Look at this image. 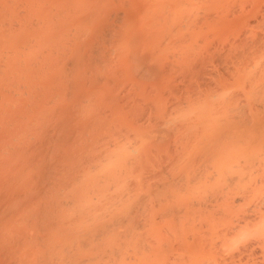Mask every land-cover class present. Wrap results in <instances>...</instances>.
<instances>
[{"label":"rangeland","instance_id":"1","mask_svg":"<svg viewBox=\"0 0 264 264\" xmlns=\"http://www.w3.org/2000/svg\"><path fill=\"white\" fill-rule=\"evenodd\" d=\"M9 1L10 0H8V2H6L5 3V5H2L1 3L3 2L4 3V1H2V2H0V10L2 11V9L3 10H5L6 8H3V7H8V9L6 10V12L5 13H2V15H4L3 17L2 16H0L1 18V21H0V25L2 24V23H4V24H2V25H7V26H3L2 27V29L4 28V27H6L5 28V30H3L4 31V34H9L8 36L7 35H0V48L2 49L3 48V50H1L0 49V59L2 60H0V63L1 62H3V65H9V67H7V65L6 66H4L5 67V69L4 70H6V71H3V72H6L5 74H7V75H5V74H3L1 71V73H0V77H3V78H0V81H2L0 84V90H2L1 88H5V87H8L9 86V89L8 88H6V90L5 89H3L2 91H0L1 93H0V96L1 95H4L3 97H1L0 99V114H3V115H0V119H3V118H5V119H3L2 121H0V129L2 130V131H0V156H2V157H0V161H3V162H0V184H5L6 186H2V185H0L1 187H0V208H3V210L5 209V208H7L6 210L7 211H2L1 209H0V211H2L3 212V214H0V224H2V225H0V234H2V235H0V241H2V242H6V244L5 243H3V245H2V249L0 248V264L1 263H4V264H6V263H8L7 261H11L12 263H14V261H16V260H19V258H20V262L21 263H19V261L17 262L16 261V264H24V261H25V264H35V263H30V262H34V260H32L33 259V257H34V259H38L41 255H40V253H38V251H40V250H42L41 251V253H43L42 254V257L41 258H39V260H41L40 261V263H38V261H35L36 262V264H64L63 262H65V264H68L69 262H67V260L68 261H70V260H72V259H74V260H72L69 264H71V263H74V264H84V262H85V264L86 263H88V264H90V263H92V264H98V262H99V264H105L104 263V259H107L108 257L110 258V257H112V258H108V260H105V262H108V263H106V264H116V263H113V262H117L118 264H128L129 262H130V264L131 263H134V264H175V263H177V262H174L173 263V261L174 260H176V261H178L179 263H177V264H182V262H185V261H187V262H185V263H183V264H238V261H236V260H234L235 258L237 259V258H241V257H243L244 256V254H246V252L248 253V256L246 257V256H244V259H239V262H242L243 260L245 261L246 260V262L247 263H249V264H261V262H259V260L257 261H254V258L255 259H257L258 257L257 256H260L259 258L261 259V258H263V259H261V260H264V252H263V250H260V249H262L263 247H264V243L261 245L260 243L261 242H263V241H260L259 240V238H255V237H257V235L259 234V237L264 233V231L260 234V233H258V234H255L256 236H253V234H250V235H248V237H247V240L246 241H248V242H246L245 240H241L242 242H238V244H237V241H240V239L241 238H238V239H236L237 241H235V242H232L231 243V241L230 240H232V239H230V238H233V236H234V234H235V232L237 231L236 229H237V219H239V216L238 215H240V217L242 218L241 220H239V221H243L244 219L243 218H245V216L244 215H246V214H248V213H250V211L251 210H256L257 208L256 207H259L258 208V210L260 211V210H264V208L262 207V209H261V204H262V202L259 200V199H261V198H263V201H264V181H263V177L264 176H262L263 175V173H264V170L263 171H259L258 169L259 168H261V167H263L264 168V157H262V155L264 154V151H263V154H260V153H262L261 151L262 150H258V149H262L261 147V144L256 148V149H252V151H250V152H247V153H245V154H243V151H241V150H239L238 148H239V145H243V143L245 144V142L244 141H247V140H244V137H247V138H249L250 136H251V134H249V136H248V134H246V127L248 126L247 124H245L247 121H249V120H247L245 123H242V125L243 126H238L237 128H236V130H235V133H232V134H236L237 136H235V138H234V136L232 137V139H229L228 140V143L224 146L225 148H222L224 151L222 152V151H220V153H219V151H218V153H214V154H218V156H215V155H211L210 154V156H208V161H211L210 163L207 161V160H204V159H202V160H200V161H206V162H200V161H198L199 159H195V158H197V157H195L196 156V153L198 154L199 152H201V151H197V150H202V146H205L204 144H206L204 141V143L202 142H200V143H195V145H194V149H195V151H196V153H194V154H186L187 155V158H186V160H185V157L184 158H182L181 159V161H180V163L179 162H176L177 164H179L181 167H177V169H178V172H176V173H174L173 171H177V169H173V171H172V166H174V165H172V163H174V161L175 160H173V159H175L176 157H173V159H171L170 157H172L171 155H173V156H176L177 155V153H175V151L176 152H178V151H180L179 153L180 154H183L184 152H183V150L181 149V148H183V147H180V143L184 146V142H187V140L186 139H190V142H189V144L191 143V142H194V141H202L203 140V138H201L204 134H202V136H199V138H197V140H193V139H196V138H193V135H195L194 133H193V135H189V137L187 138L186 137V139H185V137H183V138H181L180 137V133H182V134H184L183 132H181V131H183V130H181V129H178V127H176V126H179V128H183L184 130H185V126L183 125V123H184V121L182 120L183 118H180L181 120L180 121H182V123L181 124H178V123H176L177 121L176 120H174L173 119V117H174V115H175V119H178L179 117H177V113H179L178 111L177 112H175V111H173V113L175 112V114H172V113H169V114H171V115H169L167 112H165V111H168V109H170V108H173L174 106H175V102H173V101H176V102H179V100H180V98H178V96L180 97V93L181 92H178L177 94H174L175 92H172V91H165L164 92V94H163V92H161V90L163 91V90H173V89H171L170 87H169V85H172V83L170 82V84L168 85V83L169 82H167V81H170V79H172L173 78V76H168V77H166V78H164V74H168V75H170V73L173 71V70H170V69H172L173 68V64L174 63H176L177 61H175L176 59L178 60L179 59V57L178 58H174L175 56H172V58H171V55H173V53H174V55H177V52L179 51L178 50V48H182V47H184L183 45H185V46H187V47H185L184 49H188V48H190V47H192L193 49L195 48V46H197V44H193V45H195L194 47L192 46V44L191 43H194V42H196V43H198V44H200V45H203V47H206V46H213L214 44L213 43H217V42H219L220 43V41H219V37L215 34V33H213V31H208V32H206L205 31V34H204V32L202 31V30H199V28H200V25H201V19L203 18L202 16H204L203 15V13H202V10L204 9L202 6H204V4H205V2L206 1H208V0H173V1H170V0H140V1H142V3H139L137 0H130V1H128V0H126V1H128V2H126L125 0H51V2L50 1H48V0H43V2L40 0V1H38V0H34V2L33 3H31V1L32 0H29V1H26V0H19V2H17V0H13V1H10V4L11 3H13L11 6H14L13 7V11L12 10H10L12 7L11 6H8L7 4H9ZM22 1V2H21ZM25 1V2H24ZM49 2V3H47V2ZM59 1V2H58ZM61 1H63V2H61ZM65 1V2H64ZM67 1H69V2H72L73 1V4H70L69 2H67ZM113 1V2H112ZM118 1V2H117ZM120 1H121V3H120ZM133 1V2H132ZM170 1V2H169ZM184 1V2H183ZM189 1V2H188ZM197 1V2H196ZM199 1V2H198ZM14 2H17V3H23V4H27V2L28 3H30V5H32L31 7H29L30 5H26V6H28V9H27V7L26 6H24L23 7V4H21L22 5V7L20 6V4H17V3H14ZM124 2H126V3H124ZM132 2V3H131ZM177 2H181V3H185V2H187L186 4H180V3H178V6L177 5H175V4H177ZM36 3H41V4H38V5H36ZM42 3H43V5H42ZM51 3V4H50ZM62 3V4H61ZM76 3H78L77 4V6L75 7V5H76ZM90 3H92V4H90ZM118 3V4H117ZM124 3V4H123ZM127 3H128V5L130 6V8H133L131 11H130V15H128L126 12H125V10H122V8L123 9H126V10H130V8H129V6H127ZM198 3H200L201 5H199ZM9 4V5H10ZM15 4L16 5H18L19 7H18V9H16L17 8V6H15ZM44 4L46 5V7H44ZM54 4H58V5H54ZM64 4H66V5H64ZM68 4H70V6L68 5ZM84 4V5H83ZM154 4V5H153ZM163 4V5H162ZM167 4V5H166ZM188 4H192V6H188V7H185V6H187ZM47 5H49V6H47ZM53 5H54V7H53ZM68 5V6H67ZM90 7H89V6ZM126 5V6H125ZM142 5V6H141ZM145 6V8H144V6ZM160 5V6H159ZM181 6V8H180V6ZM36 7V8H33V7ZM41 6H43V8L44 9H41ZM58 6V7H57ZM86 7L87 9H88V7L89 8H91L92 9V7H93V9L91 10V9H89V10H91V11H89V10H87V9H84L83 11L82 10H80L81 11V13L79 12V9H77L78 7H80V8H82L83 9V7ZM104 6V7H103ZM111 6V7H110ZM116 6V7H115ZM133 6H135V7H133ZM140 6H141V8H140ZM163 6H166V7H163ZM22 8V10L25 8V12H23L22 14H20V12L18 13V11L19 10H21V8ZM38 7V8H37ZM48 7H50L49 9H47ZM55 7H57L58 9L59 8H61V9H57V8H55ZM66 8V9H63V8ZM70 7V8H69ZM115 7V8H114ZM126 7H128V8H126ZM137 7H139V10H138V8ZM10 8V9H9ZM20 8V9H19ZM34 9V12L33 11H31V12H29L31 9ZM51 8L52 9H54V10H52L51 11ZM67 8H69V10L67 9ZM74 8V9H73ZM147 8V9H146ZM148 8H151V10H149ZM153 8V9H152ZM172 8V9H171ZM187 8V9H186ZM198 8V9H197ZM203 8V9H202ZM37 9H40V11L39 10H37ZM56 9V10H55ZM63 9V10H62ZM76 10V12L74 11V15H76V14H78V12H79V14L80 15H78V16H75V17H73V15H71L72 13H69V11L70 10ZM119 9V10H118ZM137 9V10H136ZM155 9V10H154ZM157 9H159V10H157ZM192 9V10H191ZM201 9V10H200ZM9 10V12L7 13V11ZM15 10H17V11H15ZM21 10V11H22ZM27 10V11H26ZM29 10V11H28ZM49 10V11H48ZM66 10V15H68V14H70L69 16H72V18H74L73 20H71V21H73V22H71V21H69V19H72L71 17H69V16H67V20L65 19V18H60V17H64V14L62 15V16H57V15H54V16H56L55 18L56 19H58V21L57 20H55V21H49V20H51V19H54V17H53V15H51V13L50 12H53V11H55V12H61V11H63V12H61V13H64V11ZM86 10V11H85ZM94 10V11H93ZM113 10V11H112ZM128 10V11H129ZM140 10H143V11H140ZM167 10V11H166ZM189 10V12H187ZM197 10H200L199 12L197 11ZM1 11H0V13H1ZM35 11H37V12H35ZM43 11H45V12H47V13H45L44 14V12ZM103 11V12H102ZM115 11H116V13H115ZM147 11V12H146ZM173 11V12H172ZM190 11H194V13L195 12H198V13H196L194 16H193V12H190ZM4 12V11H3ZM10 12H14L16 15H17V19L16 18H14L16 15H14L13 13H11V14H9ZM48 12H49V14H48ZM70 12H72V11H70ZM95 12H97L95 15H94V13ZM118 12H119V14H122V15H118ZM140 12H142V14L140 13ZM204 12V11H203ZM27 13V14H26ZM33 13V14H32ZM37 13L39 14V15H37ZM40 13H42V14H40ZM102 13V14H101ZM110 14V16L109 15H105V14ZM129 13V12H128ZM131 13H132V15L134 16V17H136V16H138V17H136V18H134L132 15H131ZM133 13H136V15L135 14H133ZM140 13V14H139ZM148 13H149V15H148ZM158 13V14H157ZM7 14V15H6ZM36 14V15H35ZM53 14H57V13H53ZM90 14V15H89ZM100 14V15H99ZM173 14V15H172ZM184 15V16H182V15ZM187 14H189V15H187ZM198 14H200V15H198ZM1 15V14H0ZM10 15H11V17H12V15H14L12 18H10ZM18 15H20V17L18 16ZM23 15V16H22ZM43 15V16H42ZM44 15H45V17H44ZM58 15H60V14H58ZM83 15V16H82ZM100 16V17H102V18H100V17H96V16ZM102 15V16H101ZM117 16L116 18H114V17H111V16ZM6 16V18H4ZM38 17V19H36V20H38V22H39V24H42V23H46V25H45V27H42V26H44V24H42V26L40 27V28H38L39 26H38V24H37V26H36V23H38V22H36L35 23V27H33V28H35L34 30H33V28H32V26L31 25H34L33 23H31L30 24V22H28V20L30 21H32V22H34V21H36L35 20V18H37ZM42 16V18H44V19H42V20H44V22H40V17ZM85 16V17H84ZM109 16V17H108ZM120 16H123L122 18L120 17ZM131 17V18H128V17ZM146 16V17H145ZM157 16V17H156ZM193 16V17H192ZM7 17H9L8 19H9V21H10V19H12V21H14V22H12V25L10 24L11 23V21L9 22L8 20H5V19H7ZM49 17H51L50 19H49ZM66 17V16H65ZM87 17H89L88 19H87ZM91 17H93V18H95L94 20L91 18ZM105 17V18H104ZM119 17V18H118ZM163 17H165V18H163ZM173 17V18H172ZM177 17V18H176ZM181 17H183V18H181ZM190 18V19H192V18H195V19H192V20H190V19H188V18ZM198 17H200V18H198ZM202 17V18H201ZM25 18V19H24ZM48 18V19H47ZM83 18V19H82ZM97 18V19H96ZM112 18V19H111ZM124 18H128V19H124ZM156 18V19H155ZM186 18V20H184ZM21 24L22 22H25V23H23L24 25H20L16 20ZM18 19H20V20H18ZM22 19L23 20H25V21H22ZM64 19V20H63ZM77 19V20H76ZM99 19H101V20H99ZM104 19V20H103ZM108 19V20H107ZM122 19V23L119 21V20H121ZM132 19H135V20H137V19H139V20H137L138 21V23L135 21V20H133V22L132 23H130L131 22V20ZM141 19V20H140ZM154 19V20H153ZM163 19V20H162ZM175 19V20H174ZM182 19V20H181ZM196 19H198L199 21L197 22V20ZM46 20H48V21H46ZM69 21L70 22V24L69 23H67V22H63V23H67L66 24V26L65 27H62V25H65V24H63V23H61V21ZM79 20H83V21H79ZM91 21L92 20V22L90 23L89 21ZM116 20V21H115ZM158 20H160V21H158ZM5 21V22H4ZM8 21V22H7ZM22 21V22H21ZM76 21H79V22H76ZM86 21V22H85ZM102 21H104V22H102ZM114 22L115 24H113V23H110V22ZM123 21H125V22H123ZM126 21H128V22H126ZM142 21V22H141ZM153 21V22H152ZM190 21H192L193 22V24L190 22ZM17 24H16V23ZM26 22H27V24H26ZM48 22H50V23H48ZM80 22H82V25H81V23ZM88 22V25H84V24H86ZM105 22H107V23H105ZM109 22V23H108ZM149 22V23H148ZM163 22H165V23H163ZM185 22H187L186 24H184ZM7 23V24H6ZM55 24V25H53V26H51L50 24ZM77 23V24H76ZM103 23L105 24L104 26H102L103 25ZM158 23V24H157ZM190 23V24H189ZM15 25V30H16V28H17V30H19L17 33L15 32V31H13V28H12V26H14ZM20 25V28H18V27H16L17 25ZM29 24V26H26V25H28ZM60 24V25H59ZM74 24H75V26H74ZM89 24H91V25H89ZM130 24V25H129ZM143 24V25H142ZM144 24H146V25H144ZM154 24H155V26H154ZM159 24H161V25H159ZM164 24V25H163ZM166 24V25H165ZM196 24V25H195ZM200 24V25H199ZM47 25H49L51 28H53L54 27V29H50V28H48L49 26H47ZM97 25L99 26V27H97ZM149 25V27L150 26H154V27H147ZM163 25V26H162ZM170 25H172V26H170ZM47 26V27H46ZM56 26V27H55ZM58 26L60 27L58 30H56L55 28H58ZM71 26V28H73V30L72 29H69V27ZM94 26V27H93ZM127 28H126V27ZM158 26L160 27V28H158ZM165 26V27H164ZM188 26V27H187ZM194 26V27H193ZM195 26H197V27H199V28H195ZM30 27H31V30H29L30 29ZM107 27V29H105ZM115 27V28H114ZM129 27H131V28H129ZM142 27V28H141ZM145 27V28H144ZM177 27V28H176ZM0 28H1V26H0ZM9 28V30H6V29H8ZM10 28H12V30L10 29ZM24 28H27L28 29V31H31V34L30 33H25L24 31H26V32H28L26 29H24ZM37 28V29H36ZM42 28H48V29H50V31H46L47 29H42ZM86 28V29H85ZM98 29V30H96V29ZM99 28H101V29H99ZM123 30H121V29ZM147 28V29H146ZM152 28V29H151ZM155 28V30H153ZM158 28V29H157ZM174 28H176V29H174ZM194 28V29H193ZM120 29V30H119ZM137 29V30H136ZM160 29V30H159ZM162 29V30H161ZM180 29V30H179ZM186 30V31H184V30ZM188 29V30H187ZM195 29H197V30H195ZM205 29V28H204ZM16 30V31H17ZM24 30V31H23ZM75 30V31H74ZM80 30H82V31H80ZM116 30H119V32L121 33V34H118L119 32H117ZM134 30V31H133ZM150 30V31H149ZM153 30V31H152ZM157 30L159 31V32H157ZM166 30H168V33H172V34H175V35H172V34H168V33H166ZM175 30V31H174ZM181 30H183L184 32H181ZM206 30V29H205ZM0 31H1V29H0ZM2 31V32H3ZM22 32L21 34L19 33V32ZM33 31H36V32H33ZM39 31H43V33L41 34ZM52 31H54V32H56V33H54V32H52ZM79 31V32H78ZM84 31H88L89 33H87V32H85V34H84ZM107 31V32H106ZM129 31V32H128ZM141 31V32H140ZM143 31V32H142ZM170 31V32H169ZM193 31V32H192ZM2 32H0V34H2ZM10 32H12V33H10ZM48 32V33H47ZM76 32V33H75ZM81 32H83V33H81ZM96 32H97V35H96ZM116 32V33H115ZM123 32H125V34H122ZM127 32V33H126ZM145 32V33H144ZM151 32V33H150ZM159 33V34H161V35H156V33ZM188 32H190L189 34L191 35V36H189L188 37V35L186 34V33H188ZM198 32V33H197ZM200 32H202L200 35H198ZM210 32H212V35H209V34H211ZM14 33H16V34H19V36H18V38H21V36H23L22 38H23V40L21 41V39L19 40V42L20 43H18V42H16V41H18V39L16 38V37H14V35L16 36V34H14ZM61 33V34H60ZM65 33V34H64ZM74 34V35H71V34ZM78 33V34H77ZM79 33H81V34H79ZM91 33H92V35L94 34L95 36H92L91 35ZM132 33H133V36H131L132 35ZM147 33V34H146ZM184 33V34H183ZM36 35V34H39V35H42V36H44V37H42V38H40V40H38L39 42H41V40L42 41H44L43 43H39V42H37L38 43V45L39 46H37V45H33L34 46V48L33 49H35L36 48V50L37 51H33L32 49H30V48H32V46L30 47V45H29V43H31V42H33V41H31V40H34V41H36L35 39H33V38H30L29 36H31V37H37V36H33V35ZM57 34V35H56ZM60 34V35H59ZM77 34V35H76ZM116 34H118V35H116ZM127 34V35H126ZM180 34H183L184 36H182V35H180ZM194 34V35H193ZM204 34V35H203ZM27 35H29V36H27ZM70 35V36H69ZM77 37H76V36ZM78 35H80V37H78ZM85 35V37H86V39H85V37L84 38H82V36H84ZM107 35H109V36H107ZM115 35L117 36V37H115ZM120 35V36H119ZM130 35V37H124V36H129ZM137 35V36H136ZM198 35V36H197ZM206 35H209L208 37L206 36ZM24 36H26V37H28V38H26V37H24ZM50 36V37H49ZM52 36H54V37H52ZM59 37V38H56V37ZM68 39V42L70 43V40H72L71 38H74L75 37V39H77V38H80V39H77V40H75V39H73V41H74V43L76 42L77 44H74V43H67L66 42V40L64 41V39L63 38H65V37ZM73 36V37H72ZM89 36H91V38L89 37ZM102 36V37H101ZM112 36H114V37H112ZM121 36H123V37H121ZM150 36H152V37H150ZM179 37L180 39H182V37H184L185 39H183V40H180V39H178L177 37ZM181 36V37H180ZM185 36H187V37H185ZM212 36V37H211ZM215 36H217V42H216V37ZM5 37H7V38H5ZM8 37H12V38H8ZM38 37H40V36H38ZM93 37H96V38H94L95 40H94V42H93ZM98 37V38H97ZM122 39H121V38ZM149 37V38H148ZM169 37V38H168ZM197 37V38H196ZM202 37V38H201ZM211 37V38H210ZM214 37V38H213ZM6 39L7 41H5L4 39ZM13 38H15V40H13ZM45 38H47V39H45ZM53 38H56V39H54V41H56L57 39H60L63 43H66L65 45H63L62 44V42H60L59 40H57V42L59 43H57V42H54L53 41ZM65 38V39H66ZM87 38H89V40L87 39ZM100 38V39H99ZM105 38V39H104ZM117 38H120V39H117ZM134 38V39H133ZM151 38V39H150ZM161 38V39H160ZM176 38V39H175ZM190 38H191V40H190ZM196 38V39H195ZM209 38V39H208ZM27 39H30L29 41H31V42H26V40ZM44 39V40H43ZM104 39V40H103ZM111 39V40H110ZM117 39V40H116ZM136 39V40H135ZM144 39H148V40H144ZM167 39V40H166ZM212 39V40H211ZM3 40V42H4V44L5 45H3L2 43H1V41ZM50 40H52V41H50ZM122 40V41H121ZM133 40H135V41H133ZM153 40V41H152ZM156 40H157V42H156ZM188 40V42H190V44L188 43V42H184L183 43V45H180V47H175L176 46V44L178 43V44H180V43H182L183 41H187ZM190 40V41H189ZM194 40H197V41H194ZM199 40H204V41H206L205 43H204V41H202L201 43H199L200 41ZM10 42V44H12V46L10 47L9 45H8V43ZM48 41V42H47ZM49 41L51 42V44H49L48 46L47 45H45V44H48L49 43ZM79 41H81V42H83V44L81 43V42H79ZM88 41H90V42H92V43H90V42H88ZM116 41H117V43H116ZM123 41H125V42H123ZM133 41V42H132ZM149 41H152V42H150V43H152V44H149L148 46H146V44H148L149 43ZM167 41V43L165 44V42ZM177 41V42H176ZM182 41V42H181ZM11 42H13V43H11ZM23 42H25V43H23ZM47 42V43H46ZM72 42V41H71ZM85 42V43H84ZM86 42H88L87 44H86ZM102 42V43H101ZM130 44H129V43ZM138 42H140V43H138ZM148 42V43H147ZM160 42V43H159ZM171 42V43H170ZM175 42H176V44H175ZM180 42V43H179ZM209 42H211V43H209ZM16 43H18V44H16ZM35 42H33L32 44H34ZM54 43H56V44H54ZM97 43V44H96ZM108 43H109V45H108ZM114 43V44H113ZM126 43V44H125ZM133 43H135L136 45H137V47H134V46H136L135 44H133ZM174 44V46H173V44ZM185 43H187V44H185ZM208 43V44H207ZM14 44V45H13ZM24 44H27V46H26V48L28 47L29 49H28V51L29 52H32V53H34L33 55H35V57L33 56V55H31V56H29V52H27V50L24 48L25 46H24ZM44 44V45H43ZM52 44H54L53 46H52ZM74 44V45H73ZM80 44V45H79ZM84 44L85 45H87V46H84ZM91 44V46H89ZM111 44V45H110ZM141 44H143V45H141ZM160 44H161V46H160ZM207 44V45H206ZM211 44V45H210ZM20 45H23V46H20ZM43 45V46H42ZM50 45H51V47H52V50H50V51H52V52H50V51H47V47H50ZM56 45H58V46H56ZM62 45V46H61ZM78 45V46H77ZM98 45V46H97ZM117 45V46H116ZM121 45H125L124 47L123 46H121ZM129 45H131L132 47H129ZM159 45V46H158ZM171 45V46H170ZM190 45V46H189ZM4 46V47H3ZM47 46V47H46ZM54 46L56 47V50H55V48H54ZM60 46V47H59ZM66 46V47H65ZM93 46V47H92ZM95 46H97V48L99 49V48H101V49H99V50H101V52L100 51H96V49L97 48H95ZM100 46V47H99ZM113 46H114V48H113ZM126 46H128L129 48H126ZM177 46H179V45H177ZM5 47H10V48H5ZM15 47V48H14ZM22 47H23V49H22ZM37 47H39V49L37 48ZM43 47H45V48H43ZM58 47H59V49H58ZM84 47V48H83ZM103 47V48H102ZM112 47V48H111ZM117 47V49H115ZM123 47V49H120V48H122ZM17 48V49H16ZM63 48H67V49H64V51H66V52H64V54L66 53V55L67 56H65L64 54H62L61 55V57H59L60 59H58V56H60V54H61V52H63V50L62 49ZM89 48H93L94 50L92 51V50H90ZM109 48V49H108ZM134 48H137V49H134ZM175 48V49H174ZM190 49L191 51L193 50V49ZM8 49V50H7ZM12 49V50H11ZM16 49V50H15ZM57 49L60 51V52H58L57 51ZM71 49V50H70ZM77 49H79V51L77 50ZM88 49V50H87ZM112 49H113V51H112ZM130 50V51H128V50ZM134 49V51H132ZM140 51H139V50ZM155 49V50H154ZM170 49V50H169ZM196 50H198V48H195ZM5 50H6V52H8V54H6V52H5ZM9 50H11V51H9ZM17 50H19L18 52H17ZM20 50H22V51H20ZM41 50H43V51H41ZM47 51V53H46V55L48 56V58L47 57H44V55H42V54H45L44 53V51ZM120 50V51H119ZM121 50H125V51H121ZM154 50V51H153ZM45 51V52H46ZM54 51H56V53L54 52ZM90 51V52H89ZM137 51V52H136ZM152 51H153V53H152ZM167 51V52H166ZM172 51H174V52H172ZM2 52H5V53H2ZM15 52L17 53V54H15ZM19 52H21L23 55H24V57H27V58H22L23 56H21V58H20V56H19ZM24 52L26 53V54H24ZM41 53L42 52V54H40L39 53V56L40 55H42V56H40L39 58H37L36 56H38V54H36V53ZM74 52V53H73ZM77 52V53H76ZM96 52V53H95ZM98 52L100 53V55H98ZM120 52V53H119ZM128 52V53H127ZM147 52V53H146ZM171 52V53H170ZM14 53V54H13ZM32 53H30V54H32ZM55 53V54H54ZM79 53V54H78ZM87 53H89V54H91V59L89 58L88 59V57H90V56H87V55H89V54H87ZM92 53L93 54H97V55H92ZM105 53V54H104ZM108 53H111V54H108ZM123 53V54H122ZM130 53V55H128ZM133 53H135V55L133 54ZM141 53V54H140ZM176 53V54H175ZM2 54V55H1ZM5 54L7 55V56H5ZM9 54H11V55H9ZM22 54H20V55H22ZM56 54H58V55H56ZM74 54H76V55H74ZM80 54H82L81 56H80V58L78 59V57H79V55ZM87 54V55H86ZM119 54V55H118ZM125 54V55H124ZM155 54V55H154ZM158 54V55H157ZM12 55H14V56H16V55H18L17 57L18 58H20V59H22V61H25V62H23V65L22 64H17V63H19V61H16L17 60V58L16 57H14V56H12ZM25 55H27V56H25ZM53 55H56L55 56V59H54V57H53ZM103 55V56H102ZM111 55V56H110ZM121 55H122V57H121ZM123 55H124V57H123ZM131 55H133V57H132V60H131V58L130 57H128V56H131ZM141 55V57H137V56H140ZM149 55V56H148ZM6 57V59H5V57ZM8 56L9 57H12V58H8ZM50 56V57H49ZM70 56V57H69ZM105 56V57H104ZM108 56V57H107ZM114 56H119V58L117 57H115L114 58ZM13 57H14V59H13ZM57 57V58H56ZM85 57V58H84ZM87 57V58H86ZM98 57V58H97ZM104 57V58H103ZM111 57V58H110ZM171 59H170V58ZM33 58H36L35 60H38V59H42V60H38L39 62H36L35 60H33V61H35L36 63L35 64H37V63H39L37 66L32 62V65L30 64V62L32 61V59ZM45 58H47V59H45ZM53 59V60H50V59ZM120 58H122V59H120ZM135 58V59H134ZM174 58V59H173ZM207 58V57H206ZM4 59V60H3ZM12 60V61H9V60ZM24 59V60H23ZM30 59V60H29ZM50 60V61H47V62H45L46 60ZM68 59V60H67ZM93 59V60H92ZM104 59V60H103ZM109 59H111V60H109ZM119 59V60H118ZM126 59L128 60V61H131V62H133V61H135V63H131V62H126L125 63V61H126ZM130 59V60H129ZM138 59H139V61H138ZM160 59V60H159ZM7 62H6V61ZM60 61L58 64H62V65H58L56 62L54 63V61ZM66 60V61H65ZM76 60V61H75ZM98 60V61H97ZM102 60V61H101ZM118 60V63L121 61V63L122 64H118L114 69H113V72H115V74L114 73H111L110 72V70L107 72V68H111V65L112 64H117V63H115L114 61H117ZM158 60V61H157ZM162 60V61H161ZM164 60V61H163ZM165 60H166V62L167 63H171V61L173 62V64H170L169 66H168V64L167 63H165ZM208 60L209 61H211V64H212V62H214L212 65H216V69H217V67H218V65L219 64H223V65H227V62L228 61H220V62H222V63H220L218 60V63L219 64H216L217 63V61H216V58H214V57H210V58H208ZM208 60H206L205 59V63H206V65H208L210 62H208ZM212 60H214V61H212ZM8 61H9V63L10 64H8ZM22 61H20V62H22ZM28 61V62H27ZM62 61V62H61ZM68 61H70V62H72V65H71V63L69 64L68 63ZM83 61V62H82ZM86 61V62H85ZM91 61V62H90ZM101 61V62H100ZM108 61L109 62H111V64L110 63H108ZM140 61H142V62H140ZM149 62V64H147L148 62ZM158 63V64H155L156 62ZM254 61H260V59H254ZM49 62V66H53L54 68V70L55 71H53V73H51V72H49V71H51V67H49L48 65H46V63H48ZM91 63V65L92 66H90L91 67V69H90V67H89V64ZM137 62H140L141 64H140V66H142V69H146V70H141L139 67L140 66H137V68L138 69H134V70H132L131 68L132 67H130L129 68V66H131V64L132 65H134V66H136V65H138L137 64ZM146 62V63H145ZM152 63V65H150L151 63ZM216 62V63H215ZM252 61H250V63H251ZM12 63H14V64H12ZM52 63H54V64H52ZM82 63V64H81ZM83 63H85V64H83ZM108 63V64H107ZM161 63H162V65H161ZM229 63V65L231 66V64L233 65L234 64V62L233 61H229L228 62ZM27 64H29V65H27ZM34 64V65H33ZM41 64V65H40ZM52 64V65H51ZM101 64V65H100ZM123 64H125V65H123ZM145 66H143V65ZM146 64V65H145ZM3 65H1L0 67H2ZM14 65H18L17 67L15 66V68H13L14 67ZM25 65V66H24ZM36 66L34 69H31V70H37L38 71V74L39 75H37V78H34L33 76H35L37 73H35L34 71H33V76L32 75H30V74H26L27 73V71H30L29 73H31L32 71L31 70H29V68L27 69V67L28 66ZM42 65H44V68H49V71L48 70H45L46 71V73L45 72H43V69L44 68H40V69H42V71H39L38 69H36V68H39V66L40 67H42ZM57 65V66H56ZM71 65V66H70ZM82 65H83V68H80V67H82ZM84 65H86V66H84ZM93 65H94V67H95V69L96 68H98L99 69V71L98 72H95V71H97V70H95V69H93ZM108 65V66H107ZM156 65V66H155ZM168 66L169 67V69L167 68V67H164V66ZM212 65H209V69H207V70H211V68H212ZM223 65H221V66H223ZM56 66V67H55ZM62 66H64L63 68H62ZM101 66H103V67H101ZM110 66V67H109ZM120 66H124V67H120ZM126 66H128V68L126 67ZM149 66H151V68L152 69H150V72H151V74H154L155 76H153V75H151L152 76V80H150L149 78H147L148 76H150V73L148 72V69H149ZM155 66V67H154ZM7 67V68H6ZM21 67V68H20ZM24 69H23V68ZM89 67V69H86V68H88ZM112 67H114V65L112 66ZM119 67V68H118ZM148 67V68H147ZM159 67V68H158ZM160 67L162 68V69H160ZM214 67L215 66H213V69L212 70H214ZM232 67H235V64H234V66H232ZM10 68V69H9ZM18 68H20V70H16V69H18ZM32 68V67H31ZM56 68H59V69H56ZM72 68V69H71ZM73 68H75V69H73ZM124 70H126V71H123V69ZM157 68V69H156ZM0 69H3V68H0ZM25 69H27V71H25ZM65 69H67V70H65ZM84 69H86V70H84ZM101 69L103 70V73H102V71H101ZM116 69V70H115ZM120 69H121V71H120ZM160 69V70H159ZM215 69V70H216ZM9 70H11V71H13V70H15V71H13V72H16L15 74H18L17 73V71H20V72H23V70L26 72V73H22V74H26V75H30V76H28V77H30V79L29 78H24V79H27L28 81L29 80H32V81H30L31 83L30 84H33V85H35L36 83H41V85L43 86V88H42V86H40L39 84L36 86H33V87H38L39 86V90H37V88L36 89H34L33 87H32V85H30L31 86V88L29 87V85L27 86V84H29V82L27 81V80H24V79H19L20 77H27L26 75H22V76H20V77H17V75L16 76H14V77H9V75H10V71ZM22 70V71H21ZM59 70V71H58ZM64 70V71H63ZM74 70V71H73ZM75 70H78V71H75ZM88 70V71H87ZM91 70V71H90ZM95 70V71H94ZM105 70V71H104ZM112 70V69H111ZM127 70H129V71H127ZM138 70V71H137ZM156 70H158V71H156ZM162 70H164L163 72H165V73H163V72H160V71H162ZM166 70V71H165ZM167 70H169V71H167ZM215 70H214V72H215ZM49 72V74H47L48 72ZM101 71V72H100ZM117 71V72H116ZM133 71H136V73L137 72H139L138 74L140 75V73H143L142 75V78H140L141 77V75L140 76H136L137 74L134 72V73H132ZM143 71H145V72H143ZM235 71V70H234ZM13 72H11V73H13ZM66 72V73H65ZM70 72H74V73H70ZM78 72V73H77ZM83 72H85V73H83ZM90 72V73H89ZM105 72H107L106 73V77L107 78H109V79H107V78H105V76L104 75H102V74H105ZM119 72H121V73H119ZM124 72V73H123ZM51 73V74H50ZM55 73V74H54ZM65 73V74H64ZM77 73V74H76ZM93 73V74H92ZM98 73V77H100L101 75H102V77H104L105 78V82H107L106 84H108V86L104 83V81H101L100 79H104V78H100V79H97V81L100 83H98V82H96V83H93L94 81H96L95 79H96V77L97 76H95L94 77V75H96ZM127 73V74H126ZM132 73V74H131ZM160 73H163V74H160ZM47 76H46V75ZM58 74L60 75V76H58ZM65 75V76H69V77H71V78H69V77H65V76H63V75ZM69 74H74V76L73 75H69ZM84 74H86V75H84ZM92 74V75H91ZM100 74V75H99ZM112 74H113V76H112ZM117 74H122L123 76H127V77H124V78H122V77H120L121 75H119L118 76V79H119V81L120 82H118V81H115V82H112V83H114V86H117V84H121V81H122V83H124V84H122V86H120L121 87V89L119 88V86H117V87H115V88H113V87H111V86H113V85H109V84H111V78L110 77H108V76H111L112 77V79L113 80H115L117 77ZM131 74V77H129L128 75H130ZM144 74H147V75H144ZM2 75V76H1ZM19 75H21V73L19 74ZM18 75V76H19ZM42 75H45L46 76V78L44 79L43 77L44 76H42ZM55 75L56 76H58V77H55ZM76 75V76H75ZM134 75V76H133ZM160 75L162 76V77H160ZM40 76H42L41 78H40ZM51 76H53V77H51ZM61 76H63L62 77V81H60V82H62V83H59V82H57V83H54V84H52L54 81H57L58 79H55V78H59V80L61 79ZM72 76L73 77H78V78H80L81 76H82V78H84L85 80H83L82 78H80V79H78V78H73V79H76V80H78L79 82H77V81H73L72 80ZM92 76V77H91ZM48 77H50V78H48ZM146 78V79H143V78ZM4 78H6V79H4ZM7 78H11V79H7ZM13 78H17L18 80H20L19 82H17V80H15V79H13ZM32 78H34V79H32ZM68 79L69 81H67L66 82V79ZM88 78V79H87ZM94 78V79H93ZM115 78V79H114ZM151 78V77H150ZM234 78H235V80H238L237 78V76L235 75V73H234ZM37 79H39V80H37ZM43 79V80H42ZM72 81H71V80ZM118 79H116V80H118ZM126 79V80H125ZM128 79H129V81H128ZM158 79H162V80H158ZM215 78L213 77V79L212 80H214ZM3 80H7V81H5V82H8V86L6 85L5 86V82L3 81ZM22 80H24V82L23 83H21L22 82ZM44 80H46V81H49L48 83L46 82V81H44ZM52 80H54V81H52ZM83 80V81H82ZM107 80V81H106ZM138 80H141V81H138ZM164 80H166L165 82H164ZM178 80H180V79H177L176 81H174V84H177L176 82H178V83H180ZM235 80H233V81H231V83H232V85H230L229 84V88L227 87V90H230L229 92H238V93H241L242 94V91H238L239 90V88H240V83L242 84V82L240 81V80H238V81H235ZM9 81H11V82H9ZM14 81H16L17 83H21V84H16V82H14ZM33 81H35V82H33ZM51 81V82H50ZM87 81V82H86ZM70 82H72L71 84H70ZM80 82H84V83H80ZM91 82V83H90ZM141 82H143V84H139V83H141ZM11 83H14L15 85H17V87L18 88H16L15 87V85H11L10 86V84ZM24 83H27V84H24ZM49 83H51V86H55V87H51L50 86V84ZM68 83H69V85H68ZM117 83V84H116ZM127 83V85H125ZM160 83V84H159ZM235 83V84H234ZM7 84V83H6ZM61 84V85H60ZM74 84V85H73ZM79 84V85H78ZM93 84H94V86H93ZM129 84V85H128ZM130 84H132L133 86H130ZM138 85V87H140V88H137L136 86ZM145 84V85H144ZM151 84H153V86H154V89H156L157 91L153 94V95H148L150 92H154V91H150L149 93H148V91H149V88L150 87H152V85ZM5 86V87H3V86ZM20 85H21V90H20ZM27 86L26 88L29 90V91H31V92H28V90L25 88V86ZM44 85H46V87H48V86H50V87H48V88H50L52 91H49L48 90V88H45V86ZM57 85V86H56ZM78 85V86H77ZM86 85V86H85ZM88 85L90 86V85H92V86H90V87H88ZM99 85V86H98ZM103 85V86H102ZM149 85V86H148ZM168 85V86H167ZM215 85V84H214ZM213 85V86H214ZM59 86H61V87H59ZM62 86L64 87V88H62ZM66 86V87H65ZM79 87V88H77V87ZM107 86V87H106ZM143 87V90H145V91H143L141 88ZM144 86H146V87H144ZM148 86V87H147ZM156 86V87H155ZM221 86V85H220ZM220 86H216V87H219V88H221ZM11 87L14 89H16L15 91L13 90V92H15V94L18 92V97H17V95H14V94H12L11 92H9V90H11ZM56 87H59V88H57L56 89ZM67 87H70L72 90H76L75 92H73V91H71V89L70 88H67ZM82 87H84V88H82ZM87 87V88H86ZM111 87V88H110ZM128 87H131L132 89H134V90H136V91H132L131 90V88H128ZM202 87H204V85L202 86ZM215 87V88H216ZM62 88V89H61ZM92 88H94L95 90H93ZM101 88V89H100ZM108 88H110L109 90H108ZM119 88V89H118ZM145 88H147V89H145ZM158 88H160V89H158ZM170 88V89H169ZM215 88H213V90L215 91V92H220V90L222 91L224 88L222 87V89H217L216 88V90H215ZM243 88V85H242V87H241V90H243L244 92L245 91H247V93L245 94L246 95V97H249V99H250V101L249 102H251V103H254L253 105L254 106H256L257 104H259L260 102H258L257 103V99H256V97L257 96H259V95H257V94H260L261 92L259 91L258 93H253V94H249V92H252V91H250V87H248V88H244V89H242ZM23 89H25V91H24V94L25 93H29V95H31V96H35L34 98H31V99H29L28 97H30V96H28L27 94H23V97L21 96V94H22V90ZM31 89V90H30ZM40 89H41V91H40ZM68 89V91H66ZM98 89L100 90V91H98ZM116 89H118L119 90V94L117 95V94H115V92L117 91ZM138 89H139V91H138ZM233 89H238L237 91H233ZM34 90V91H33ZM42 90H45V91H42ZM64 90V92H62L61 94H60V92L61 91H63ZM88 90V91H87ZM114 90H116V91H114ZM128 92V93H125V94H122V93H124V92H126V91ZM148 90V91H147ZM150 90H153L152 88H150ZM17 91V92H16ZM21 91V93L19 94V92ZM32 91L34 92V94H36V95H33V94H30V93H32ZM39 91L41 92V93H39ZM49 91V92H48ZM56 91V92H55ZM77 91H79V92H77ZM85 91H86V94L88 93V92H92V93H94V94H92V93H88V94H90V96L92 95V97L93 98H95V99H97L98 101L97 102H95L94 101V103H92L93 102V100L94 99H91L90 101H91V103H89V102H85L87 99H90V97L88 98L87 97V95L85 94V97H86V99H83V100H80L79 102H81V103H83V102H85V104H80V103H78L77 102V100H76V96H77V98H85V97H83L84 96V94H82V93H85ZM96 91V92H95ZM103 91V92H102ZM112 91H114V92H112ZM121 91H123L122 93H121ZM174 91V90H173ZM46 92V93H45ZM51 92V93H50ZM54 92V94L53 95H51L52 93ZM57 92H58V95H60V96H62V94H64L65 92V96L64 97H66L68 100L69 99H72V100H76L75 102L76 103H74V104H72V105H75L74 107L71 105V107H70V103H71V100H67L66 98H64V97H60V96H57ZM77 92V94H75ZM101 92H102V94H101ZM110 92V93H109ZM136 92V93H135ZM137 92H140V94H138ZM158 92H160V93H158ZM6 93V94H5ZM8 93V94H7ZM45 94L46 96H43V95H41V97H45V98H39L40 96H39V94ZM135 93V94H134ZM235 93V94H236ZM10 94V95H9ZM56 94V95H55ZM72 94V95H71ZM81 94V95H83V96H80L79 97V95ZM99 94V95H98ZM114 95V98H112L111 96H113ZM128 94V95H127ZM129 94L132 96V98L131 97H129ZM133 94V95H132ZM142 94V95H141ZM157 94H159L158 96L159 97H157L156 95ZM163 94V95H162ZM172 94H174V95H172ZM193 94V93H192ZM248 94V95H247ZM11 95H13V96H11ZM69 95V96H68ZM73 95H76V96H73ZM95 95V96H94ZM101 95V96H100ZM135 95H137V96H135ZM143 95L145 96L144 98H146V99H143L142 100V98H143ZM233 95V94H232ZM252 95V96H251ZM7 96H10L9 98L7 97ZM25 96V97H24ZM39 96V97H38ZM52 96H54V97H52ZM119 96V97H118ZM127 96V97H126ZM139 96V99H141V100H139V99H137V97ZM152 96H154L155 98H153ZM172 96H174V97H172ZM237 96V98H235V97H233L232 98V100H237L238 98H239V100H240V102L242 101V103H237L236 101H234V102H232L233 103V105H232V107L234 106V109H235V107H238V106H241V104H242V106L244 105V104H251V103H249V102H246L247 100H248V98H244L245 96L244 95H242V96H239L238 97V95H236ZM16 97H17V99H16ZM27 97V98H26ZM58 98L59 97V99H58V101H56V100H53V99H51V101H55L54 102V104L53 103H50V104H48V102H50L49 100H46V99H48V98ZM73 97H75L74 99H73ZM112 99H111V98ZM120 97H124V98H120ZM151 97L153 98V99H155V100H153L154 102H155V104H153V105H151L152 104V100H151ZM161 97H163V98H161ZM170 97H172V98H170ZM198 97V96H197ZM203 97V96H202ZM240 97H242V98H240ZM253 97V98H252ZM20 98V99H19ZM40 100H39V99ZM61 98H63L62 100H61ZM159 98H161V99H159ZM174 98H176V100L174 99ZM195 98V97H194ZM235 98V99H234ZM258 98V97H257ZM2 99L4 100V101H2ZM6 99V100H5ZM8 99H10L9 101H8ZM14 99L15 100H19L20 101V103H18L17 101L16 102H13L12 104L15 106H13V105H9V104H11V102L12 101H14ZM23 99H25V100H23ZM32 99H34V100H32ZM42 99V100H41ZM102 99V100H101ZM104 99H106V100H104ZM117 99L121 102V100L122 101H124V100H126V102L124 101L123 103L121 102H119V101H117ZM133 99V101H132V104L131 103H129V102H131V100ZM134 99H136V100H134ZM161 101V103H160V101ZM163 99H166V102H164L163 101ZM169 99V100H168ZM170 99H172V100H170ZM241 99H243V100H241ZM246 99V100H245ZM252 99L254 100V99H256V100H254V101H252ZM34 101L35 103V106H36V108H35V106H32L33 104L32 103H27L28 101ZM44 100L45 101H48V102H45L44 103ZM79 100V99H78ZM109 101V102H106V101ZM113 100V101H112ZM147 101V103L149 102V103H151V104H146L147 105V107H145V106H143V110L142 109H140V108H142V107H133V106H137L138 104V106H140V105H142V104H140V103H142V102H144L143 103V105H145V103H146V101ZM238 100V101H239ZM6 101H8V103L6 104ZM27 101V102H26ZM39 101V102H38ZM63 101V102H62ZM68 102V104H66L67 102ZM104 101V102H103ZM167 101H169L168 103H167ZM195 101H197V100H195ZM222 101V100H221ZM226 101V100H225ZM5 102V103H4ZM22 102V103H21ZM42 104H44V105H42ZM112 102H114V103H112ZM116 102H118V103H116ZM134 102V103H133ZM137 102V103H136ZM164 102V103H163ZM173 102V103H172ZM198 102V101H197ZM246 102V103H245ZM15 103H17V105L15 104ZM23 103L24 104H26V107H27V105L29 106V107H27V108H25V106L23 105ZM39 103V104H38ZM46 103H47V105H49V106H47L46 105ZM65 104V105H63V104ZM97 103V104H96ZM100 103V104H99ZM104 103H106V104H104ZM129 103V104H128ZM137 105H136V104ZM167 103V105H165ZM235 103V104H234ZM244 103V104H243ZM18 104H20V105H18ZM32 104V105H31ZM60 104H61V107H62V109L60 110ZM77 104H80V107H82V105H86V107L85 108H87L88 107V105L89 104H93V106H91L90 108H87L86 110H90V114H89V111H83V112H85V113H81V115H83L84 117H83V119H81L80 117H81V115L79 114L80 113V111H82V109H83V107H82V109H80V111L78 110V112L79 113H75V111H73L74 109H77V108H80V107H78V105ZM118 104H121V105H124L125 106V108H126V110H124V109H121V110H123V113L124 114H126V113H128V115L126 116V115H124L123 114V117H128L127 119H124L123 118V121H125V122H123V123H125L124 124V126H123V123H122V127L123 128H127V129H129L130 128V130H128L129 132H127V133H125L127 136H128V133L131 135V136H129V137H132V139L131 140H134V141H136V143L134 144V145H136V146H134V147H136V148H133V147H129L131 144H133V142L134 141H132V143L128 140V139H126V141L125 140H123V139H125L124 137H122V135H125L124 134V132L126 131V129H121V130H119L120 129V127H117L119 124V118L118 117H116V116H118L119 115V111L116 113V114H114L113 115V117H116V118H112V117H109L111 114H113V113H115L116 112V110H118V109H111V110H113V111H115V112H113V111H111V110H109L110 108H117V105ZM129 105L128 107L126 106V105ZM238 104H240V105H238ZM261 104V103H260ZM103 106L102 108H100V106ZM110 105H114V106H110ZM120 105V106H121ZM156 106V107H158L159 105L162 107H158V108H155V109H157V110H154V111H156V112H160L159 113V115H157L158 113H151V112H153V107L152 106ZM180 104L179 103H176V106H179ZM2 106V107H1ZM11 106H13L14 107V110H12V108H10ZM18 106H20V107H18ZM24 106V107H23ZM39 106V107H38ZM40 106H41V108L42 109H39L40 108ZM47 107V109H43V108H45V107ZM52 106H54V107H52ZM65 106H67V109L69 108V110L68 111H70V109H71V111L70 112H72V113H70V112H67V113H70V114H68V115H66L65 117H64V115H65V112L67 111V109L66 110H64V107ZM77 106V108H75ZM95 106H97V109H96V107ZM130 106H132L133 107V110L132 111H136L137 113H129L131 110L129 109V108H132V107H130ZM165 106H168V107H170V108H167V107H165ZM246 107H247V110L246 111H248L247 112V117H250L251 119L253 118V116H252V113L251 112H254L255 110H259L258 108L256 109L254 106L253 107H251V106H247V105H245ZM4 107V109H2ZM7 107V108H6ZM17 107V108H16ZM149 107H151L152 109H150V110H148V108ZM181 107V106H180ZM180 107H178V109L180 108ZM24 108V109H23ZM32 109V108H34V111L35 110H39V111H36V112H34V113H36V115L32 112V113H29V109ZM50 108H52L51 110H53V111H51L50 110ZM54 108L55 109H57L58 110V113L59 114H62V115H58V113H57V110H54ZM93 108V109H92ZM98 108H99V110H98ZM105 108L108 110H105ZM122 108H123V106H122ZM136 108H138L137 110H136ZM147 109V110H145V109ZM254 108H255V110H254ZM259 108H261L260 109V111L261 112H263V110H262V107L261 106H259ZM27 110V111H23V110ZM129 109V110H128ZM159 109H160V111H159ZM166 109V110H165ZM173 109H175V108H173ZM1 110H3V111H1ZM21 110V111H20ZM33 110V109H32ZM47 110V111H46ZM62 111L61 113H60V111ZM85 110V109H84ZM100 110H102V111H100ZM141 111L142 110V112L140 113L139 111ZM8 111H10L9 113L11 114V116L13 117H11V116H9V114H8ZM16 111H19V112H17L19 115L21 114V112L23 111V112H27L26 113V117L27 116H29V117H24V119H23V117H21V118H18L19 117V115L17 116V115H15L14 113L16 112ZM46 112V114H45V116H44V118L41 116V115H44V114H41V112L42 113H44V112ZM49 111V112H48ZM63 111H65V112H63ZM95 111H97V113H102V112H104V114H99V115H101V116H97V117H95V114H97V113H95ZM105 111H107V112H105ZM110 111V112H109ZM144 111V112H143ZM147 111V112H146ZM148 111H150V113H148ZM162 111H164L163 113H165L164 115L166 116V117H162V118H164L166 121H164V120H160V118H159V121L157 122L156 120V117H154L153 118V115L154 116H160L161 114L163 115V113H162ZM246 111H245V113H246ZM257 111H256V113H257ZM4 112V113H3ZM7 112V113H6ZM12 112V113H11ZM22 112V113H23ZM48 112V113H47ZM92 112H94V113H92ZM138 112L140 113L139 114V117L140 118H137L138 116H136L135 117V115H138ZM64 113V114H63ZM88 113V114H87ZM107 113H109V114H107ZM145 114V115H143V114ZM232 113L233 114H237V111L236 110H234V111H232ZM245 113L243 114L242 113V115L244 116V117H242V115H241V117L242 118H246V115H245ZM5 114H7L6 116H4ZM35 116H34V115ZM37 114H40V116L39 115H37ZM72 114H74L75 116L73 117V116H71ZM85 114H87L88 116H90V115H92V116H90V118L89 117H86V115ZM132 116V117H130V115ZM148 114H150V116H147ZM34 117H33V116ZM50 116V117H48V116ZM77 115V116H76ZM105 115H107L110 119H105L106 118V116ZM143 115V116H142ZM180 115H182L181 113H180ZM180 115H178V116H180ZM9 116V117H8ZM16 116V117H15ZM21 116H23V114H21ZM36 116H39V117H36ZM61 116L62 117H64V121L65 122H63V120L60 122V121H56V120H58V119H63V118H61ZM67 116H71L72 118H69V117H67ZM104 116V117H103ZM141 116H142V118H141ZM187 116H189V115H186V117L185 116H183L184 118H187ZM259 116H264V114H261V115H259ZM46 117H48V119H46ZM54 117V122H52L53 121V119H50V118H53ZM55 117H56V119H55ZM78 117V119H76ZM101 117V119H99ZM125 117V118H126ZM131 119H130V118ZM180 117H182V116H180ZM193 116H191L190 118H192ZM9 119V118H11L10 120H7V119ZM16 118V119H15ZM33 118H40L41 120H44V127H43V121H38V120H36V119H33ZM94 118V119H93ZM97 118V119H96ZM137 118V119H136ZM147 118H148V120H147ZM167 118H169L170 120H172V122L170 123V122H168L169 121V119H167ZM15 119V123H17V122H20V124H13V122L11 123L10 121L11 120H14ZM25 119L27 120V119H30V120H27V121H25ZM72 119V120H71ZM76 119V121H73V120H75ZM79 119H81V120H79ZM102 119H104V120H102ZM114 119V120H113ZM130 119V120H129ZM139 119L141 120V121H139ZM237 119H239V117H237ZM5 120H7V122L6 123H4L5 122ZM33 120V121H32ZM46 120H48V121H51V122H47ZM67 120V121H66ZM86 120H88V123L90 124V127H87V124H86ZM111 122H110V121ZM118 120V121H117ZM186 121V124H189V122L190 121H188V123H187V120H188V118L187 119H185ZM253 120L254 121H259V120H255V118L254 119H252V122H253ZM17 121V122H16ZM23 121H24V123H23ZM30 121H31V124H30ZM71 121V123H69ZM89 121H91V122H89ZM98 121H101V122H103V123H106V121L108 122V124L107 125H109V127H106V129H104L103 127L104 126H106V125H103V123H101V122H99L98 124H101V125H97L95 122H98ZM112 121H116L117 123H114V122H112ZM155 121H156V123H155ZM163 121V122H162ZM174 121H176V122H174ZM178 121H179V119H178ZM239 121H241V120H239ZM10 122V123H9ZM42 122V123H41ZM55 122H60L61 124H60V126H62V127H55L54 126V128L55 129H53V128H51L52 130H53V135H52V132H51V129H49L50 127H53L51 124H53V123H55ZM68 124H67V123ZM78 122H80L81 123V125H80V123H78ZM133 122H134V124H137V125H133ZM146 122H148V124H146ZM257 122H255V123H253V124H256ZM35 123H38L37 124V126L36 127H33V125L35 126ZM39 123H41V124H39ZM48 123V126L46 125ZM73 123V124H72ZM110 123V124H109ZM113 123V124H112ZM140 123V124H139ZM163 123H164V125H163ZM180 123V122H179ZM248 123V122H247ZM251 120H250V122H249V128H250V126H251ZM5 124H12V125H7V126H5ZM57 124H59V123H57ZM62 124H66L65 126H63ZM94 124V126L93 127H91V125H93ZM127 124H131V126L130 125H127ZM173 124H175L176 126H174ZM185 124V123H184ZM253 124H252V128H250V130L251 131H253V129L254 128H256V127H254L253 126ZM5 127H3V126ZM17 125H20V127L19 126H17ZM28 125H30L29 127H28ZM39 125H41V127H43V128H41V129H38L37 130V128H40V126ZM51 125V126H50ZM53 125H56V124H53ZM68 125H70V126H68ZM72 125V126H71ZM75 125H78V126H75ZM83 125H85L86 126V129H80V128H77V127H81V128H84V126ZM112 125L115 127L114 129H118V135H120L121 134V132H123V134H121L120 136H114V135H111V136H113L112 138H114L113 139V142H112V144H117V143H114V141L115 142H117L116 140H123L124 142H121V141H119L118 143H120L121 142V145H122V147L124 148H132L133 150L135 149V154H137V152H140L139 153V155H140V157H139V155H135L134 154V152H130V149H128V150H125V149H123L122 147L120 148V149H122V150H120V151H122V152H120V151H118V149H116L115 147H114V145H112L113 146V148H114V150H117L116 152H113L114 150H112V148H110L109 150H112V151H106L108 148L106 147V149H103V147H101V149L99 150V148L98 149H96L97 148V146L99 145V143H97V141H99V139H100V141H103V139H105V138H103V137H101V136H103L104 134H107L106 136H104V137H106V138H109V139H106L103 143H104V145L103 146H105L107 143L106 142H109V141H107V140H110L111 141V136L110 137H107V136H109L110 134H113L114 132H112L111 133V131H113V127H112ZM125 125H126V127H125ZM139 125H141L140 127H139ZM146 125H148V126H146ZM149 125H153L152 127H150ZM163 125V126H162ZM245 125H247L246 127H245ZM257 125H258V123H257ZM14 126H16V127H14ZM22 126H24V127H22ZM50 126V127H49ZM95 126H97V127H95ZM98 126L100 127V126H102V127H100L99 129H98ZM155 126H157V127H155ZM176 127V129L174 128V127ZM262 126V125H261ZM8 127H9V130H10V132L7 130L8 129ZM11 127V128H10ZM26 127V128H25ZM33 128V129H28V128ZM69 127V128H68ZM77 128L76 129V131H75V133L73 132V133H69V134H67V129H72V128ZM135 127H139V128H143V130L141 131V130H139V128H135ZM147 127H149L148 128V130L146 129ZM162 127V128H161ZM254 127V128H253ZM5 129L7 132H9L8 134H10V135H7L6 133L7 132H5V130H3V129ZM26 129V130H24V129ZM49 130H48V129ZM59 130V131H57V129ZM59 128H64V129H59ZM66 128V129H65ZM90 128H92L91 130H90ZM94 128H95V130H94ZM102 128H103V130H105V131H103L102 130ZM141 128V129H142ZM145 128V129H144ZM155 128V129H154ZM164 128V129H163ZM166 128H167V130L170 132V133H168V131H166ZM246 128V129H245ZM27 129L29 130V132H27V133H29V134H31L30 136V138L28 137V135L29 134H27V133H24V132H26L27 131ZM44 129H46V130H44ZM81 130V132H79V131H77V130ZM88 129H89V133H88ZM111 131H110V130ZM152 129V130H151ZM153 129H154V131H153ZM158 129V130H157ZM15 130V131H14ZM20 130H22V131H20ZM93 130V131H92ZM97 130H98V133H97ZM109 130V131H108ZM133 130L135 131L134 133H139V135H137V136H135V138L133 137ZM177 130H181L179 133H177L178 135L176 136L175 134V132H177ZM249 129L247 130V131H250ZM263 130H264V127H263ZM34 131H36V132H34ZM39 131V132H38ZM46 131V132H45ZM49 133H51V134H49ZM57 131V132H56ZM60 131H62V133L60 132ZM72 131H74V130H72ZM92 131V132H91ZM107 131V132H106ZM115 131V130H114ZM130 131H131V133H130ZM1 132H3V133H1ZM16 132H19V133H24V134H22L23 136L21 137V135L19 134V133H16ZM42 134H41V133ZM60 132V133H59ZM69 132H71V131H69ZM85 132H87V133H85ZM95 132V133H94ZM243 132H245V133H243ZM13 133H14V138L12 137L13 136ZM55 133H56V135H58V136H56L55 137ZM78 133H81V134H79L81 137H83L84 135H85V139H86V141L84 140H82L81 139V137H79V135H78ZM91 133V134H90ZM202 133V132H201ZM248 133V132H247ZM5 134V135H4ZM17 134H19V135H17ZM26 134V135H25ZM39 134L40 135V137H38L37 135ZM43 134L45 135V136H43ZM59 134H62V135H59ZM73 134V135H72ZM77 134V135H76ZM115 134V133H114ZM180 134V135H179ZM4 135V136H3ZM47 135H51V136H53V137H51L52 139H51V141H53L54 140V142H52V143H54L53 145H51V143L49 142L50 141V136H47ZM65 135L66 136H71V139H69L68 141H67V139H65V142H63V143H61V141H59V140H61V139H64V138H66L65 137ZM92 135V136H91ZM125 135V136H126ZM147 135H151V138L149 137V136H147ZM220 135V134H219ZM37 136V137H36ZM64 137V138H60V137ZM73 136H75V137H73ZM78 138H80L79 140H81V143L79 144L78 142H77V144H74L76 141H77V137ZM88 136H90V137H88ZM98 136H100L99 138H97ZM182 136V135H181ZM190 136H192V137H190ZM239 136H241V137H239ZM3 137V138H2ZM11 137V138H10ZM18 137H21V138H19V140H17L16 138H18ZM33 137V138H32ZM45 137L47 138V139H45ZM92 137H94V138H92ZM96 137V138H95ZM120 137H122L121 139H118V138H120ZM142 137V138H141ZM159 137L160 138H162L161 140H159V142H158V139H159ZM169 137V138H168ZM174 137H176L175 139H173ZM5 138H9V139H5ZM13 138V139H12ZM24 138V140H22ZM26 138H27V140H26ZM41 138V139H40ZM49 138V139H48ZM56 140H55V139ZM57 138H60L59 140L57 139ZM84 138V137H83ZM90 138H92L91 140H87V139H90ZM103 138V139H102ZM117 138V139H116ZM128 138V137H127ZM147 138V139H146ZM163 138H164V141H162L163 140ZM179 138H181L182 139V141H184V142H178V143H176L177 141H178V139ZM247 138H245V139H247ZM4 139V140H3ZM14 139H16V142H15V140ZM20 139H21V141H24V142H20ZM28 139L30 140V141H28ZM36 139H38V140H36ZM73 139H75V140H73ZM96 141H95V140ZM168 139H170V140H168ZM191 139H192V141H191ZM11 140V141H10ZM45 141V142H42V141ZM143 140V141H142ZM173 140V141H172ZM180 140V139H179ZM242 140H244V141H242ZM4 141V142H3ZM7 143H6V142ZM40 141V145H39V142ZM62 141H64V140H62ZM67 141V142H66ZM71 141V142H70ZM93 141H95V142H93ZM99 141V142H100ZM170 141H172V142H170ZM176 141V142H175ZM10 142L11 143H13L12 145L10 144ZM19 142V143H18ZM35 142H37V143H35ZM56 142H58V143H56ZM83 142H85L83 145H81ZM86 142H87V144H86ZM126 142H128V143H126ZM141 142V143H140ZM154 142H157V143H154ZM167 142H169V144H171L170 146H169V144H168V146L170 147H168L167 146ZM219 142H222V140H219L218 141V146H220L219 144ZM14 143H16L17 144V146H16V144H14ZM29 143H31V144H29ZM33 143V144H32ZM43 143V144H42ZM55 143H56V145H55ZM65 143H67L66 145H65ZM69 143V144H68ZM73 143V144H72ZM95 143H97L98 145H96V148H93L94 146H95ZM103 143H100V145L102 146V144ZM126 143V144H125ZM150 143V144H149ZM162 143V145H159V144H161ZM184 143V144H183ZM7 144H9L10 145V148H6V147H4V146H7ZM23 144H26V145H23ZM59 144V145H58ZM61 144L62 145H64V146H61ZM89 144V146L91 145L92 146V152H96V150H99V152L100 151H102V153H100L99 154V156H101L102 155V157H101V159H99L100 161L98 162V163H96V162H93V161H90L91 159L93 160V158L91 157V156H93L92 154H89V149L91 150V147H89V146H86V145H88ZM147 144V145H146ZM149 144V145H148ZM155 144H158L157 146L155 145ZM172 144H174L175 146H176V144H177V147H171V146H173ZM4 145V146H3ZM8 145V146H9ZM18 145H20V146H18ZM22 145V146H21ZM41 145H46L45 147L43 146H41ZM58 145V146H57ZM78 145H81V146H78ZM99 145V146H100ZM121 145H117L116 147L118 148V147H120ZM152 145H154V146H152ZM199 145L201 146V147H199ZM4 148H3V147ZM13 146V147H12ZM27 146V147H26ZM59 146H61V150H62V152H64L65 153V155L66 156H63V157H61L60 158V156H62V155H64L61 151L60 152H57V153H55V154H57V155H54L53 153L54 152H56V151H54L55 149H51V148H53V147H59ZM71 146H74V147H72L73 149H69L70 150V153H71V155H69L70 153H68V154H66V151L68 150H66L65 148H71ZM83 146H85L84 147V150L82 149L83 148ZM108 147L110 146V144H108L107 145ZM128 146V147H127ZM131 146H133V145H131ZM138 146V147H137ZM180 148H179V147ZM237 146V147H236ZM261 146V147H260ZM15 147V148H14ZM22 147H25V148H22ZM32 147V148H31ZM34 147H36L35 149H34ZM39 147H41L40 148V150L42 149V152L41 151H39V153L37 154V152L36 151H38L39 150ZM78 147V148H77ZM80 147H82V148H80ZM141 147H142V149H141ZM43 148H44V150H45V153H44V151H43ZM48 148V149H47ZM65 149V151H63V149ZM85 148H87V149H85ZM160 148V149H159ZM176 148H179L180 150H177ZM196 148H200V149H196ZM228 148H234V149H237L235 152L234 151H231L230 153H227V152H225V150L226 149H228ZM264 148V147H263ZM5 149V150H4ZM6 149H8V150H6ZM25 149H27L26 151H28V152H26V151H24ZM58 150H60V147L59 148H57ZM94 149H96L95 151H94ZM152 149H154V150H152ZM160 150V151H158V150ZM162 149V150H161ZM168 149V150H167ZM204 149V148H203ZM217 149H219L218 147H217ZM2 150L3 151H6V152H2ZM12 150H14V151H12ZM17 152H16V151ZM19 150H21L22 152H24V153H22V152H20ZM33 150H35V152H33ZM47 150V151H46ZM57 150V151H58ZM72 150H75V153H73L74 151H72ZM81 151V150H83L81 153L80 152H78V151ZM123 150H125V152L123 151ZM138 150V151H137ZM146 150H148V151H146ZM209 150V149H208ZM220 150V149H219ZM264 150V149H263ZM144 151V152H143ZM153 151H157L156 153H154ZM169 151V152H168ZM14 152V153H13ZM33 153V156L34 157H32V153ZM47 152V153H46ZM51 152H53V153H51ZM79 153V154H81V157L79 156V154H77V153ZM85 152H87L88 154L87 155H85ZM112 152V153H111ZM170 152H174V153H170ZM187 152V151H186ZM204 152V151H203ZM241 152V153H240ZM259 152V153H258ZM15 154V155H13V154ZM42 153H44V154H42ZM50 153V154H49ZM106 153V154H105ZM118 153V154H117ZM129 153V154H128ZM146 153V154H145ZM152 153V155H157L158 156V158H157V156H152V155H149V154H151ZM158 153V154H157ZM179 153H178V155H179ZM225 154L226 155V153H227V156H223L222 154ZM19 154V155H18ZM36 154V155H35ZM51 154L52 155H54V156H51ZM95 154V153H94ZM107 154H110V156L109 155H107ZM113 154H117L118 156H120V158H118L117 156L115 157ZM133 154V155H132ZM141 154H143V155H141ZM162 154H164V155H162ZM201 154H203L202 152L200 153V155H199V157L198 158H200V156H201ZM250 154V155H249ZM260 155V157H256V156H258V155ZM5 155H7V157L8 158H6L5 157ZM8 155H10V156H8ZM22 155H24V156H22ZM29 155H31V157L30 158H28L29 157ZM48 155V156H47ZM76 157H75V156ZM88 155H90L89 157L91 158V159H89V158H87V159H85L84 157H87ZM165 155L168 157H166L165 158ZM186 155H183V156H186ZM192 156V157H189V156ZM208 155V154H207ZM222 155V156H221ZM230 155V156H229ZM240 155V156H239ZM17 156V158H14V157H16ZM18 156H20V157H18ZM37 156H39V157H37ZM46 156V157H45ZM57 156V160H59L58 162H57V160L55 161V163H58V166L59 167H56L55 165H57V164H55L54 165V163H53V161H49V158H47V157H50L51 159H53V160H55L56 157ZM67 156L69 157V158H67ZM73 156V157H72ZM79 156V157H78ZM106 156L107 157H109V158H111V159H107L106 160ZM114 156V157H113ZM126 156V157H125ZM129 156V157H128ZM142 156H143V158H144V160L142 159ZM148 156H149V159H148ZM170 156V157H169ZM182 156V155H181ZM205 157H206V155H204ZM237 156V157H236ZM11 157V158H10ZM78 157V158H77ZM94 157H96V156H94ZM103 157H105L104 159H103ZM194 157V158H193ZM201 157H203V156H201ZM213 157V158H212ZM251 157V158H250ZM262 157V160L261 159H259V158H261ZM4 158H6V159H10V161H8V160H6V159H4ZM33 158V159H32ZM40 158V159H39ZM42 158H44V159H42ZM64 158H66V159H68V160H70V159H72V161L70 160L69 161V163L68 162H66V161H68V160H61V159H64ZM137 160L136 162H134L135 161V159ZM150 158H152V159H150ZM155 159V161H154V159ZM161 158V159H160ZM162 158H164V159H162ZM195 159V161H193V160H190V159ZM219 158V159H218ZM32 159V160H31ZM38 159V160H37ZM79 159H81V160H79ZM89 159V162H92V163H89L90 165L91 164H94V163H96L97 164V166H95L94 165V167H88L87 168V166H89L88 165V163H87V160ZM98 158L96 157L95 158V160H97ZM124 159V160H123ZM134 159V160H133ZM141 159V160H140ZM169 159V160H168ZM188 159L190 160V161H188ZM18 160H20V161H18ZM23 160V162H21ZM34 161L35 160V163L34 162H31V161ZM42 160V161H41ZM44 160V161H43ZM85 160V161H84ZM119 160H123L124 162H122V161H119ZM140 160V161H139ZM157 160H159V161H157ZM161 160V161H160ZM163 160V161H162ZM165 160H168V161H165ZM172 161V163H170L171 161ZM180 160V157H178V161ZM184 160V162H190V167H192L191 169H190V167H189V170H185L184 172L186 173L185 175H184V172L182 173V174H180L179 172H181L183 169H182V167H184V168H186L185 167V165H181V163L183 164L184 162H182ZM220 160V161H219ZM231 160V161H230ZM243 160H246L245 162L243 161ZM252 160V161H251ZM261 162H259V161ZM13 162V164H14V167L15 166H17V167H15L16 169H14L13 170V164H12V162ZM40 161V162H39ZM79 161H81V162H79ZM83 161L84 162H86V163H83ZM98 161V160H97ZM104 161V162H103ZM111 161V162H110ZM118 161H119V165H118ZM145 161L147 162V163H145ZM196 161L199 163V165H202L201 166V168L196 164ZM220 162V163H218V167H214L213 166V162ZM255 161L257 162V164H255ZM16 162H17V165H16ZM26 162V163H25ZM37 162V163H36ZM45 162H47V164L45 165ZM105 162H107V163H111V164H114V163H112V162H117V163H115L114 165H116L114 168H113V166L111 165V168L110 167H107L106 168V166L105 167H102V166H104L103 164L105 163ZM126 162H129L128 164L126 163ZM144 164H143V163ZM148 162H150V165L148 164ZM161 162H165L164 164H162ZM239 162V163H238ZM258 162L261 164V165H263V166H261V165H259L258 166ZM2 163H7V164H5L6 166H4V164H2ZM11 163V164H10ZM19 163H20V165H19ZM23 163V164H22ZM25 163V164H24ZM34 164V166H33V164ZM41 165H40V164ZM43 163V164H42ZM49 163L50 164H52V166L51 167H49ZM67 164V166H66V164ZM70 163L71 164H74V165H70ZM81 163V164H80ZM107 163H105V165L107 164ZM130 163H132L131 165H130ZM137 165H136V164ZM160 163V164H159ZM194 165H196V166H194ZM204 163H207V164H204ZM263 163V164H262ZM32 164V165H31ZM60 164V165H59ZM62 164V165H61ZM82 164H86V167H83V166H85V165H82ZM100 164H101V166H100ZM127 164V166H125ZM146 164H148V165H146ZM210 165V167H212L209 171H207L208 170V168H206V169H204L205 168V166H209ZM227 164V165H226ZM233 164H235V165H237L238 167H236V166H233ZM247 164V165H246ZM31 165L32 167H29V166ZM37 165H39V168H35V166H37ZM44 165V166H43ZM64 165V166H63ZM68 165H69V169H68ZM78 165H82V167L81 166H78ZM138 165H140L139 167V169H136V168H138L137 166ZM143 165H146L144 168H143ZM152 165V166H151ZM161 167H160V166ZM167 165V166H166ZM176 165V164H175ZM203 165H205V166H203ZM249 165V166H248ZM253 165V166H252ZM255 165V166H254ZM28 166V167H27ZM40 166H42L41 168H40ZM62 166V167H61ZM109 166V165H108ZM122 166H125V167H127V168H125V167H122ZM129 166V167H128ZM130 166L132 167V168H130ZM147 166H149V167H147ZM224 166H226V167H224ZM233 166V167H232ZM252 166V167H251ZM257 166V167H256ZM2 167H6V168H3L2 169ZM66 167V168H65ZM70 167H71V169H70ZM73 167V168H72ZM75 167L77 168V169H75ZM81 167V168H80ZM97 167H100L99 169H97ZM116 167L117 168H120L121 169V171L119 170V169H116ZM122 167V168H121ZM134 167H136V168H134ZM154 167V168H153ZM230 167V168H229ZM235 167V168H234ZM11 169V170H7V169ZM43 168H47V170H49L50 172H48V171H45ZM55 168V169H54ZM63 168H65V169H63ZM80 168V169H79ZM90 168V169H89ZM91 168H95V169H91ZM125 168V169H124ZM149 168H151L150 169V171L148 170ZM159 168H162V169H159ZM197 168H199V169H197ZM217 168V169H216ZM218 168H220V169H218ZM227 168V169H226ZM232 168V169H231ZM237 168V169H236ZM256 168H258V169H256ZM263 168H261V169H263ZM21 169V170H20ZM52 169H54L55 171H53L52 173L53 174H50L51 173V170ZM86 169H88V171L89 172H87V171H85ZM104 169H107L105 172H107L108 171V169H110V171H111V173H112V175L113 176H115V178L114 177H112L113 179H109V178H111V177H107L108 175H105V173H103V175L105 176H103L101 173L104 171ZM115 169L117 170L116 172H115ZM130 169H131V171H130ZM134 169V170H133ZM144 169V170H143ZM154 169V170H153ZM192 169H194V171H192ZM196 169V170H195ZM251 169V170H250ZM253 169V170H252ZM6 172H5V171ZM26 170H27V172H26ZM33 170V171H32ZM42 170H44V171H42ZM63 170V171H62ZM66 170H68V171H66ZM70 170H72V171H70ZM79 170V171H78ZM81 170H84V171H81ZM90 170H93V171H91L90 172ZM118 170H119V172H118ZM126 170V171H125ZM162 170H164V172L162 171ZM206 170V171H205ZM222 170V171H221ZM255 170H257L256 172H255ZM4 171V172H3ZM28 171H30V172H28ZM32 171V172H31ZM38 171H40L39 173H41V174H45V173H47V174H45L44 176L43 175H41V177H40V174L38 173ZM110 171H108V172H110ZM134 171H136V172H134ZM137 171H139V172H137ZM154 171V172H153ZM215 171H216V173H220V174H216L215 175ZM229 171V172H228ZM252 171H254V172H252ZM8 172H9V174H8ZM14 172H16V173H14ZM24 172V173H23ZM72 172V173H71ZM82 172H86V173H82ZM96 172V173H95ZM124 172V173H123ZM131 172H133V173H131ZM150 172H152V173H150ZM163 172V173H162ZM223 172H225V173H223ZM233 172V173H232ZM240 172V173H239ZM37 173H38V175H37ZM68 173V174H67ZM88 173H90V174H88ZM110 173V174H111ZM125 173H127V174H125ZM134 173H139L138 175L137 174H134ZM143 173V174H142ZM154 173V174H153ZM158 173V176L157 175H155V174H157ZM189 173V174H188ZM200 173V174H199ZM252 173V174H251ZM258 173V174H257ZM2 174H4V175H2ZM16 174V175H15ZM27 174H29V175H27ZM50 174V175H49ZM67 174V175H66ZM71 174V175H70ZM75 174V175H74ZM80 174H82V175H80ZM91 174H99L98 176H96L95 175V177H94V175H91ZM141 174H142V176H141ZM145 174V176L143 177V175ZM164 174H167V176H165ZM171 174V175H170ZM214 174L215 176L214 177H212V175ZM234 174H238V175H234ZM7 175H9V178L7 177ZM25 175V176H24ZM35 175H37L38 177H36ZM57 175H59L58 177H57ZM66 177H65V176ZM83 175H85V177H81V176H83ZM91 175V176H90ZM118 175V176H117ZM119 175H121V178H120V176ZM160 175H162V176H160ZM187 175V176H186ZM222 175V176H221ZM231 175H234L233 177L231 176ZM255 175V176H254ZM3 176V177H2ZM12 176V177H11ZM33 176H35V177H33ZM61 176V177H60ZM100 176V177H99ZM103 176V177H102ZM124 176H126L127 177V179H126V177H124ZM141 176V177H140ZM154 176V177H153ZM182 176H184L183 178H185L182 182H180V181H177V179H179L180 180V178L182 177ZM194 176V177H193ZM197 176V177H196ZM219 176V177H218ZM228 176V177H227ZM235 176H237V178H235ZM238 176L240 177V178H238ZM42 177H44V178H46V177H48V179L50 178L52 181H49V180H44L43 182H42V184L41 185H43V183L45 182V184H44V188H42V186H40L38 183H41V181L39 180V181H37L39 178L40 179H43ZM55 177L57 178V179H55ZM73 177H78V178H76V182H77V179H78V184L77 183H75V184H73V182L75 181L74 179L75 178H73ZM133 177H135V178H133ZM143 177V178H142ZM150 177V178H149ZM159 177H161V179H159ZM165 177H167L168 179H171V180H168L167 178H165ZM170 177V178H169ZM180 177V178H179ZM188 177V178H187ZM191 177L193 178V179H191ZM248 177V178H247ZM3 178H5V179H3ZM25 178H28V181H26L27 179H25ZM30 178V179H29ZM35 178L37 179V180H35ZM58 178H63V179H58ZM73 178V179H72ZM84 178H86V179H84ZM118 178V179H117ZM119 178L122 180H119ZM163 178H165L164 180H163ZM182 178V179H183ZM190 178V179H189ZM202 178V179H201ZM256 178V179H255ZM263 178V179H262ZM6 179H8L7 181H5ZM9 179H11V181H9ZM25 179V180H24ZM54 179V180H53ZM65 179H67V180H65ZM93 181H92V180ZM94 179H96V180H94ZM98 179H100V180H98ZM104 179H107L106 181H107V185L105 186V188H107V189H109L110 187L112 188H110V192L111 193H113V195H116L117 194V198H118V196L120 197L119 199H117V198H113V199H117V200H115V202H114V200H112L111 199V203L110 204H108V202H110L109 201V199L107 200L108 202H105V201H103V200H101V201H103V203H105V205L106 206H103L104 204H101V205H99V203H101V201L100 202H95V201H97L96 199L94 200V201H89V203H87V201H85V202H83V203H81V204H78L79 206H81L82 204H83V206L82 207H78V206H75V205H77L76 204V202H74L75 200H77V198H73L74 199V201L72 202V198H70V197H65V195H67V194H65L67 191H69V190H71V187H75V186H78L80 183H81V185H83V186H80V187H76V188H78V190L77 189H73V193L74 194H76L75 193V190L77 191V193L78 192H80V193H78V194H76V195H78L79 196V198L78 199H80V200H85V198L86 197H88L89 195H91V194H93V193H95V192H93V193H89V189H90V192H92V189H93V187H98L99 185L100 186H102V183L103 182H105V181H102V180H104ZM132 179H135L134 181H132ZM173 179H175V180H173ZM211 179H213L211 182H210V180ZM216 179V180H215ZM239 179V180H238ZM2 180H4V181H2ZM20 180H22V181H20ZM33 180H34V182H33ZM79 180H83L85 183H82L83 181H80L79 182ZM90 180V181H89ZM126 180H129L128 181V183H127V181ZM145 180H147L146 182H145ZM162 180V181H161ZM166 180V181H165ZM204 180H205V182H204ZM218 180H219V182H218ZM225 180V181H224ZM258 180V181H257ZM260 180V181H259ZM30 181H32L30 184H29V182ZM47 181H49L48 183H47ZM57 183H56V182ZM69 181V182H68ZM111 181H113V183L111 182ZM116 181V182H115ZM143 181V182H142ZM150 181V183H148ZM152 181V182H151ZM154 181V182H153ZM158 181V182H157ZM188 181V182H187ZM232 181V182H231ZM237 181V182H236ZM239 181V182H238ZM1 182H5V183H1ZM8 182H10V183H8ZM16 182H18V183H16ZM25 182V183H24ZM36 182V183H35ZM51 182H54V184L55 185H57V187H56V191H54V192H56V194H54L55 195V197H53L52 195V191L51 192H49L50 194H52V195H48V194H46V193H48L47 191H50L51 190V188H54V187H51L50 186V188L49 187H45V185L47 184L48 186L49 185H51V184H53V183H51ZM70 183V182H72L71 183V185L70 184H68V183ZM92 182V183H91ZM96 182L98 183V184H96ZM110 182V183H109ZM119 182V183H118ZM122 182V183H121ZM134 182H136V186L135 187H132V186H134L135 185V183ZM156 182V183H155ZM183 182H185V183H183ZM194 182V183H193ZM196 182H198V183H196ZM201 182H202V184H204V185H201ZM263 182V183H262ZM6 183H8V184H6ZM15 183V184H14ZM24 183V184H23ZM90 183V184H89ZM143 183V184H142ZM152 183V184H151ZM160 183V184H159ZM180 183H182V184H180ZM216 183H218V184H216ZM222 183V184H221ZM229 183V184H228ZM10 184V185H9ZM13 184V185H12ZM20 184H23V185H20ZM62 184V185H61ZM65 184H67V185H65ZM85 184H87L88 186H86V187H84V185ZM123 184V185H122ZM131 184H132V186H131ZM142 184V185H141ZM194 186H196V188H194L193 187V185ZM220 184H221V186H220ZM225 184V185H224ZM241 184V185H240ZM243 184V185H242ZM263 184V185H262ZM8 185V186H7ZM12 185V186H11ZM29 185H30V192L28 191L27 192V189H29L28 187H29ZM33 185H35V189H37V190H39V192L38 191H34L33 192V190H35V189H33ZM37 185H39L38 187H40V188H38L37 187ZM63 185H65V186H63ZM69 185V186H68ZM75 185V186H74ZM90 185H93V187H91ZM98 185V186H97ZM103 185H105V183H103ZM109 185H111L110 187H109ZM145 185V186H144ZM148 185H151V186H148ZM159 185V186H158ZM167 185V186H166ZM173 185V186H172ZM181 185V186H180ZM184 185V186H183ZM201 185V186H200ZM208 185V186H207ZM213 185V186H212ZM23 186H25V187H23ZM53 186V185H52ZM67 186V188H63V187H66ZM71 186V187H70ZM98 187L99 189L101 188V187ZM162 186V187H161ZM168 186L170 187V188H168ZM188 186V187H187ZM197 186H199V187H197ZM205 186H207V187H205ZM242 186V187H241ZM8 187H10V188H8ZM11 187H13V188H11ZM88 187H91V188H89L88 189ZM109 187V188H108ZM114 187V188H113ZM129 187H131V188H129ZM144 187H147V188H145L144 190H143V188ZM152 187V188H151ZM172 187H175V188H172ZM225 189H223V188ZM244 187V188H243ZM263 187V188H262ZM1 188H5V190H3V189H1ZM82 189V188H85V189H82L81 191H80V189ZM124 188V189H123ZM137 188V189H136ZM150 188V189H149ZM156 188H158V189H160L159 191H157L156 190ZM183 188V189H182ZM200 188V189H199ZM206 188H208V189H206ZM212 188H214V189H212ZM230 188V189H229ZM231 188H232V190H231ZM241 188V189H240ZM242 188H243V190H242ZM251 188V189H250ZM22 189V190H21ZM23 189H25L24 191H25V193H28V194H30L31 192H33L32 194H31V196H27L28 194H23L24 193V191H23ZM114 189V191H112ZM122 189V190H121ZM172 189V190H171ZM188 189H190L189 191H188ZM192 189H194V190H192ZM199 189V190H198ZM201 189H204V190H201ZM2 190H3V192H2ZM85 190H87L88 192V196H87V194H84V192H85ZM118 190V191H117ZM129 190V191H128ZM131 190V191H130ZM149 190V191H148ZM151 190H153L152 192H153V194H152V192H150ZM182 192H181V191ZM187 190V192H185ZM201 190V191H200ZM215 190V191H214ZM217 190V191H216ZM221 190V191H220ZM235 190V191H234ZM241 190V191H240ZM244 190H245V192L246 193H244ZM5 191H8L9 193H5ZM10 191H12V192H10ZM16 191H18V193H15ZM94 191H96V192H99V191H102L103 192V189L102 190H97V188L96 189H94ZM117 191V192H116ZM125 191H126V193H125ZM138 191H139V193H138ZM162 191H164V192H162ZM175 191V192H174ZM190 191H192V192H190ZM195 191V192H194ZM211 191H213V192H211ZM223 191V192H222ZM240 191V192H239ZM20 192V193H19ZM37 192V197H35L36 195L34 194V193H36ZM40 192H42V197H43V199L44 200H47L44 204H42L43 202H44V200H42V199H40V201L42 200V202H36V201H38L37 199H39L38 197H39V195H40ZM53 192V193H54ZM69 192H71V191H69ZM68 192V193H69ZM82 192V193H81ZM102 192H100L103 196H99L100 198H102V197H105V195L102 193ZM104 192H107L108 193V191L106 190V191H104ZM142 192H143V194H142ZM181 192V193H180ZM234 192V194H231L232 196H228V195H230V193H233ZM237 192V193H236ZM250 192H252V193H250ZM111 193H108V194H110V196L109 197H114L113 195H111ZM119 193V194H118ZM123 193H125V194H123ZM173 193V194H172ZM177 195H176V194ZM189 193V194H188ZM194 193H197V194H194ZM200 193H202V194H200ZM218 193V194H217ZM229 193V194H228ZM261 193V194H260ZM4 194H6L7 195V197H6V195H4ZM10 194H12V195H10ZM14 194V195H13ZM17 194H20V195H17ZM81 194H83L84 196H86V197H84V196H80ZM95 194H99V193H95ZM108 194H106V196L108 195ZM133 194H135V195H133ZM150 194V195H149ZM168 194V195H167ZM182 194V195H181ZM186 194H188V195H190V196H192V197H188V195H187V197H185V195ZM199 194V195H198ZM226 194V195H225ZM228 194V195H227ZM32 195H34V196H32ZM56 195H59L58 197L60 198H57V196ZM60 195H61V197H60ZM69 195H72V194H68L67 196H69ZM166 197H165V196ZM172 195V196H171ZM173 195H175V196H173ZM206 195V196H205ZM234 195V196H233ZM263 197H262V196ZM13 196V197H12ZM15 196H21L22 198H20V197H16V198H14ZM45 196V197H44ZM53 197V200H58L57 202V204H52V206H49V204L48 203H51V199H49L48 200V198L47 197ZM63 196V197H62ZM78 196H76V197H78ZM98 195H94L93 194V196L91 195V198H97L98 199V197H97ZM123 196H125L124 198H123ZM131 196H133V197H131ZM136 196V197H135ZM144 196V197H143ZM164 196V198H162ZM169 196V197H168ZM179 196V197H178ZM194 196H196V197H194ZM198 196H199V198H198ZM203 196V197H202ZM238 196V197H237ZM250 196V197H249ZM10 197H12L11 199H8V198H10ZM30 199V201H27L28 199ZM33 197H35V199L33 198ZM72 197H75V196H72ZM82 197H84L83 199H81ZM116 197V196H115ZM132 199H131V198ZM161 197V198H160ZM175 197H177V198H175ZM182 197V198H181ZM205 197V198H204ZM218 197L220 198V199H218ZM237 197V198H236ZM25 198V199H24ZM45 198H47V199H45ZM54 198H56V199H54ZM136 198H138V200L139 201H137V199ZM191 199V201L189 200V199ZM210 198V200H208ZM213 198V199H212ZM223 198H226L225 200L223 199ZM231 198V199H230ZM242 198V199H241ZM247 198V199H246ZM253 198H255V199H253ZM257 198V199H256ZM19 199V200H18ZM21 199H22V203H19L18 201H20L21 202ZM104 199H107V197L106 198H104ZM130 199V200H129ZM154 199H155V201H154ZM170 199H171V201H170ZM178 200V201H175V200ZM201 199H203V201L201 200ZM207 199V200H206ZM233 199V200H232ZM235 199H237V200H235ZM33 200V202L31 203V201ZM36 200V201H35ZM51 200V201H50ZM63 200L64 201H71L72 203H75V204H72L73 205V207L72 208H74L73 210H72V208H71V206H67V205H71V204H68V203H65V202H63ZM87 200H90V199H87ZM127 200V201H126ZM136 200V201H135ZM164 200H167V202L166 201H164ZM175 201V203H177V205L176 206H178L177 208L175 207V208H173V205H175V203H172L173 201ZM181 200V201H180ZM206 200V201H205ZM216 200H220V202L221 203H217V202H215ZM234 200L236 201V202H234ZM262 200V199H261ZM24 201H26L25 202V204H24ZM119 201H121V203L119 202ZM156 201H158V202H156ZM212 201H214L215 203H213ZM223 201V202H222ZM230 201V202H229ZM248 201V202H247ZM259 201V203H257ZM29 202V203H28ZM38 203L39 204V206L40 207H37L36 205H38V204H36L35 205V207H29V206H34V204L35 203ZM48 202V203H47ZM70 202V203H71ZM90 202H93V204L94 203H97V205L95 206V208L94 209H92L93 210V212H91V214H89L88 215V213L90 212V211H92L90 208H89V206L91 205L90 204ZM112 202L113 203H117V204H112ZM124 202V203H123ZM140 202V203H139ZM148 202H150V203H148ZM169 202V203H168ZM180 202V203H179ZM185 202L187 203V204H185ZM195 202H197V203H195ZM244 202H247V204L245 203V204H243ZM13 203H15L16 204V207H14V205L15 204H13ZM26 203H28V205H26ZM34 203V204H33ZM60 203H64L62 206L63 207H65V208H63L62 206H60V208L63 210V212L61 213V214H63V216H61L60 215V212H61V210H59V209H56L59 205H60ZM78 203H80V202H78ZM85 203H87V204H85ZM130 203V204H129ZM132 203V204H131ZM144 203V204H143ZM152 203V204H151ZM154 203V204H153ZM183 203V204H182ZM189 203H191V204H193V205H191V204H189ZM203 203V205L202 206H200L201 208V210L200 209H198L199 207V204H202ZM208 203V204H207ZM211 203V204H210ZM223 203H225V205L227 204V207H230L231 209H228L226 206H224V204ZM13 204V205H12ZM19 204H21V206L19 205ZM33 204V205H32ZM44 205V207L42 206V205ZM59 204V205H58ZM108 204V205H107ZM121 206H120V205ZM146 204H148V205H146ZM162 204H167L166 206H164V205H162ZM205 204H207L208 205V208L209 209H211V207H212V205L214 204V205H217V204H219V205H222V207H225L226 209H223L222 208V210H224V211H221V209H219V208H221L220 206H218L219 208H217V206H214V207H212V208H215L216 210H218V211H216V212H219V210H220V212L219 213H221V214H219V215H216V216H220L221 218H218V217H214V216H212L211 214H209V212H207L208 210L207 209H205V212L204 211H202V210H204V209H202V208H204V206L206 207L207 205H205ZM238 204H240V205H246V206H248L249 207V209H250V207H251V210L249 211V209L247 210V208L248 207H244V206H240V205H238ZM252 204H254V205H252ZM258 204L260 205V206H258ZM24 205V206H23ZM51 205V204H50ZM57 205V206H56ZM95 205V204H94ZM94 205H91L92 207L91 208H93L94 207ZM112 205H113V207H112ZM117 205V206H116ZM123 205V206H122ZM134 205H138V206H134ZM162 205V206H161ZM170 205H172L171 207H170ZM189 205H191L190 207H192V208H190V207H188ZM262 205H264V203L262 204ZM27 207V209H24V211H23V207ZM46 206V207H45ZM53 206H55V207H53ZM75 206V207H74ZM86 206V207H85ZM97 206H101L100 207V209H102V207H103V209L102 210H100V209H98V207ZM124 206H126V207H129V208H126V207H124ZM148 206H150V207H148ZM152 206V207H151ZM156 206V208L155 209H153L154 207ZM185 206H187V207H185ZM194 206H196V207H198V208H194ZM211 206V207H210ZM237 206H240V209L239 208H237ZM254 206V207H253ZM51 207H53V209L51 208ZM66 207H67V210H66ZM76 207L78 208V209H80L81 211H79L78 209H76ZM142 207V208H141ZM145 207H148V208H150V210H153V212H148V208H145ZM163 207H166V208H164L163 209ZM242 207V208H241ZM9 208V209H8ZM18 209L19 210V212H17L18 210H14V209ZM28 208H30V210H31V212H34V213H36L37 211H39L38 209H40L41 210V212H37L38 213V215L37 214H33V213H30V212H28V211H30V210H28ZM32 208H36L35 209V211L34 210H32ZM50 208V209H49ZM59 208V207H58ZM81 208H83V209H81ZM105 208H108V210H106ZM122 208H124V209H122ZM141 208V209H140ZM144 208H145V210H144ZM159 208V209H158ZM162 208V209H161ZM179 208H185V211H186V214H184L183 215V212L185 213V211H183V209H180L181 210V212L180 211H178V209ZM188 208V209H187ZM194 208V209H193ZM244 208H246V209H244ZM13 210V211H8V210ZM42 209L44 210L43 212H44V214L42 215V217H44V219L40 216L41 215V213H42ZM45 209L47 210V211H45ZM70 209V210H69ZM110 209V210H109ZM111 209H113V210H111ZM125 209H127V210H125ZM165 209H167L168 211H166ZM174 209H176L177 211H175ZM238 209V210H237ZM27 210V211H26ZM51 210V211H50ZM52 210H54L55 212H54V214H52L53 213V211ZM76 210H78L79 212H77V213H81V215L80 216H77V214H73V216H77V217H75L76 219L77 218H81V219H75V218H73V219H71L73 216H71L70 214H72V212L73 213H75V211ZM84 210V211H83ZM87 210V211H86ZM88 210H90V211H88ZM95 210H96V212H95ZM128 210H131V213L132 212H134V213H132V214H135V215H132L131 213H130V211H128ZM134 210V211H133ZM139 210V211H138ZM160 210V211H159ZM187 210H189V211H187ZM193 210V211H192ZM212 210H214V209H212ZM212 210H209L210 212H214L215 214H217L215 211H212ZM226 210H229V212H226ZM241 210H244L245 212H241ZM258 210H256V211H258ZM14 211H16L15 212V214H16V216L17 217H14L15 215H11V213H14ZM22 211L23 212H25V213H30V214H32V215H30V217L32 216V219L29 217V216H27V214H23L22 213ZM103 211L105 212L104 214H103ZM121 211H123V213L121 212ZM126 211V212H125ZM127 211H128V213H127ZM164 211H166L168 214H166V213H163V215H160V214H156V212H159V213H161L162 214V212ZM199 211H202V212H204L203 214H201L202 216H204V214H206L205 216H204V218L203 217H199V215H200V212ZM236 211H239V212H236ZM247 211V212H246ZM256 211H251V212H253V213H255ZM2 212H0V213H2ZM6 212V213H5ZM10 212V215H8V213ZM49 212H52V213H50V215L51 216H49L47 213H49ZM57 212H59V213H57ZM83 212V213H82ZM120 212H121V214H120ZM140 212V213H139ZM173 213V215H171L172 213ZM174 212H176V213H174ZM180 214H179V213ZM189 212V213H188ZM191 212H192V214H191ZM199 212V213H198ZM223 212H226L225 214L223 213ZM230 212H231V214H230ZM241 212V214H242V216H241V214H239ZM264 212V211H263ZM22 213V216H20V214ZM56 213V214H55ZM66 213H68V214H66ZM89 216V217H91V219L89 218V217H87V215ZM126 213V214H125ZM145 214V215H141V214ZM208 213V214H207ZM257 213L258 212H256L255 214L257 215ZM7 214V215H6ZM40 214V215H39ZM69 215V216H71V217H66L65 215ZM87 217V218H89V220H87V222H88V225H86L85 223H86V218L84 217V215ZM95 215V217H94V215ZM97 214V215H96ZM117 214H120V215H117ZM127 214H128V216H127ZM149 214H151V216H149ZM177 214H179V215H177ZM182 214V215H181ZM191 214V215H190ZM193 214H195L194 216H193ZM8 216V218H6L7 220L8 219H10L11 220V218H16V220L18 221H16V220H13L12 219V221L14 222H12L11 221V223H10V220H5V217L4 216ZM23 215H24V217H23ZM33 215H37V216H33ZM48 215V216H47ZM53 215H54V217H53ZM93 215V216H92ZM99 215H101V218H100V216ZM111 215V216H110ZM123 215V216H122ZM131 215V216H130ZM170 215V216H169ZM208 215V216H207ZM223 215V216H222ZM224 215H226V216H224ZM10 216H12V217H10ZM25 216H27V217H25ZM57 216V217H56ZM66 218H65V217ZM82 216H83V218H85V220H83L82 219ZM116 216V217H115ZM127 216V217H126ZM138 216V217H137ZM145 216L147 217V218H145ZM162 216H164V218L162 217ZM182 216V217H181ZM185 216V217H184ZM193 216V217H192ZM210 216H211V218H210ZM230 216V217H229ZM234 216V217H233ZM246 216H250V214H248V215H246ZM251 216H253L252 214H251ZM10 217V218H9ZM36 217V220L38 219V221H36V220H34V221H32L33 220V218H35ZM63 217V218H62ZM96 217H98V218H96ZM109 217V218H108ZM124 217V218H123ZM135 217V218H134ZM141 217V218H140ZM150 217V218H149ZM159 219H158V218ZM171 217V218H170ZM178 217V218H177ZM190 218V220H188V218ZM225 217V218H224ZM226 217H228V219H226ZM231 217H233V218H231ZM27 218H30V221L29 220H27V224H29V225H32L34 222V224L35 225H32V227L33 226H36V227H34V228H36V230H38L39 229V222L40 221H44L45 222V219L46 220H48L47 222L50 224V228H48V226L47 225H49L48 223L46 224V223H44L43 221H42V224H46V226H47V228H45V227H43L44 228V231L42 232V229L40 230V231H38L37 233H34V231L36 232V230L34 229V228H32L31 229V227L29 228V232L30 233H28V232H24V231H26V228H27V231H28V227L29 226H26V224H24V222H25V219H27ZM58 218H62V219H58ZM92 218H94V219H92ZM114 220H113V219ZM122 220H121V219ZM132 218V219H131ZM167 218V219H166ZM200 218V219H199ZM214 218V219H213ZM218 218V219H217ZM224 218V219H223ZM251 218V217H250ZM51 219V220H50ZM99 219V220H98ZM123 219H125V220H123ZM135 219V220H134ZM146 219V220H145ZM149 219V220H148ZM176 219H178V220H176ZM182 219V221H184L183 223L182 222H180L179 223V221ZM184 219V220H183ZM193 219H195L196 221V224H195V222L194 221H192ZM199 219V220H198ZM201 219L203 220V221H201ZM207 219H209V220H207ZM212 219H213V221H212ZM222 219V220H221ZM245 219H249V217L248 218H245ZM4 220L6 221L5 222V224L6 223H9V224H15V225H12V226H10L9 224H4ZM40 220V221H39ZM57 222H56V221ZM69 220V221H68ZM75 221V222H73V221ZM82 220V221H81ZM92 220H93V222H92ZM110 220V224L111 225H108L109 223H108V221ZM112 220H113V223H112ZM134 220V222H132ZM137 220V221H136ZM138 220H140V221H138ZM161 220V221H160ZM188 220V221H187ZM204 220H206V222H208V225L210 226V227H208V229H207V233L205 232V228H207V227H205V226H207L206 225V223H204ZM228 220V221H227ZM232 220H234L233 221V224H235V223H237V224H235L234 226H233V224H232ZM2 221H3V223H2ZM19 221H20V224H24V227L25 228H23V225L22 226H18V224H19ZM32 221V222H31ZM63 221V222H62ZM65 221V222H64ZM78 221H80V222H78ZM84 221V222H83ZM121 221H122V224H121ZM142 221V222H141ZM149 222V223H146V222ZM158 221V224L156 223ZM178 221V222H177ZM189 221H191V222H194V223H191V222H189ZM216 221V222H215ZM222 221H227V222H222ZM29 222V223H28ZM99 222V223H98ZM144 222H145V224H144ZM151 222V223H150ZM185 222H187V224L185 223ZM211 222V223H210ZM245 222V220L243 221V222H239V223H241V224H243ZM38 225H37V224ZM53 223V226H54V228L52 227V224ZM57 223H59V224H57ZM69 223V224H68ZM82 223V224H81ZM90 223H91V225H90ZM95 223V224H94ZM106 223V224H105ZM118 223L119 224H121V226L120 225H118ZM173 223V224H172ZM192 224V225H190V224ZM199 223V224H198ZM210 223V224H209ZM214 223H217V224H214ZM223 223V224H222ZM17 224V225H16ZM67 224V225H66ZM79 224V226H77ZM97 224V225H96ZM105 224V225H104ZM179 224V225H178ZM182 224V225H181ZM198 224V225H197ZM200 224H202V225H200ZM231 224V226H233V228L234 229H232L233 231H234V233H232L231 231H229V233L228 232H226L225 230H229V229H231L230 227H229V225ZM57 225V226H56ZM60 227H59V226ZM64 225V228H62V229H64V230H62V229H60L62 226ZM89 225H90V227H92V225H96L95 227H92V229L91 228H89L88 229V227H89ZM99 225V229L101 230L103 227H104V229H105V227H107L109 230L108 231H110L111 230V228L113 229V230H111V232H109V234L110 235H108L107 236V234H105V235H103L104 236V238H106L107 239V237H109L110 236V238H108V240H105L104 238H103V236H102V238H100L101 237V235H97L98 233H94V237H92V235H93V229H98V226ZM103 225V226H102ZM126 225H128V226H126ZM135 225H137V226H135ZM139 225V226H138ZM162 225V226H161ZM175 225V226H174ZM185 225H187V227L185 226ZM189 225H190V229H188L189 228ZM204 225V226H203ZM219 227H218V226ZM4 226H7V227H4ZM42 226H44V225H42ZM83 226H85V227H87L86 229H88L89 231H90V229H91V236H89V231H85V230H83L82 229V227ZM100 226H102V227H100ZM111 226H113V227H111ZM127 228H126V227ZM135 226V227H134ZM159 226H161V227H159ZM171 227L170 229H167V227ZM179 226V228H177V227ZM194 226V227H193ZM202 226L203 227H205V228H203L202 229ZM212 226H216V228L215 227H212ZM229 227V229L228 228H226V227ZM10 227V228H9ZM77 227H79V228H81V230L79 229V228H77ZM116 227H118V229L116 230ZM124 227H125V229H124ZM136 227H138V228H136ZM152 227V228H151ZM184 227H186V228H184ZM213 229H212V228ZM225 227V228H224ZM2 228V229H1ZM19 228V231H17V229ZM40 228H42V227H40ZM53 230H52V229ZM57 228H59L62 232H59L58 231V229ZM68 228V229H67ZM164 228H166V229H164ZM219 228V229H218ZM7 229V230H6ZM8 229H10V231L8 230ZM24 229V230H23ZM30 229H31V231H30ZM54 229H56L57 230V232H59L58 234H55V235H57V236H54V238H52V236L54 235L53 233H51V230H52V232L53 231H55L56 232V230H54ZM71 229V230H70ZM75 229H79V231H77L76 232V230ZM128 229L129 230H131V232L130 231H128ZM136 229H139L138 231L136 230ZM143 229H144V231H143ZM174 229H176V230H174ZM181 229V230H180ZM193 229V230H192ZM4 230V231H3ZM13 230V231H12ZM16 230V232L17 233H19L20 234V237L19 236H17V235H14L15 234V231ZM45 230H47V231H45ZM69 230V231H68ZM149 230V231H148ZM163 230V231H162ZM184 230V231H183ZM186 230H192V232L193 233H195V232H198V233H196V234H192V232H190L192 235H193V237H191V238H189L190 240H184L183 238H185V239H188L187 237H190V236H192L191 234H189V232H187ZM203 230V232H201ZM221 230V231H220ZM9 231V232H8ZM33 231V232H32ZM65 231V232H64ZM68 231V232H67ZM71 231H73V232H71ZM81 231V232H80ZM82 231H84L86 234H88V235H83V234H81V233H84V232H82ZM94 231H99V230H94ZM123 231H128V233H124ZM143 231V232H142ZM160 231V232H159ZM165 231V232H164ZM175 231V232H174ZM222 231H224V232H222ZM8 232V233H7ZM12 232V234L10 235V233ZM22 232H24V234L26 235L25 237H23L24 236V234L22 233ZM32 232V233H31ZM39 232H41V233H39ZM101 232H107V229H105L104 231H100V233ZM119 232H122V235H120V234H118ZM130 232V233H129ZM169 232H171V233H169ZM185 232H187V234L188 235H186V233ZM200 232V233H199ZM3 233L5 234L4 236L5 237H8V236H10L9 237V239H12V236H13V239H12V241L11 240H6L7 238H5V240H4V238H3ZM7 233V234H6ZM22 233V234H21ZM46 233L48 234V235H50L48 238L50 239V241L52 240V239H58L57 240V244H52V246H53V248H55V249H50V250H48V247L49 248H51V246H49V244H51L50 242L48 243L47 242V237H43L44 235H46ZM62 233V234H61ZM64 233V234H63ZM118 234V235H120L119 237H115V235L116 234ZM141 233H143V235L141 234V236H139ZM164 234L163 236H161V234ZM173 233V234H172ZM181 233H183L181 236H179V234H181ZM203 233H205L206 235H207V237H205V236H203ZM209 233V234H208ZM215 233H219V234H221V235H217V234H215ZM225 233H227L226 235H229V236H225ZM18 234V235H19ZM29 234H31V235H29ZM52 234V235H51ZM67 234V235H66ZM75 234V235H74ZM81 234V238L82 237H84V238H86V237H90V238H93L92 239V241H95V242H97V239H95V237H98V238H100V239H103V240H100V241H102V242H104V243H100V244H98L97 245V243H99V242H97V243H95V242H93L94 244H96L95 246L94 245H91L89 242H92L91 240L90 241H86V244H84L83 242H84V240H87V238L86 239H83V242L81 241L80 242V240H82V239H79L80 237H78L79 235ZM123 234H125V235H123ZM127 234L129 235V236H127ZM133 234V235H132ZM137 234H138V236H139V238H137L138 236H137ZM146 234V235H145ZM158 234H159V236H158ZM167 234V235H166ZM215 236H214V235ZM21 235H22V237H21ZM35 235H37V238H35ZM40 235H41V237H40ZM60 235V236H59ZM64 235V236H63ZM148 235V236H147ZM190 235V236H189ZM196 235L198 236L197 238H199L198 239V241L201 239L200 237H202L203 236V238H202V242H203V240H204V238L206 239V240H208L209 238V241H206V240H204V242L202 243V242H198L197 241V238H196ZM200 235V236H199ZM230 235H232V236H230ZM264 235V234H263ZM16 236V237H15ZM27 236H31V237H27ZM111 236H113L112 238H111ZM117 236V235H116ZM123 236V237H122ZM135 236H137V237H135ZM165 236V237H164ZM172 236V238H170ZM183 236V237H182ZM185 236H187V237H185ZM214 236V237H213ZM18 237V238H17ZM57 237H60V238H57ZM64 239H63V238ZM77 237V238H76ZM127 237V239H125ZM132 237H133V239H132ZM150 237H153L154 239H157V240H155L154 241V239H152V238H150ZM156 237V238H155ZM157 237H160V238H157ZM162 237V238H161ZM166 238L165 240H164V238ZM177 237H180V238H182V239H180V238H178L177 239ZM216 237V238H215ZM223 237V238H222ZM250 237H254V239H252V238H250ZM14 238H17V239H19L20 241L19 242H17V241H14L15 239ZM20 238H25V239H20ZM27 238V239H26ZM33 238V240H31ZM39 238H41V239H43V238H45L44 239V241L45 242H47V243H45V242H43L41 239H39ZM72 238V239H71ZM128 238H131V239H128ZM170 238V239H169ZM194 238V239H193ZM208 238V239H207ZM250 238V239H249ZM35 239V240H34ZM60 239V240H59ZM77 239H79V240H77ZM115 241H114V240ZM121 239V240H120ZM124 239V240H123ZM139 239H141V240H139ZM162 239H163V241H162ZM193 239V240H192ZM218 239H220V240H218ZM226 239H228V240H226ZM234 239V238H233ZM256 239V241H260L258 244L256 243V242H251V240H255ZM4 240V241H3ZM29 240H31V241H37V242H34V244H31L32 242L30 241V243L28 242ZM40 240L43 242V244H46L45 246H47V248L46 249H44V250H46V251H43V249L42 248H45V247H43L42 245H41V242H40ZM113 240V241H112ZM120 240V241H119ZM131 240V241H130ZM138 241L139 243H142V242H144L143 244H145V245H142V244H140V247H141V249H139V247H136V249H135V246H138V245H136V244H139V243H131L132 241ZM149 240V241H148ZM167 240L169 241V242H167ZM170 240H172V241H170ZM176 240L178 241V242H176ZM196 240V241H195ZM222 240V241H221ZM223 240L225 241V242H223ZM262 240H264V238H262ZM9 243H8V242ZM23 241V242H22ZM55 242H56V240H54ZM60 241H63V243L62 242H60ZM66 241V242H65ZM73 241H74V243H73ZM80 242V243H77V242ZM109 241H111V242H109ZM116 241H118V242H122V244H119L118 242H116ZM128 241V242H127ZM130 241V242H129ZM140 241H142V242H140ZM146 241V242H145ZM153 241V242H152ZM180 241V242H179ZM183 241L185 242V243H183ZM190 241V242H189ZM221 243H220V242ZM228 241V242H227ZM2 242H0V244H2ZM12 242L14 243L13 244V246L14 247H20L21 249H23L24 247V249L23 250H27V251H25V252H22L21 253V249H19V250H17L18 251V253H16L17 251H16V249L14 250V248L11 246V244H12ZM22 242V243H21ZM25 242V243H24ZM53 242V241H52ZM115 242V243H114ZM163 242H166L165 244H162ZM172 242H175L176 244H174V243H172ZM197 242V243H196ZM251 242V244H249ZM21 243V244H20ZM26 243H28V244H30V246H26V245H28V244H26ZM35 243H39V246L38 245H36ZM65 244V245H62V247L60 246V248H61V250L63 251V252H65L64 254H62V251L60 250V252L61 253H58L57 252V254L55 253V251L54 250H58V244ZM69 243V245H67ZM84 244V245H80V244ZM108 243V244H107ZM129 243V244H128ZM153 243H155V244H153ZM158 243V244H157ZM180 243V244H179ZM182 243V244H181ZM187 243V244H186ZM206 243V244H205ZM208 243V244H207ZM214 243V244H213ZM234 243V244H233ZM243 243L245 244V245H243ZM246 243H248V246H250V247H244V249H241L242 247L241 246H239V245H243V246H247V244ZM256 243V244H255ZM15 244H17V245H15ZM22 244H25V245H22ZM71 244V245H70ZM77 244L79 245V248H80V250H76V247H77ZM104 246H103V245ZM109 244H110V246H109ZM114 244V245H113ZM118 244V245H117ZM132 244H135V246L134 245H132ZM151 244H153L154 246H152ZM170 244V245H169ZM188 244H192V246L193 247H197L196 249H193V247L192 246H190V245H188ZM195 244H196V246H195ZM218 244H220V245H218ZM252 244H255V246L257 247V249H259L258 248V246L260 245V251H257V249L255 250V248L254 249H251L252 247H255L254 245H252ZM6 245H8L7 247H6ZM31 245H34V246H31ZM67 245V246H66ZM86 245V246H85ZM102 246L103 248H100V249H104L103 251L102 250H100V249H98V247L99 246ZM106 245H108L109 247H107ZM125 245V246H124ZM127 245V246H126ZM132 245V247H128V246H131ZM159 245V247H156V246H158ZM164 245V246H163ZM165 245H167V246H165ZM174 245H176V246H174ZM177 245H179V246H177ZM183 245H185V246H183ZM187 245V246H186ZM200 245H202V249H201V247H199ZM204 245H208L207 246V249H206V246H204ZM216 245V246H215ZM227 245H230V246H227ZM5 246V247H4ZM35 246L36 247H39V249H37V248H35ZM56 246H57V249H56ZM72 246H73V249H72ZM76 246V247H75ZM81 246V247H80ZM83 246H85V247H83ZM113 246V247H112ZM114 246H115V250H117L116 252H115V255H114V252H112V250H114V249H112V248H114ZM119 246V247H118ZM121 246H123V247H121ZM182 246V247H181ZM218 246H221V247H218ZM31 247L33 248V249H31ZM42 247V248H41ZM107 247V248H106ZM112 247V248H111ZM126 247V248H125ZM155 247V248H154ZM165 247H167V248H165ZM178 247V248H177ZM189 247V248H188ZM215 247H216V249H215ZM225 247H227V248H225ZM239 247V248H238ZM3 248H7V252H6V249H4L5 251H1V250H3ZM11 248H13V252H12V254L11 253H9L10 251V249ZM29 250H28V249ZM59 248V249H60ZM99 250V252H97L98 250ZM120 248V249H119ZM130 248H132L131 250H130ZM179 248L181 249V250H179ZM185 248H188V249H190V251L188 250V251H186V249ZM200 248V249H199ZM208 248H209V250H208ZM225 248V249H224ZM245 248H249V250H246L245 252H244V250H245ZM34 249H37V250H34ZM77 249H78V247H77ZM85 249V250H84ZM87 249V250H86ZM88 249H90V250H88ZM108 249V250H107ZM128 249V250H127ZM167 249H169V250H167ZM196 250L195 252L193 251V250ZM204 249H206V250H204ZM219 249V250H218ZM222 249V250H221ZM229 249V250H228ZM264 249V248H263ZM75 251V253H74V251ZM85 252H84V251ZM95 250V251H94ZM137 250H139V252L137 251ZM144 250H146V251H144ZM238 250H241L240 252L238 251ZM30 251V252H29ZM71 251V253L69 254V252ZM109 251V252H108ZM120 251V252H119ZM142 251H144V252H142ZM201 253H200V252ZM209 251V252H208ZM217 251V252H216ZM220 251V252H219ZM239 252V253H241L240 255H239V253H237V252ZM2 252L4 253V254H2ZM26 252H29L30 254L31 253H33V255L34 256H32V255H30V254H28V253H26ZM34 252H36V253H34ZM81 252H83V254L81 253ZM87 252H92V253H95V254H92V253H87ZM100 252H103V255H102V253H100ZM119 252V253H118ZM133 252V253H132ZM174 252V253H173ZM182 252V253H181ZM212 252V253H211ZM215 252V253H214ZM218 252H219V255H218V257H215V256H217L216 254H218ZM223 252V253H222ZM234 252L235 253H237V254H234ZM252 252V253H251ZM253 252H256V254H254ZM257 252H259V253H257ZM8 253V254H7ZM20 253V254H19ZM54 253H55V255H54ZM74 253V254H73ZM80 253V254H79ZM89 254V256H87V254ZM99 253V254H98ZM124 253H126V254H124ZM142 254V253H144V255L145 256H147V255H149L150 256V258L149 259H151V260H149L148 261V259H146V257L145 256H139V258H138V254ZM233 254V256H238V257H233V256H231L232 254ZM250 253H251V255H250ZM262 254V256L261 255H258V254ZM15 254V255H14ZM16 254L17 255H19V256H16ZM36 254H37V256H39V257H35L36 256ZM58 254H60L59 256V258H61V259H57V257L56 256H58ZM65 254L67 255V257L69 258V255H71V257H72V259H63V258H65L66 256H65ZM73 254V255H72ZM105 254V255H104ZM169 254H171L172 255V257L169 255ZM174 254H176V255H174ZM220 254H222V256L220 255ZM2 255H4V256H2ZM5 255H9V257L8 256H5ZM20 255H22V256H20ZM30 255V256H29ZM63 255H64V257H63ZM81 255V256H80ZM94 255V256H93ZM95 255H98V256H95ZM101 255V256H100ZM111 255V256H110ZM117 255V256H116ZM122 255H124L123 257H122ZM178 255V256H177ZM187 255V256H186ZM192 255V256H191ZM2 256V257H1ZM75 256H77V257H75ZM85 256V257H84ZM105 256H106V258H105ZM115 256V257H114ZM126 256H128V257H126ZM187 257V258H185V257ZM191 256V257H190ZM230 256H231V259H229L230 258ZM256 256V257H255ZM18 258V259H15V258ZM22 257L24 258V259H22ZM66 257V258H67ZM97 257V258H96ZM100 259H99V258ZM130 257V258H129ZM132 257H134V258H132ZM166 257H168V258H166ZM6 258H9L8 260L6 259ZM12 258H14V259H12ZM28 258V259H27ZM82 258V259H81ZM89 258H90V260L91 261H89L88 262V260H89ZM94 258H96L97 259V261H96V259L94 260ZM118 258V259H117ZM126 258V260H123V259H125ZM144 258V259H143ZM176 258V259H175ZM179 258V259H178ZM198 258V259H197ZM204 258V259H203ZM234 258V259H233ZM5 259L7 260V261H5ZM44 259H45V261H44ZM81 259V260H80ZM84 259V260H83ZM113 261H112V260ZM174 259V260H173ZM181 259H184L183 261L181 260ZM186 259H188V260H186ZM218 259V260H217ZM221 259H222V261H221ZM119 260H121V261H119ZM142 260V261H141ZM172 260V261H171ZM181 260V261H180ZM200 260V261H199ZM231 260H233V261H231ZM238 260V259H237ZM249 260H250V262H249ZM53 263H52V262ZM61 261H63V262H61ZM83 261V262H82ZM95 261V262H94ZM103 263H102V262ZM111 261H112V263H111ZM126 261V262H125ZM167 261H170V262H168V263H166ZM196 261H198V262H196ZM221 261V262H220ZM231 261V262H230ZM234 261H236V262H234ZM6 262V263H5ZM11 262L10 263H8V264H11ZM23 262V263H22ZM194 262H196V263H194ZM212 262V263H211ZM233 262V263H232ZM245 262V263H246ZM259 262V263H258ZM264 262V261H263ZM244 262H243V264H245ZM240 264H242V263H240Z\"/></svg>","mask_w":264,"mask_h":264},{"label":"bare ground","instance_id":"2","mask_svg":"<svg viewBox=\"0 0 264 264\" xmlns=\"http://www.w3.org/2000/svg\"><path fill=\"white\" fill-rule=\"evenodd\" d=\"M2 1H4V3L2 2ZM10 1H13V0H10ZM10 1H9V4H10ZM26 1H29V0H26ZM38 1H40V0H38ZM42 2H43V0H41ZM48 1H50L51 2V0H48ZM99 1V0H98ZM126 1V0H125ZM128 1H130V0H128ZM128 1H126V2H128ZM138 1V0H137ZM140 1V0H139ZM138 1V2H139ZM151 1V0H150ZM159 1V0H158ZM170 1H173V0H170ZM169 1V2H170ZM181 1V0H180ZM190 1V0H189ZM188 1V2H189ZM193 1V0H192ZM195 1V0H194ZM201 1V0H200ZM206 1V0H205ZM0 2H2L1 4L2 5H5V3L6 2H8V0H0ZM17 2H19V0H17ZM17 2H14V3H17ZM22 2V1H21ZM20 2V3H21ZM25 2V1H24ZM34 2V0H32L31 1V3H33ZM47 2V1H46ZM59 2V1H58ZM61 2H63V1H61ZM65 2V1H64ZM67 2H69V1H67ZM113 2V1H112ZM118 2V1H117ZM126 2H124V3H126ZM133 2V1H132ZM131 2V3H132ZM184 2V1H183ZM197 2V1H196ZM199 2V1H198ZM20 3H17V4H20ZM35 3V2H34ZM47 3H49V2H47ZM70 4H73V1L72 2H69ZM120 3H121V1H120ZM123 3V4H124ZM139 3H142V1H140ZM178 3H180V4H186L187 2H185V3H181V2H177V4H175V5H177L178 6ZM0 4V5H1ZM9 4H7L8 6H11L13 3H11L10 5ZM21 4H23V3H21ZM20 4V6L22 7V5ZM27 4L28 5H30V3H28L27 2ZM27 4H23V7L24 6H26ZM38 4H41V3H36V5H38ZM51 4V3H50ZM62 4V3H61ZM70 4H68L69 6H70ZM77 4L78 3H76V5H75V7L77 6ZM90 4H92V3H90ZM118 4V3H117ZM199 5H201L200 3H198ZM42 5H43V3H42ZM54 5H58V4H54ZM54 5H53V7H54ZM64 5H66V4H64ZM67 5V6H68ZM84 5V4H83ZM154 5V4H153ZM163 5V4H162ZM167 5V4H166ZM15 6H17V8L16 9H18V5H16L15 4ZM32 5H30L29 7H31ZM47 6H49V5H47ZM89 6V5H88ZM126 6V5H125ZM127 6H129L128 5V3H127ZM131 6V5H130ZM130 6H129V8H130ZM142 6V5H141ZM141 6H140V8H141ZM144 6V5H143ZM160 6V5H159ZM180 6V5H179ZM188 6H192V4L190 5V4H188L187 6H185V7H188ZM1 7V6H0ZM12 8L10 9V10H12L13 11V7L14 6H11ZM20 7V8H21ZM27 7V9H28V6H26ZM44 7H46V5L44 4ZM58 7V6H57ZM57 7H55V8H57ZM90 7V6H89ZM88 7V9L84 6L83 7V9L82 8H80V7H78L77 9H79V12L81 13V11L80 10H84V9H87V10H89V9H91V8H89ZM104 7V6H103ZM111 7V6H110ZM116 7V6H115ZM114 7V8H115ZM133 7H135V6H133ZM163 7H166V6H163ZM203 8V10H202V13H203V15L204 16H202L201 18V25H200V28L199 27H197V26H195V28H199V30H202L203 32H204V34H205V31L206 32H208V31H213V33H215L218 37H219V41H220V43L219 42H217V36H215L216 37V42L217 43H213L214 45L213 46H206V47H203V45H200V44H198V43H196V42H194V43H191L192 44V46L194 47L195 45H193V44H197V46H195V48H198V50H196L195 48L193 49L192 47H190V48H188V49H184L185 47H187V46H185V45H183V43L184 42H188V40L187 41H181L182 43H180V44H176V42H175V44H176V46L175 47H180V45H183L184 47H182L181 49L180 48H178V52H177V55H174V53H173V55H171V58H172V56H175L174 58H178L179 57V59L177 60H175V61H177L176 63H174L173 64V62L171 61V63L170 64H173L174 66H173V68L172 69H170V70H173L171 73H170V75H168V74H164L163 76H164V78H166V77H168V76H173V78L172 79H170V81H167V82H169L168 83V85L170 84V82L172 83V85H169V87L171 88V89H173V90H161V92H163V94H164V92L165 91H172V92H175L174 94H177L178 92H181L180 93V97L178 96V98H180V100H179V102H176V101H173V102H175V106L173 107V108H175V109H173V108H170V107H168V106H165V107H167V108H170V109H168V111H165V112H169V113H172V114H175V112H179V113H177L176 115H177V117H179L178 119H179V121H178V119H175L174 117H175V115H174V117H173V119L174 120H176V121H174V122H176V123H178V124H181L182 123V121H180L181 119L180 118H183L182 120L184 121V123H183V125L185 126V130L183 129V128H179V126H176L175 124H173L174 126H176V127H178V129H181V130H183V131H181V130H177V132H175L176 134V136L178 135L177 133H179L180 131L181 132H183L184 134H182V133H180L179 135H180V137L181 138H183V137H185V139H186V137L188 138L189 137V135H193V133L195 134V135H193V138H196V139H193V140H197V138H199V136H202V134H204L201 138H203V140L201 141H194V142H191L190 144H189V142H190V139L188 140V139H186L187 140V142H184V141H182V139L181 138H179L178 139V141L176 142V143H178V142H184L183 144H184V146L180 143L179 145H180V147H183V148H181L182 150H183V154H180L179 152L180 151H178V152H176L175 151V153H177V155L176 156H173V155H171L172 157H170L171 159H173V157H176L175 159H173V160H175L174 161V163H172V161L170 162V163H172V165H174V166H172V171H173V169H177V167L179 166V167H181L179 164H177L176 162H179L180 163V161H181V159L182 158H184L185 157V160H186V158H187V155L186 154H194V153H196V151H195V149H194V145H195V143H202L203 141L206 143V144H204L205 146H202V150H197V151H201L203 154H201V156H203V157H201L200 156V158H198L199 157V155H200V153L201 152H199L198 154L196 153V156L195 157H197V158H195V159H199L198 161H200V160H202V159H204V160H207L208 161V156H210V154L212 155H215V156H218V154L216 155V154H214V153H218V151H219V153H220V151H224L222 148H225L226 146V144L228 143V140L229 139H232V137L234 136V138H235V136H237L236 134L234 135V134H232V133H235V130H236V128L238 127V126H243L242 125V123H245L247 120H249V121H247L245 124H247L248 126H249V122H250V120H251V126H250V128H252V124L253 123H255V122H257V121H254L253 120V122H252V119H254L255 118V120L257 119V120H259L257 123H258V125H257V123L256 124H253V126L254 127H256V128H254L253 129V131H251L250 130V128L247 126V125H245V127L247 128H245L246 129V134H248V136H249V134H251V136L249 137V138H247V137H244V140H247V141H244V140H242V141H244L245 142V144L243 143V145L241 144V145H239V150H241V151H243V154H245V153H247V152H250V151H252V149H256L260 144H261V148L262 149H258V150H262L261 152L262 153H260V154H263V147H264V130H263V127H264V116H259V115H261V114H264V0H208V1H206L205 2V4H204V6H202ZM3 8H6L5 10H3L2 9V11H1V15L0 16H4V15H2V13H5L6 12V10L8 9V7H3ZM19 8V9H20ZM33 8H36L35 6L33 7ZM31 9L29 12H31V11H33L34 12V9ZM38 8V7H37ZM50 7H48L47 9H49ZM63 8V7H62ZM70 8V7H69ZM69 8H67L68 10H69ZM124 8V7H123ZM122 8V10H125V12L128 14V15H130V11L133 9V8H130V10L128 11V10H126V9H123ZM126 8H128V7H126ZM138 8V10H139V7H137ZM144 8H145V6H144ZM180 8H181V6H180ZM1 9V8H0ZM41 9H44L43 8V6H41ZM58 9V8H57ZM59 9H61V8H59ZM58 9V10H59ZM63 9H66V8H63ZM62 9V10H63ZM74 9V8H73ZM70 10V11H72V12H70L69 11V13H72L71 15H73V17H75V16H78V15H80L79 14V12H78V14H76V15H74V11L76 12V10ZM92 9H93V7H92ZM91 9V10H92ZM147 9V8H146ZM149 10H151V8H148ZM153 9V8H152ZM172 9V8H171ZM187 9V8H186ZM198 9V8H197ZM21 10H22V8H21ZM21 10H19L18 11V13L20 12V14H22L23 12H25V8L21 11ZM37 10H39L40 11V9H37ZM52 10H54V9H52L51 8V11ZM56 10V9H55ZM91 10H89V11H91ZM119 10V9H118ZM137 10V9H136ZM155 10V9H154ZM157 10H159V9H157ZM192 10V9H191ZM201 10V9H200ZM200 10H197L198 12L200 11ZM4 11V12H3ZM15 11H17V10H15ZM27 11V10H26ZM49 11V10H48ZM86 11V10H85ZM94 11V10H93ZM113 11V10H112ZM140 11H143V10H140ZM167 11V10H166ZM204 11V12H203ZM9 12V10L7 11V13ZM35 12H37V11H35ZM44 12V14L45 13H47V12H45V11H43ZM61 12H63V11H61ZM61 12H55V11H53V12H50L51 13V15H53V17H54V19H51V20H49V21H55V20H57L58 21V19H56L55 17L56 16H54V15H57V16H62L63 14H64V17H60V18H65L66 20H67V16H69L70 14H68V15H66L67 13H66V10L64 11V13H61ZM92 12V11H91ZM103 12V11H102ZM129 12V13H128ZM147 12V11H146ZM173 12V11H172ZM187 12H189V10L187 11ZM190 12H193V16L196 14V13H198V12H195L194 13V11H190ZM201 12V11H200ZM11 13H13L14 15H16L14 12H10L9 14H11ZM53 13H57V14H53ZM94 13V12H93ZM97 12H95L94 13V15L96 14ZM115 13H116V11H115ZM141 14H142V12H140ZM139 13V14H140ZM27 14V13H26ZM33 14V13H32ZM40 14H42V13H40ZM48 14H49V12H48ZM58 14H60V15H58ZM62 14V15H61ZM102 14V13H101ZM133 14H135L136 15V13H133ZM158 14V13H157ZM7 15V14H6ZM14 15H12V17L14 16ZM36 15V14H35ZM37 15H39L38 13H37ZM90 15V14H89ZM100 15V14H99ZM96 16V17H100V16ZM105 15H109L110 16V14H105ZM118 15H122V14H119V12H118ZM117 15V16H118ZM131 15H132V13H131ZM148 15H149V13H148ZM173 15V14H172ZM182 15V14H181ZM187 15H189V14H187ZM197 15V14H196ZM198 15H200V14H198ZM19 17H20V15H18ZM23 16V15H22ZM43 16V15H42ZM42 16L40 17V22L42 21V22H44V20H42V19H44V18H42ZM66 16V17H65ZM83 16V15H82ZM102 16V15H101ZM108 16V17H109ZM117 16H111V17H114V18H116ZM133 16V15H132ZM182 16H184V15H182ZM190 16V15H189ZM192 16V17H193ZM11 17V15H10V18H12ZM37 17V16H36ZM44 17H45V15H44ZM69 17H71L72 18V16H69ZM85 17V16H84ZM121 18L123 17V16H120ZM128 17V16H127ZM134 17V16H133ZM136 17H138V16H136ZM136 17H134V18H136ZM146 17V16H145ZM157 17V16H156ZM1 18V17H0ZM4 18H6V16L4 17ZM9 17H7V19H5V20H8L9 21V19H8ZM14 18H16L17 19V15L14 17ZM21 18V17H20ZM46 18V17H45ZM51 17H49V19H50ZM89 17H87V19H88ZM93 20L95 19V18H93V17H91ZM100 18H102V17H100ZM105 18V17H104ZM119 18V17H118ZM128 18H131V17H128ZM128 18H124L125 20L126 19H128ZM163 18H165V17H163ZM173 18V17H172ZM177 18V17H176ZM181 18H183V17H181ZM188 18V17H187ZM198 18H200V17H198ZM15 19V20H16ZM25 19V18H24ZM36 19H38V17L37 18H35V20ZM48 19V18H47ZM74 18H72V19H69V21H71V20H73ZM83 19V18H82ZM97 19V18H96ZM112 19V18H111ZM156 19V18H155ZM188 19H190V18H188ZM192 19H195V18H192ZM192 19H190V20H192ZM18 20H20V19H18ZM39 20V19H38ZM38 20H36V21H34V22H32L31 20L29 21L28 20V22H30V24L31 23H33L34 25H31L32 26V28L33 27H35V23L36 22H38ZM64 20V19H63ZM61 21V23H63V22H67V23H69L70 24V22L69 21ZM77 20V19H76ZM99 20H101V19H99ZM104 20V19H103ZM108 20V19H107ZM133 20H135V19H132L131 20V22L130 23H132L133 22ZM137 20H139V19H137ZM137 20H135L137 23H138V21ZM141 20V19H140ZM154 20V19H153ZM163 20V19H162ZM175 20V19H174ZM182 20V19H181ZM184 20H186V18L184 19ZM197 20V22L199 21L198 19H196ZM0 21H1V19H0ZM7 21V22H8ZM10 21H11V25H12V22H14V21H12V19H10ZM9 21V22H10ZM17 21V20H16ZM22 21H25V20H23L22 19ZM21 21V22H22ZM46 21H48V20H46ZM79 21H83V20H79ZM79 21H76V22H79ZM89 21V20H88ZM95 21V20H94ZM116 21V20H115ZM114 21V22H115ZM121 23H122V19L121 20H119ZM134 21V22H135ZM158 21H160V20H158ZM5 22V21H4ZM18 22V21H17ZM20 22V21H19ZM18 22V23H19ZM41 22V23H42ZM71 22H73V21H71ZM86 22V21H85ZM90 23L92 22V20L91 21H89ZM102 22H104V21H102ZM114 22H110V23H113V24H115ZM123 22H125V21H123ZM126 22H128V21H126ZM133 22V23H134ZM142 22V21H141ZM153 22V21H152ZM192 24H193V22L192 21H190ZM16 23V22H15ZM23 23H25V22H22L20 25H24ZM48 23H50V22H48ZM67 23H63V24H65V25H62V27H65L66 26V24ZM81 23V25H82V22H80ZM105 23H107V22H105ZM109 23V22H108ZM149 23V22H148ZM163 23H165V22H163ZM187 22H185L184 24H186ZM2 24H4V23H2ZM0 25L1 26V31L0 32H2L3 30H5V28L6 27H4L3 29H2V27L3 26H7V25ZM7 24V23H6ZM17 24V23H16ZM15 24V25H16ZM17 25L16 27H18V28H20V25ZM26 24H27V22H26ZM37 24H38V26H37ZM42 24H44V26H42ZM42 24H39V22L38 23H36V26L38 27V28H40L41 26L42 27H45V25H46V23H42ZM77 24V23H76ZM158 24V23H157ZM190 24V23H189ZM14 25V24H13ZM15 25L14 26H12V28H13V31H15L16 33L19 31V30H17V28H16V30H15ZM51 26H53V25H55L54 23L53 24H50ZM60 25V24H59ZM85 26L86 25H88V22L86 23V24H84ZM89 25H91V24H89ZM105 24L103 23V25L102 26H104ZM130 25V24H129ZM143 25V24H142ZM144 25H146V24H144ZM159 25H161V24H159ZM164 25V24H163ZM162 25V26H163ZM166 25V24H165ZM194 25V24H193ZM196 25V24H195ZM26 26H29V24L28 25H26ZM47 26H49V25H47ZM46 26V27H47ZM74 26H75V24H74ZM154 26H155V24H154ZM154 26H150V27H154ZM170 26H172V25H170ZM56 27V26H55ZM67 27V26H66ZM94 27V26H93ZM97 27H99L98 25H97ZM126 27V26H125ZM147 27H149V25L147 26ZM149 27V28H150ZM161 27V26H160ZM159 26H158V28H160ZM165 27V26H164ZM188 27V26H187ZM194 27V26H193ZM12 28H10L11 30H12ZM48 28H50L51 30L52 29H54V27L53 28H51L50 26L48 27ZM48 28H42V29H47L46 31H50V29H48ZM60 27L58 26V28H55L56 30H58ZM115 28V27H114ZM127 28V27H126ZM129 28H131V27H129ZM142 28V27H141ZM145 28V27H144ZM157 28V29H158ZM177 28V27H176ZM176 28H174V29H176ZM206 30H205V29ZM24 29H26L27 31H28V29L27 28H24ZM35 28H33V30H34ZM37 29V28H36ZM69 29H72L73 30V28H71V26L69 27ZM86 29V28H85ZM96 29V28H95ZM99 29H101V28H99ZM105 29H107V27L105 28ZM121 29V28H120ZM119 29V30H120ZM147 29V28H146ZM152 29V28H151ZM194 29V28H193ZM6 30H9V28L8 29H6ZM29 30H31V27H30V29ZM96 30H98V29H96ZM119 30H116L117 32H119ZM122 30V29H121ZM137 30V29H136ZM153 30H155V28L153 29ZM152 30V31H153ZM160 30V29H159ZM162 30V29H161ZM180 30V29H179ZM184 30V29H183ZM181 30V32H184V31H186V30ZM188 30V29H187ZM195 30H197V29H195ZM208 30V31H207ZM24 31V30H23ZM32 31V30H31ZM31 31H28V32H26V31H24L25 33H30L31 34ZM59 31V30H58ZM75 31V30H74ZM80 31H82V30H80ZM123 31V30H122ZM134 31V30H133ZM150 31V30H149ZM175 31V30H174ZM33 32H36V31H33ZM41 34L43 33V31L41 32V31H39ZM52 32H54V31H52ZM79 32V31H78ZM85 32H87V33H89L88 31H84V34H85ZM107 32V31H106ZM129 32V31H128ZM141 32V31H140ZM143 32V31H142ZM157 32H159L158 30H157ZM170 32V31H169ZM193 32V31H192ZM10 33H12V32H10ZM16 33H14V34H16ZM20 34L22 33L21 31L19 32ZM48 33V32H47ZM54 33H56V32H54ZM76 33V32H75ZM81 33H83V32H81ZM81 33H79V34H81ZM116 33V32H115ZM127 33V32H126ZM145 33V32H144ZM151 33V32H150ZM156 33V32H155ZM166 33H168V30H166ZM173 33V32H172ZM172 33H168V34H172ZM190 32H188V33H186L187 35L189 34ZM198 33V32H197ZM202 32H200L198 35H200ZM211 34H209V35H212V32H210ZM61 34V33H60ZM59 34V35H60ZM65 34V33H64ZM71 34V33H70ZM78 34V33H77ZM76 34V35H77ZM118 34H121L120 32L118 33ZM118 34H116V35H118ZM122 34H125V32H123ZM147 34V33H146ZM162 34V33H161ZM161 34H159V33H156V35H161ZM176 34V33H175ZM175 34H172V35H175ZM184 34V33H183ZM183 34H180V35H182V36H184ZM203 34V35H204ZM0 35H9V34H4V31L2 32V34H0ZM57 35V34H56ZM71 35H74V34H71ZM75 35V36H76ZM91 35H92V33H91ZM96 35H97V32H96ZM115 35V37H117ZM127 35V34H126ZM194 35V34H193ZM197 35V36H198ZM209 35H206L207 37L209 36ZM18 36H19V34H16V36L14 35V37H16L17 39H18V41H16L15 40V38H13V40H15L16 42H18V43H20L19 42V40L21 39V41L23 40V36H21V38H18ZM27 36H29V35H27ZM33 36H37V37H31V36H29L30 38H33V39H35L36 41H34V40H31V41H33V42H35L34 44H32L33 42H31V41H29L30 39H27L26 40V42H31V43H29V45H30V47L32 46V48H30V49H32L33 51H37L36 50V48L35 49H33L34 48V46L33 45H37V46H39L38 45V43L37 42H39L38 40H40V38H42V37H44V36H42V35H39V34H34ZM38 36H40V37H38ZM42 36V37H41ZM70 36V35H69ZM92 36H95L94 34L92 35ZM107 36H109V35H107ZM120 36V35H119ZM131 36H133V33H132V35ZM137 36V35H136ZM189 36H191L190 34L188 35V37ZM24 37H26V36H24ZM50 37V36H49ZM52 37H54V36H52ZM56 37V36H55ZM65 37V36H64ZM73 37V36H72ZM77 37V36H76ZM78 37H80V35H78ZM85 37V35L84 36H82V38H84ZM90 38H91V36H89ZM102 37V36H101ZM112 37H114V36H112ZM121 37H123V36H121ZM120 37V38H121ZM125 38L126 37H130V35L129 36H124ZM150 37H152V36H150ZM177 37V36H176ZM181 37V36H180ZM185 37H187V36H185ZM212 37V36H211ZM210 37V38H211ZM1 38V37H0ZM5 38H7V37H5ZM8 38H12V37H8ZM26 38H28V37H26ZM56 38H59V37H56ZM56 38H53V41H54V39H56ZM66 38V37H65ZM63 38L64 39V41L66 40V42L67 43H69L68 42V39L66 38ZM94 38H96V37H93V42H94ZM98 38V37H97ZM120 38H117V39H120ZM149 38V37H148ZM169 38V37H168ZM178 39H180L179 37H177ZM197 38V37H196ZM195 38V39H196ZM202 38V37H201ZM214 38V37H213ZM4 39V38H3ZM38 39V40H37ZM45 39H47V38H45ZM61 39V38H60ZM60 39H57V40H59L60 42H62ZM72 40H70V43H74V41H73V39H75V37L74 38H71ZM77 39H80V38H77ZM77 39H75V40H77ZM85 39H86V37H85ZM88 40H89V38H87ZM100 39V38H99ZM105 39V38H104ZM103 39V40H104ZM116 39V40H117ZM122 39V38H121ZM134 39V38H133ZM151 39V38H150ZM161 39V38H160ZM176 39V38H175ZM183 39H185L184 37H182V39H180V40H183ZM209 39V38H208ZM5 41H7L6 39H4ZM44 40V39H43ZM57 40L56 41H54V42H57ZM81 40V39H80ZM111 40V39H110ZM136 40V39H135ZM135 40H133V41H135ZM145 41L146 40H148V39H144ZM167 40V39H166ZM190 40H191V38H190ZM189 40V41H190ZM212 40V39H211ZM4 41V42H5ZM50 41H52V40H50ZM49 41V43L48 44H45V45H49V44H51V42ZM72 41V42H71ZM122 41V40H121ZM132 41V42H133ZM153 41V40H152ZM152 41H149V43L148 44H146V46H148L149 44H152V43H150V42H152ZM194 41H197V40H194ZM200 42L199 43H201L202 41H204V40H199ZM4 42H3V40L1 41V43L3 44V45H5L4 44ZM9 42V41H8ZM44 41H42L41 40V42H39V43H43ZM48 42V41H47ZM46 42V43H47ZM79 42H81V41H79ZM88 42H90V41H88ZM88 42H86V44L88 43ZM123 42H125V41H123ZM156 42H157V40H156ZM206 41H204V43H205ZM11 43H13V42H11ZM18 43H16V44H18ZM23 43H25V42H23ZM58 43V42H57ZM69 43V44H70ZM82 44H83V42H81ZM85 43V42H84ZM90 43H92V42H90ZM95 43V42H94ZM102 43V42H101ZM116 43H117V41H116ZM129 43V42H128ZM138 43H140V42H138ZM160 43V42H159ZM167 43V41L165 42V44ZM171 43V42H170ZM189 44H190V42H188ZM209 43H211V42H209ZM10 44V42L8 43V45ZM54 44H56V43H54ZM54 44H52V46L54 45ZM59 44V43H58ZM62 44L63 45H65L66 43H63L62 42ZM74 44H77L76 42L74 43ZM73 44V45H74ZM97 44V43H96ZM114 44V43H113ZM126 44V43H125ZM130 44V43H129ZM133 44H135V43H133ZM173 44V43H172ZM185 44H187V43H185ZM208 44V43H207ZM206 44V45H207ZM14 45V44H13ZM44 45V44H43ZM42 45V46H43ZM80 45V44H79ZM108 45H109V43H108ZM111 45V44H110ZM136 45V44H135ZM138 45V44H137ZM137 45L136 46H134V47H137ZM141 45H143V44H141ZM177 45H179V46H177ZM211 45V44H210ZM10 47L12 46V44H10L9 45ZM20 46H23V45H20ZM24 48L27 50V52H29L28 51V47L26 48V46H27V44H24ZM46 46V47H47ZM56 46H58V45H56ZM62 46V45H61ZM78 46V45H77ZM84 46H87V45H85L84 44ZM89 46H91V44L89 45ZM98 46V45H97ZM97 46H95V48H97ZM117 46V45H116ZM121 46H125V45H121ZM144 46V45H143ZM159 46V45H158ZM160 46H161V44H160ZM171 46V45H170ZM173 46H174V44H173ZM190 46V45H189ZM4 47V46H3ZM10 47H5V48H10ZM13 47V46H12ZM60 47V46H59ZM59 47H58V49H59ZM66 47V46H65ZM88 47V46H87ZM93 47V46H92ZM100 47V46H99ZM123 47L122 48H120V49H123ZM129 47H132L131 45H129ZM128 46H126V48H129ZM149 47V46H148ZM15 48V47H14ZM38 49H39V47H37ZM43 48H45V47H43ZM48 49H47V51H50V50H52V47H51V45H50V47H47ZM54 48H55V50H56V47L54 46ZM84 48V47H83ZM103 48V47H102ZM112 48V47H111ZM113 48H114V46H113ZM193 49L192 51L190 50V49ZM1 49V48H0ZM17 49V48H16ZM15 49V50H16ZM22 49H23V47H22ZM57 49V51L58 52H60L59 50ZM62 49V48H61ZM64 49H67V48H63L62 50H63V52H61V54H60V56H58V59H60L59 57H61V55L62 54H64V52H66V51H64ZM90 50H94L93 48H89ZM99 49H101V48H99ZM98 48L96 49V51H100L101 52V50H99ZM109 49V48H108ZM115 49H117V47L115 48ZM134 49H137V48H134ZM134 49L132 50V51H134ZM175 49V48H174ZM1 50H3V48L1 49ZM8 50V49H7ZM12 50V49H11ZM11 50H9V51H11ZM24 50V49H23ZM71 50V49H70ZM78 51H79V49H77ZM88 50V49H87ZM128 50V49H127ZM139 50V49H138ZM155 50V49H154ZM153 50V51H154ZM170 50V49H169ZM19 50H17V52H18ZM20 51H22V50H20ZM41 51H43V50H41ZM46 51V50H45ZM44 51V53L45 54H42V52L40 53V54H42V55H44V57H47L48 58V56L46 55V53H47V51L45 52ZM112 51H113V49H112ZM120 51V50H119ZM121 51H125V50H121ZM128 51H130V50H128ZM140 51V50H139ZM153 51H152V53H153ZM5 52H6V50H5ZM5 52H2V53H5ZM50 52H52V51H50ZM55 53H56V51H54ZM90 52V51H89ZM137 52V51H136ZM167 52V51H166ZM172 52H174V51H172ZM1 53V52H0ZM30 53H32V52H29V56H31V55H33L34 53H32V54H30ZM36 53V52H35ZM39 53H36V54H38V56H36L37 58H39L40 56H42V55H40L39 56ZM54 53V54H55ZM67 53V52H66ZM66 53L64 54L65 56H67L66 55ZM74 53V52H73ZM77 53V52H76ZM96 53V52H95ZM120 53V52H119ZM128 53V52H127ZM147 53V52H146ZM171 53V52H170ZM6 54H8V52H6ZM5 54V56H7ZM14 54V53H13ZM15 54H17L16 52H15ZM20 54H22L21 52H19V56H20V58H21V56H23L22 58H27V57H24V55L22 54V55H20ZM24 54H26L25 52H24ZM79 54V53H78ZM87 54H89V53H87ZM86 54V55H87ZM105 54V53H104ZM108 54H111V53H108ZM123 54V53H122ZM134 55H135V53H133ZM141 54V53H140ZM176 54V53H175ZM2 55V54H1ZM9 55H11V54H9ZM56 55H58V54H56ZM56 55H53V57H54V59H55V56ZM74 55H76V54H74ZM82 54H80L79 55V57H78V59L80 58V56H81ZM92 55H97V54H93L92 53ZM98 55H100V53L98 52ZM119 55V54H118ZM125 55V54H124ZM124 55H123V57H124ZM128 55H130V53L128 54ZM155 55V54H154ZM158 55V54H157ZM4 56V57H5ZM12 56H14V55H12ZM18 55H16V56H14V57H16L17 58V60L16 61H19V63H17V64H22L23 65V62H25V61H22V59H20V58H18L17 57ZM25 56H27V55H25ZM34 57H35V55H33ZM87 56H90V57H88V59L90 58L91 59V54H89V55H87ZM103 56V55H102ZM111 56V55H110ZM149 56V55H148ZM14 57H13V59H14ZM32 57V56H31ZM50 57V56H49ZM70 57V56H69ZM105 57V56H104ZM103 57V58H104ZM108 57V56H107ZM116 56H114V58H115ZM118 58H119V56H117ZM116 57V58H117ZM121 57H122V55H121ZM128 57H130L131 58V60H132V57H133V55H131V56H128ZM137 57H141V55L140 56H137ZM207 57V58H206ZM210 57H214V58H216V61L218 60L219 62L220 61H233L234 62V64H235V67H232V66H234V64L232 65L231 64V66L229 65V63L227 62V65H223V64H219L218 63V61H217V63L216 64H219L218 65V67H217V69H216V65H212L214 62H212V64H211V61H209L208 60V58H210ZM8 58H12V57H9L8 56ZM47 58H45V59H47ZM57 58V57H56ZM85 58V57H84ZM87 58V57H86ZM98 58V57H97ZM111 58V57H110ZM170 58V57H169ZM170 58V59H171ZM173 58V59H174ZM2 59V58H1ZM0 59V60H1ZM5 59H6V57H5ZM36 58H33L32 59V61L30 62V64L32 65V62L35 64L36 62H39L38 60H42V59H38V60H35ZM120 59H122V58H120ZM135 59V58H134ZM205 59L206 60H208V62H210L208 65H206V63H205ZM254 59H260V61H254ZM4 60V59H3ZM9 60V59H8ZM24 60V59H23ZM30 60V59H29ZM33 60H35V61H33ZM50 60H53L52 58L50 59ZM49 59L48 60H46L45 62H47V61H50ZM68 60V59H67ZM93 60V59H92ZM104 60V59H103ZM109 60H111V59H109ZM119 60V59H118ZM118 60L117 61H114L115 63H117V64H112L111 65V68L109 69V68H107L108 70H107V72L110 70V72L111 73H114L115 74V72H113V69L120 63V64H122L121 63V61L118 63ZM130 60V59H129ZM160 60V59H159ZM2 61V60H1ZM6 61V60H5ZM9 61H12V60H9ZM9 61H8V64H10L9 63ZM20 61H22V62H20ZM66 61V60H65ZM76 61V60H75ZM98 61V60H97ZM102 61V60H101ZM100 61V62H101ZM112 61V60H111ZM128 60L126 59V61H125V63L127 62ZM138 61H139V59H138ZM158 61V60H157ZM162 61V60H161ZM164 61V60H163ZM212 61H214V60H212ZM222 61V62H223ZM250 61H252L251 63H250ZM7 62V61H6ZM13 62V61H12ZM28 62V61H27ZM59 63L60 61H54V63ZM62 62V61H61ZM83 62V61H82ZM86 62V61H85ZM91 62V61H90ZM89 62V63H90ZM113 62V61H112ZM128 62H131V61H128ZM140 62H142V61H140ZM140 62H137V64L138 65H136V66H134V65H132L131 64V66H129V68L130 67H132L131 69L132 70H134V69H138L137 68V66H140ZM148 62V61H147ZM156 62V61H155ZM222 62H220V63H222ZM54 63H52V64H54ZM57 63V64H58ZM68 63L70 64L71 63V65H72V62H70V61H68ZM108 63H110L111 64V62H109L108 61ZM107 63V64H108ZM131 63H135V61H133V62H131ZM146 63V62H145ZM151 63V62H150ZM165 63H167L166 62V60H165ZM12 64H14V63H12ZM33 64V65H34ZM39 63H37V64H35L36 66L38 65ZM49 64V62L48 63H46V65H48ZM51 64V65H52ZM82 64V63H81ZM83 64H85V63H83ZM147 64H149V62L147 63ZM155 64H158L157 62L155 63ZM168 64V66L170 65L169 63H167ZM1 65H3V62H1L0 63V66ZM7 65V64H6ZM6 65H3L2 67H0V68H3V69H0V71L3 73V74H5L6 72H3V71H6V70H4L5 69V67L4 66H6ZM27 65H29V64H27ZM28 66L27 67V69L29 68V70H31V69H34L36 66ZM41 65V64H40ZM58 65H62V64H58ZM70 65V66H71ZM101 65V64H100ZM114 65V67H112ZM123 65H125V64H123ZM143 65V64H142ZM146 65V64H145ZM150 65H152V63L150 64ZM161 65H162V63H161ZM209 65H212V68H211V70H207V69H209L208 67H209ZM221 65H223V66H221ZM15 66L17 67L18 65H14V67L13 68H15ZM25 66V65H24ZM49 66V65H48ZM57 66V65H56ZM55 66V67H56ZM84 66H86V65H84ZM90 66H92L91 65V63L89 64V67ZM108 66V65H107ZM119 66V65H118ZM144 66V65H143ZM156 66V65H155ZM154 66V67H155ZM164 66V65H163ZM168 66H164V67H167L168 69H169V67ZM213 66H215L214 67V70H215V72H214V70H212L213 69ZM7 67H9V65H7ZM6 67V68H7ZM32 67V68H31ZM49 67H51L52 69H51V71H49V68H44V65H42V67H40L39 66V68H36V69H38L39 71H42V69H40V68H44L43 69V72H45L46 73V71L45 70H48L49 72H51V73H53V71H55L53 68V66H49ZM64 66H62V68H63ZM87 67V66H86ZM89 67L88 68H86V69H89ZM101 67H103V66H101ZM110 67V66H109ZM120 67H124V66H120ZM127 68H128V66H126ZM145 67V66H144ZM21 68V67H20ZM20 68H18V69H16V70H20ZM23 68V67H22ZM80 68H83V65H82V67H80ZM99 68V67H98ZM98 68H96L95 69V67H94V65H93V69H95V70H97V71H95V72H98L99 71V69ZM119 68V67H118ZM141 70H146V69H142V66H140L139 67ZM148 68V67H147ZM159 68V67H158ZM10 69V68H9ZM24 69V68H23ZM27 69H25V71H27ZM56 69H59V68H56ZM72 69V68H71ZM73 69H75V68H73ZM86 69H84V70H86ZM90 69H91V67H90ZM112 69V70H111ZM123 69V68H122ZM150 69H152L151 68V66H149V69H148V72L150 73V76H148L147 78H149L150 80H152L153 78H152V76L151 75H153V76H155L154 74H151V72H150ZM157 69V68H156ZM160 69H162L161 67H160ZM159 69V70H160ZM53 70V71H52ZM65 70H67V69H65ZM116 70V69H115ZM235 70V71H234ZM10 71V75H9V77H14V76H16L17 75V77H20V76H22V75H26V74H30V75H32L33 76V71L34 70H31L32 72L31 73H29L30 71H27V73L23 70V72L24 73H26V74H22L23 72H20V71H17V73L18 74H15L16 72H13V71H15V70H13V71H11V70H9ZM22 71V70H21ZM47 71V72H48ZM59 71V70H58ZM64 71V70H63ZM74 71V70H73ZM75 71H78V70H75ZM88 71V70H87ZM91 71V70H90ZM101 71H102V73H103V70L101 69ZM100 71V72H101ZM105 71V70H104ZM120 71H121V69H120ZM123 71H126V70H124L123 69ZM127 71H129V70H127ZM138 71V70H137ZM156 71H158V70H156ZM164 70H162V71H160V72H163ZM166 71V70H165ZM167 71H169V70H167ZM0 72V73H1ZM11 72H13V73H11ZM35 73H37L35 76H33L34 78H37V75H39L38 74V71L37 70H35L34 71ZM49 72L47 73V74H49ZM107 72H105V74H102V75H104L105 76V78H107L106 76V73ZM117 72V71H116ZM136 73V71H133L132 73ZM143 72H145V71H143ZM170 72V71H169ZM21 73V75H19ZM50 73V74H51ZM66 73V72H65ZM64 73V74H65ZM70 73H74V72H70ZM78 73V72H77ZM76 73V74H77ZM83 73H85V72H83ZM90 73V72H89ZM109 73V72H108ZM119 73H121V72H119ZM124 73V72H123ZM131 73V74H132ZM139 72H137L136 74V76L138 77V76H140L141 75V77L140 78H142V74L143 73H140V75L138 74ZM163 73H165V72H163ZM163 73H160V74H163ZM234 73H235V75L238 77L237 79L238 80H240L241 82H242V84L240 83V88H239V90L238 89H233V91H242V94L241 93H236V92H229L230 90H227V87L229 88L230 86H229V84L230 85H232V83H231V81H233V80H235V78H234ZM55 74V73H54ZM93 74V73H92ZM91 74V75H92ZM127 74V73H126ZM131 74L130 75H128L129 77H131ZM5 75H7V74H5ZM14 75V76H13ZM19 75V76H18ZM30 75H26L27 77H20L19 79H24V78H29L30 79V77H28V76H30ZM46 75V74H45ZM45 75H42V76H44L43 78L45 79L46 78V76ZM63 75V74H62ZM70 76L71 75H73L74 76V74H69ZM84 75H86V74H84ZM100 75V74H99ZM102 75L100 76V77H98V73L96 74V75H94V77L95 76H97L96 77V81H94L93 83H96V82H98L97 81V79H100V78H104V77H102ZM119 75H121L120 77H122V78H124V77H127V76H123L122 74H117V78L116 79H118V76ZM144 75H147V74H144ZM2 76V75H1ZM42 76H40V78L42 77ZM58 76H60L59 74H58ZM58 76H56L55 75V77H58ZM63 76H65V75H63ZM63 76H61V79L59 80V78H55V79H58L57 81H54V80H52V81H54L52 84H54V83H57V82H59V83H62V82H60V81H62L63 79H62V77ZM72 76V80L73 81H77V82H79L78 80H76V79H73V78H78V77H73ZM76 76V75H75ZM112 76H113V74H112ZM134 76V75H133ZM51 77H53V76H51ZM65 77H69V76H65ZM92 77V76H91ZM108 77H110L111 78V84H109V85H113V86H111V87H113V88H115V87H117V86H119V88L121 89V87L120 86H122V84H124V83H122V81H121V84H117V86H114V83H112V82H115V81H118V82H120L119 81V79L118 80H116L115 78V80H113L112 79V77L111 76H108ZM151 77V78H150ZM160 77H162L161 75H160ZM213 77L215 78L214 80H212L213 79ZM0 78H3V77H0ZM11 78H7V79H11ZM34 78H32V79H34ZM48 78H50V77H48ZM69 78H71V77H69ZM80 78H82V76L80 77ZM80 78H78V79H80ZM105 78L104 79H100L101 81H104L105 80ZM4 79H6V78H4ZM13 79H15V80H17V82H19L20 80H18L17 78H13ZM66 79V78H65ZM83 80H85L84 78H82ZM88 79V78H87ZM94 79V78H93ZM107 79H109V78H107ZM143 79H146L145 77L143 78ZM167 79V78H166ZM177 79H180V80H178L180 83H178V82H176L177 84H174V81H176ZM24 80H27V79H24ZM24 80H22V82L21 83H23L24 82ZM35 80V79H34ZM37 80H39V79H37ZM43 80V79H42ZM71 80V79H70ZM71 80V81H72ZM82 80V81H83ZM126 80V79H125ZM158 80H162V79H158ZM238 80H235V81H238ZM4 82L5 81H7V80H3ZM28 81V80H27ZM30 81H32V80H29L28 82H29V84H27V83H24V84H27V86L29 85V87L31 88V86L30 85H32V87L33 86H35L36 84L38 85H40V86H42L41 85V83H36L35 81H33V82H35L36 84L35 85H33V84H30L31 82ZM44 81H46V80H44ZM67 81H69L68 79H66V82ZM107 81V80H106ZM128 81H129V79H128ZM138 81H141V80H138ZM166 80H164V82H165ZM2 81H0V83H1ZM9 82H11V81H9ZM14 82H16V81H14ZM16 82V84H21V83H17ZM47 83L49 82V81H46ZM51 82V81H50ZM87 82V81H86ZM7 83V84H6ZM72 82H70V84H71ZM81 84L82 83H84V82H80ZM91 83V82H90ZM99 83V82H98ZM104 83L106 84L107 82H105L104 81ZM50 84V86H51V83H49ZM100 84V83H99ZM139 84H143V82H141V83H139ZM160 84V83H159ZM215 84V85H214ZM235 84V83H234ZM1 85V84H0ZM8 86V82H5V86ZM13 86V85H15L14 83H11L10 84V86ZM36 85V86H37ZM61 85V84H60ZM68 85H69V83H68ZM74 85V84H73ZM79 85V84H78ZM77 85V86H78ZM107 86H108V84H106ZM125 85H127V83L125 84ZM129 85V84H128ZM137 85V84H136ZM145 85V84H144ZM152 85V87H150V88H152L153 90H150V88H149V91H148V93L150 92V91H154V92H150L148 95L150 96V95H153L157 90L156 89H154V86H153V84H151ZM167 85V86H168ZM204 85V87H202ZM214 85V86H213ZM222 86L224 89L221 91L220 90V92H215L214 90H213V88H215L216 86ZM242 85H243V88L242 89H244V88H248V87H250V91H252V92H249V94H253V93H258L259 91L261 92L260 94H257V95H259V96H257L256 97V99H257V103L258 102H260L259 104H257L256 106H254L255 104L254 103H251V102H249L250 101V99H249V97H246V93H247V91H243V90H241V87H242ZM3 86V85H2ZM5 86H3V87H5ZM25 86V85H24ZM27 86H25V88L27 87ZM45 86V88H48V87H50V86H48V87H46V85H44ZM57 86V85H56ZM76 86V87H77ZM86 86V85H85ZM90 86H92V85H90ZM89 85H88V87H90ZM93 86H94V84H93ZM99 86V85H98ZM103 86V85H102ZM106 86V87H107ZM130 86H133L132 84H130ZM149 86V85H148ZM147 86V87H148ZM220 86V87H221ZM15 87L16 88H18L17 87V85H15ZM51 87H55V86H51ZM59 87H61V86H59ZM59 87H56V89L57 88H59ZM66 87V86H65ZM110 87V88H111ZM137 88H140V87H138V85L136 86ZM142 87V86H141ZM144 87H146V86H144ZM156 87V86H155ZM222 87L221 88H219V87H216L217 89L219 88V89H222ZM6 88H8L9 89V86L8 87H5V88H1L2 90L3 89H5L6 90ZM21 85H20V90H21ZM34 89H36L37 88V90H39V86L38 87H33ZM42 88H43V86H42ZM62 88H64L63 86H62ZM61 88V89H62ZM67 88H70V87H67ZM77 88H79V87H77ZM82 88H84V87H82ZM87 88V87H86ZM110 88H108V90L110 89ZM118 88V89H119ZM128 88H131V87H128ZM169 88V89H170ZM216 88H215V90H216ZM27 89V88H26ZM71 89V88H70ZM93 90H95L94 88H92ZM101 89V88H100ZM118 89H116V90H114V91H116L115 92V94H119L118 92H119V90ZM135 89V88H134ZM134 89H132L131 88V90L133 91ZM142 90H143V87L141 88ZM145 89H147V88H145ZM158 89H160V88H158ZM230 89V88H229ZM2 90H0V91H2ZM13 90L15 91L16 89L14 88H12L11 87V90H9V92H11L12 94H14V95H17V97L19 96L18 95V92L15 94V92H13ZM28 90V89H27ZM31 90V89H30ZM48 90L49 91H52L50 88H48ZM23 92H22V94H21V96L23 97V94H24V91H25V89H23L22 90ZM34 91V90H33ZM32 91V93H30V94H33V95H36V94H34V92ZM40 91H41V89H40ZM39 91V93H41ZM42 91H45V90H42ZM48 91V92H49ZM66 91H68V89L66 90ZM71 91H73V92H75L74 90H72L71 89ZM88 91V90H87ZM98 91H100L99 89H98ZM114 91H112V92H114ZM126 91V90H125ZM134 91H136V90H134ZM138 91H139V89H138ZM143 91H145V90H143ZM28 92H31V91H29L28 90ZM56 92V91H55ZM62 92H64V90L63 91H61L60 92V94L62 93ZM77 92H79V91H77ZM77 92L75 93V94H77ZM96 92V91H95ZM103 92V91H102ZM102 92H101V94H102ZM123 91H121V93H122ZM146 92V91H145ZM1 93V92H0ZM21 93V91L19 92V94ZM38 93V94H39ZM46 93V92H45ZM51 93V92H50ZM66 93V92H65ZM64 93V94H65ZM88 93H92V92H88ZM86 94V91H85V93H82V94H84V96L83 95H79V97L80 96H83V97H85V94L87 95V97L89 98L90 97V99H87L85 102H89V103H91V99H94L93 100V102L92 103H94V101L95 102H97L98 100L97 99H95V98H93L92 97V95L90 96V94ZM110 93V92H109ZM125 93H128L127 91L126 92H124V93H122V94H125ZM136 93V92H135ZM134 93V94H135ZM138 94H140V92H137ZM158 93H160V92H158ZM193 93V94H192ZM236 93V94H235ZM6 94V93H5ZM8 94V93H7ZM25 94H27L28 96H30V97H28L29 99H31V98H34L35 96H31V95H29V93H25ZM24 94V95H25ZM54 94V92L51 94V95H53ZM64 94H62V96H60V95H58V92H57V96H60V97H64L65 95ZM92 94H94V93H92ZM162 94V95H163ZM174 94H172V95H174ZM233 94V95H232ZM10 95V94H9ZM41 95H43V96H46L45 94H39V98H45V97H41ZM56 95V94H55ZM64 95V96H63ZM72 95V94H71ZM99 95V94H98ZM113 95V94H112ZM128 95V94H127ZM133 95V94H132ZM142 95V94H141ZM159 94H157L156 96L157 97H159L158 96ZM236 95H238V97L239 96H242V95H244L245 97L244 98H248V100L246 101V102H249V103H251V104H247L246 102V104H244L243 106H242V104H241V106H238V107H235V109H234V106L232 107V105H233V103L232 102H234V101H236L237 103L239 102V103H242V101L240 102V100H239V98L237 99V100H232V98L233 97H235V98H237V96ZM248 95V94H247ZM4 95H1L0 96V98L1 97H3ZM11 96H13V95H11ZM69 96V95H68ZM73 96H76V95H73ZM95 96V95H94ZM101 96V95H100ZM135 96H137V95H135ZM175 96V95H174ZM174 96H172V97H174ZM198 96V97H197ZM203 96V97H202ZM252 96V95H251ZM8 98L10 97V96H7ZM14 97V96H13ZM17 97H16V99H17ZM25 97V96H24ZM52 97H54V96H52ZM112 98H114V95L113 96H111ZM110 97V98H111ZM119 97V96H118ZM127 97V96H126ZM129 97H131L132 98V96L129 94ZM145 96L143 95V98H142V100L143 99H146V98H144ZM153 98H155L154 96H152ZM151 97V102H152V104L151 103H149V104H151V105H153V104H155V102L153 101V100H155V99H153ZM172 97H170V98H172ZM195 97V98H194ZM27 98V97H26ZM38 98V99H39ZM64 98H66V97H64ZM75 97H73V99H74ZM111 98V99H112ZM121 99L122 98H124V97H120ZM161 98H163V97H161ZM161 98H159V99H161ZM234 98V99H235ZM240 98H242V97H240ZM253 98V97H252ZM20 99V98H19ZM51 99H53V100H56V101H58V99H59V97L58 98H48V99H46V100H49L50 102H48V101H45L44 100V103L45 102H48V104H50V103H53L54 104V102L55 101H51ZM63 98H61V100H62ZM67 99V98H66ZM79 99V100H78ZM83 99H86V97L85 98H77V96H76V100H77V102L78 103H80V104H85V102H83V103H81V102H79L80 100H83ZM137 99H139V96L137 97ZM158 99V100H159ZM175 100H176V98H174ZM256 99H254V100H256ZM1 100V99H0ZM6 100V99H5ZM10 99H8V101H9ZM23 100H25V99H23ZM32 100H34V99H32ZM40 100V99H39ZM42 100V99H41ZM68 100V99H67ZM69 100H71V103H70V107H71V105L72 104H74V103H76L75 101L76 100H72V99H69ZM68 100V101H69ZM102 100V99H101ZM104 100H106V99H104ZM127 100V99H126ZM126 100H124L125 102H126ZM134 100H136V99H134ZM139 100H141V99H139ZM141 100V101H142ZM169 100V99H168ZM170 100H172V99H170ZM195 100H197V101H195ZM222 100V101H221ZM226 100V101H225ZM239 100V101H238ZM241 100H243V99H241ZM246 100V99H245ZM253 99H252V101H254ZM2 101H4L3 99H2ZM8 101H6V104L8 103ZM17 100H15L14 99V101H12L11 102V104H9V105H13L12 103L13 102H16ZM84 101V100H83ZM113 101V100H112ZM117 101H119L118 99H117ZM124 101H122L121 100V102L123 103ZM132 101H133V99L131 100V102H129V103H131L132 104ZM146 101V100H145ZM160 101V100H159ZM163 101L164 102H166V99H163ZM18 103H20V101L18 100L17 101ZM27 102V101H26ZM39 102V101H38ZM63 102V101H62ZM67 102V101H66ZM104 102V101H103ZM106 102H109L108 100L106 101ZM120 102V101H119ZM120 102V103H121ZM163 102V103H164ZM169 101H167V103H168ZM172 102V103H173ZM5 103V102H4ZM22 103V102H21ZM27 103H32L31 105L32 106H35V102L34 101H28ZM26 103V104H27ZM41 103V102H40ZM112 103H114V102H112ZM116 103H118V102H116ZM127 103V102H126ZM128 103V104H129ZM134 103V102H133ZM137 103V102H136ZM135 103V104H136ZM143 103L144 102H142V103H140V104H142V105H140V106H138L137 104V106H133V107H142V108H140V109H142L143 110V106H145V107H147V105L146 104H148L147 103V101H146V103H145V105H143ZM160 103H161V101H160ZM167 103L165 104V105H167ZM176 103H179L180 105L179 106H176ZM16 105H17V103H15ZM26 104H24L23 103V105L25 106V108H27V107H29L28 105H27V107H26ZM39 104V103H38ZM42 104V103H41ZM56 104V103H55ZM54 104V105H55ZM63 104V103H62ZM66 104H68V102L66 103ZM80 104H77L78 105V107H80ZM97 104V103H96ZM100 104V103H99ZM104 104H106V103H104ZM126 105L127 107L129 106V105ZM162 104V103H161ZM235 104V103H234ZM254 104V105H253ZM18 105H20V104H18ZM42 105H44V104H42ZM46 105H47V103H46ZM63 105H65V104H63ZM121 104H118L117 105V108H110L109 110H111V109H118V110H116V112L115 111H113V110H111V111H113V112H115V113H113V114H109V113H107V114H109L110 116L109 117H112V118H116V117H118L119 118V125L117 126V127H120V129L119 130H121L123 127H122V123L123 122H125V121H123V118L124 119H127L128 117H126L127 115H128V113H126V114H124L123 113V110H121V109H124V110H126V108H125V106L124 105H121ZM238 105H240V104H238ZM245 105H249V106H251V107H255L256 109L258 108L259 110L257 111V110H255V108H254V112H251L252 113V116H253V118L251 119L250 117H247V112L248 111H246L247 110V107L245 106ZM14 106V105H13ZM13 106H11L10 108H12V110H14V107ZM23 106V107H24ZM37 106V105H36ZM36 106H35V108H36ZM47 106H49V105H47ZM73 107L75 106V105H72ZM91 106H93V104H89L88 105V107L87 108H90ZM100 106V105H99ZM104 106V105H103ZM103 106H100V108H102ZM110 106H114V105H110ZM122 106H123V108H122ZM160 106V105H159ZM158 106V107H159ZM181 106V107H180ZM248 106V107H249ZM259 106H261L262 107V110H263V112H261L260 111V109L261 108H259ZM2 107V106H1ZM18 107H20V106H18ZM39 107V106H38ZM45 107V106H44ZM52 107H54V106H52ZM82 107H83V109H82ZM82 107H80V108H77V106L75 107V108H77V109H74L73 111H75V113H79L78 112V110L80 111V109H82V111H80V115H81V113L83 112V111H89V114H90V110H86L87 108H85L86 107V105H82ZM96 107V109H97V106H95ZM130 107H132V106H130ZM133 107L132 108H129L131 111L129 112V113H137L136 111H132L133 110ZM154 109H153V112H151V113H158L157 115H159V113L160 112H156V111H154V110H157V109H155V108H158V107H156L155 105L154 106H152ZM161 107V106H160ZM178 107H180L179 109H178ZM7 108V107H6ZM17 108V107H16ZM67 109V106H65L64 107V110H66ZM104 108V107H103ZM102 108V109H103ZM162 108V107H161ZM2 109H4V107L2 108ZM24 109V108H23ZM22 109V110H23ZM33 109V110H32ZM30 108L29 110V113H34V112H36V111H39V110H35L34 111V108ZM39 109H42L41 108V106H40V108ZM44 110L45 109H47V107H45V108H43ZM52 108H50V110H51ZM62 109V107H61V104H60V110ZM85 109V110H84ZM93 109V108H92ZM128 109V110H129ZM138 108H136V110H137ZM145 109V108H144ZM150 109H152L151 107H149L148 108V110H150ZM28 110V109H27ZM27 110H23V111H27ZM48 110V109H47ZM46 110V111H47ZM54 110H57V109H55L54 108ZM59 110V111H60ZM69 110V108L67 109V111L65 112V111H63V112H65V115H64V117L66 116V115H68V114H70V113H72V112H70L71 111V109H70V111H68ZM98 110H99V108H98ZM105 110H107L106 108H105ZM142 110L141 111H139L140 113L142 112ZM145 110H147V109H145ZM166 110V109H165ZM175 111L174 113H173V111ZM234 110H236L237 111V114H233L232 113V111H234ZM1 111H3V110H1ZM15 111V110H14ZM21 111V110H20ZM22 111V112H23ZM51 111H53V110H51ZM100 111H102V110H100ZM108 111V110H107ZM107 111H105V112H107ZM119 111V115L118 116H116V117H113V115L114 114H116L117 112ZM158 111V110H157ZM159 111H160V109H159ZM245 111H246V113H245ZM256 111H257V113H256ZM10 111H8V114H9V116H11V114L9 113ZM17 112H19V111H16L14 114L15 115H19ZM21 112V114H23V116H21V114L19 115V117L18 118H21V117H23V119H24V117H26L25 115H26V113L27 112H23L22 113ZM40 112V111H39ZM44 112V111H43ZM49 112V111H48ZM47 112V113H48ZM62 111H60V113H61ZM67 112H70V113H67ZM110 112V111H109ZM138 112V115H135V117L136 116H138L137 118H140L139 117V113ZM144 112V111H143ZM147 112V111H146ZM164 111H162V113H163ZM4 113V112H3ZM7 113V112H6ZM12 113V112H11ZM57 113H58V110H57ZM83 113H85V112H83ZM92 113H94V112H92ZM95 113H97V111H95ZM148 113H150V111H148ZM168 113V114H169ZM180 113L182 114V115H180ZM242 113L244 114L245 113V115H246V118H242V117H244L243 115H242ZM35 115H36V113H34ZM33 114V115H34ZM41 114H44V115H41L43 118H44V116H45V114H46V112H44V113H42L41 112ZM64 114V113H63ZM88 114V113H87ZM87 114H85L86 115V117H89L90 118V116H92V115H90V116H88ZM99 114H104V112H102V113H97V114H95V117H97V116H101V115H99ZM123 114L124 115H126L125 117H123ZM143 114V113H142ZM165 113H163V115L161 114L160 116H154L153 115V118L154 117H156V121L158 122L159 121V118H160V120H164V121H166L164 118H162L163 116L164 117H166L165 115H164ZM0 115H3V114H0ZM7 114H5L4 116H6ZM32 115V116H33ZM34 115V116H35ZM37 115H39L40 116V114H37ZM58 115H62V114H59L58 113ZM130 115V114H129ZM132 115V114H131ZM130 115V117H132ZM143 115H145V114H143ZM142 115V116H143ZM169 115H171V114H169ZM178 115H180V116H182V117H180V116H178ZM186 115H189V116H187V118H188V120H187V123H188V121H190L189 122V124H186V120L185 119H187V118H184L183 116H185L186 117ZM241 115H242V117H241ZM8 116V117H9ZM33 116V117H34ZM39 116H36V117H39ZM48 116V115H47ZM51 116V115H50ZM50 116H48V117H50ZM71 116H75L74 114H72ZM71 116H67V117H69V118H72ZM77 116V115H76ZM106 116V118L105 119H110L107 115H105ZM142 116H141V118H142ZM147 116H150V114H148ZM191 116H193L192 118H190ZM12 117V116H11ZM16 117V116H15ZM27 117H29V116H27ZM26 117V118H27ZM48 117H46V119H48ZM64 117H62L61 116V118H63V119H58V120H56V121H62L63 120V122H65L64 120L66 119H64ZM83 115H81V119H83ZM93 117V116H92ZM104 117V116H103ZM129 117V118H130ZM159 117V118H158ZM237 117H239V119H237ZM13 118V117H12ZM136 118V119H137ZM3 119H5V118H3ZM3 119H0V121H2ZM7 119V118H6ZM11 118H9V119H7V120H10ZM16 119V118H15ZM15 119L14 120H11L10 122L12 123L13 122V124L15 123ZM33 119H36V120H38V121H43V127L45 126L44 125V120H41L40 118H33ZM50 119H53V121L52 122H54L55 120H54V117L53 118H50ZM55 119H56V117H55ZM73 119V118H72ZM71 119V120H72ZM76 119H78V117L76 118ZM76 119L75 120H73V121H76ZM81 119H79V120H81ZM94 119V118H93ZM97 119V118H96ZM99 119H101V117L99 118ZM131 119V118H130ZM129 119V120H130ZM167 119H169V118H167ZM7 120H5V122L4 123H6L7 122ZM27 120H30V119H27ZM26 119H25V121H27ZM102 120H104V119H102ZM114 120V119H113ZM147 120H148V118H147ZM239 120H241V121H239ZM4 121V120H3ZM33 121V120H32ZM48 123L49 122H51V121H48V120H46ZM67 121V120H66ZM87 122H86V124H87V127H90V124L88 123V120H86ZM110 121V120H109ZM118 121V120H117ZM139 121H141L140 119H139ZM156 121H155V123H156ZM172 122V120H170L169 119V121L168 122ZM9 122V123H10ZM17 122V121H16ZM60 122H55V123H53V124H56V125H53V124H51L53 127H50L49 129H51V128H53V129H55L54 128V126L56 127H59L60 126V124L62 123H60ZM89 122H91V121H89ZM99 122H101V121H98V122H95L97 125H101V124H98ZM111 122V121H110ZM112 122H114V123H117L116 121H112ZM160 122V121H159ZM163 122V121H162ZM170 122V123H171ZM180 122V123H179ZM18 124H20V122H17ZM17 123H15V124H17ZM23 123H24V121H23ZM42 123V122H41ZM41 123H39V124H41ZM48 123L46 124L47 126H48ZM57 123H59V124H57ZM67 123V122H66ZM69 123H71V121L69 122ZM78 123H80V122H78ZM101 123H103V122H101ZM30 124H31V121H30ZM37 124L38 123H35V126L33 125V127H36L37 126ZM68 124V123H67ZM73 124V123H72ZM108 124V122L106 121V123H103V125H106V126H104L103 128L104 129H106V127H109V125H107ZM110 124V123H109ZM113 124V123H112ZM124 124L125 123H123V126H124ZM140 124V123H139ZM146 124H148V122H146ZM7 125H12V124H5V126H7ZM63 126H65L66 124H62ZM80 125H81V123H80ZM127 125H130L131 126V124H127ZM133 125H137V124H134V122H133ZM163 125H164V123H163ZM162 125V126H163ZM262 125V126H261ZM3 126V125H2ZM17 126H19L20 127V125H17ZM30 125H28V127H29ZM40 126V128H37V130L38 129H41V128H43V127H41V125H39ZM67 126V125H66ZM68 126H70V125H68ZM72 126V125H71ZM75 126H78V125H75ZM82 126V125H81ZM84 126V128H81V127H77V128H80L81 130L82 129H86V126L85 125H83ZM94 126V124L93 125H91V127H93ZM141 125H139V127H140ZM146 126H148V125H146ZM150 127H152L153 125H149ZM173 126V127H174ZM1 127V126H0ZM4 127V126H3ZM14 127H16V126H14ZM22 127H24V126H22ZM60 127H62V126H60ZM95 127H97V126H95ZM100 127H102V126H100ZM99 126H98V129L100 128ZM112 129H113V131H111L110 129V131H111V133L112 132H114L113 134H110L109 136H107V137H110L111 135H114V136H120L121 134H123V132H121V134L120 135H118V129H114L115 127L112 125ZM125 127H126V125H125ZM139 127H135V128H139ZM155 127H157V126H155ZM176 127H174L175 129H176ZM236 127V128H235ZM5 128V127H4ZM11 128V127H10ZM26 128V127H25ZM69 128V127H68ZM72 128V127H71ZM77 128H72L71 130L70 129H67V134H69V133H75V131H76V129ZM103 128H102V130H103ZM128 128V127H127ZM127 128H123V129H126V131L124 132V134L125 133H127V132H129L128 130H130V128L129 129H127ZM142 128V127H141ZM141 128H139V130H143V128L141 129ZM148 128L149 127H147L146 129L148 130ZM162 128V127H161ZM3 129V128H2ZM24 129V128H23ZM28 129H33L32 127L31 128H28ZM27 129V131L26 132H24V133H27V132H29V130ZM48 129V128H47ZM48 129V130H49ZM57 129V128H56ZM59 129H64V128H59ZM66 129V128H65ZM92 128H90V130H91ZM145 129V128H144ZM150 129V128H149ZM155 129V128H154ZM154 129H153V131H154ZM164 129V128H163ZM250 130V131H247V130ZM3 130H5V129H3ZM9 132H10V130H9V127H8V129H7ZM24 130H26V129H24ZM44 130H46V129H44ZM72 130H74V131H72ZM81 130H77V131H79V132H81ZM94 130H95V128H94ZM108 130V131H109ZM115 130V131H114ZM152 130V129H151ZM158 130V129H157ZM0 131H2L1 129H0ZM15 131V130H14ZM20 131H22V130H20ZM57 131H59L58 129H57ZM56 131V132H57ZM69 131H71V132H69ZM93 131V130H92ZM91 131V132H92ZM103 131H105V130H103ZM122 131V130H121ZM166 131H168L167 130V128H166ZM5 132H7L6 130H5ZM9 132H7L6 134L7 135H10V134H8ZM23 132V131H22ZM34 132H36V131H34ZM39 132V131H38ZM46 132V131H45ZM48 132V131H47ZM51 132H52V135H53V130L51 129ZM61 133H62V131H60ZM59 132V133H60ZM90 131H89V129H88V133H89ZM107 132V131H106ZM135 131L133 130V137L135 138V136H137V135H139V133L137 134V133H134ZM202 132V133H201ZM248 132V133H247ZM1 133H3V132H1ZM11 133V132H10ZM16 133H19V132H16ZM24 133H22V134H24ZM30 133V132H29ZM29 133H27V134H29ZM41 133V132H40ZM49 133V132H48ZM85 133H87V132H85ZM87 133V134H88ZM95 133V132H94ZM97 133H98V130H97ZM130 133H131V131H130ZM168 133H170L169 131H168ZM243 133H245V132H243ZM20 135H21V137L23 136L21 133H19ZM19 134H17V135H19ZM42 134V133H41ZM49 134H51V133H49ZM63 134V133H62ZM62 134H59V135H62ZM79 134H81V133H78V135ZM91 134V133H90ZM108 134V133H107ZM107 134H104L103 136H101V137H103V138H105V139H103V141H100V139H99V141H97V143H99V145H100V143H103L106 139H109V138H106V137H104V136H106ZM220 134V135H219ZM5 135V134H4ZM3 135V136H4ZM26 135V134H25ZM31 134H29L28 135V137L30 138L31 136H30ZM37 135V134H36ZM39 135V134H38ZM37 135V136H38ZM73 135V134H72ZM77 135V134H76ZM126 135V134H125ZM122 135V137H124L125 139H123V140H125L126 141V139H128L131 143H132V141H134V140H131L132 139V137H129V136H131L129 133H128V136L126 135ZM36 136V137H37ZM43 136H45L44 134H43ZM47 136H50V143H51V145H53L54 143H52V142H54V140L53 141H51V137H53V136H51V135H47ZM56 136H58V135H56V133H55V137ZM92 136V135H91ZM140 136V135H139ZM147 136H149L150 138H151V135H147ZM13 138H14V133H13V136H12ZM21 137H18V138H16L17 140H19V138H21ZM38 137H40V135L38 136ZM65 137L66 138H64V137H60V138H64V139H61V140H59L60 138H57L59 141H61V143H63V142H65V139H67V141L69 140V139H71V136H66L65 135ZM73 137H75V136H73ZM77 137V136H76ZM79 137H81L80 135H79ZM84 137V138H83ZM83 137H81V139L83 140H85L86 141V139H85V135L83 136ZM88 137H90V136H88ZM100 136H98L97 138H99ZM113 136H111L110 138H111V141L110 140H107V141H109V142H106L107 144L105 145V146H103L104 145V143L102 144V146L100 145H98L97 143H95V146L93 147V148H96V145H98L97 146V148L96 149H98L99 148V150L101 149V147H103V149H106V147L108 148L106 151H112V150H114V148H113V146L112 145H114V144H112V142H113V139L115 138H112ZM122 137H120V138H118V139H121ZM128 137V138H127ZM190 137H192V136H190ZM239 137H241V136H239ZM3 138V137H2ZM11 138V137H10ZM12 138V139H13ZM33 138V137H32ZM78 138V137H77ZM92 138H94V137H92ZM92 138H90V139H87V140H91ZM96 138V137H95ZM142 138V137H141ZM169 138V137H168ZM176 137H174L173 139H175ZM245 138H247V139H245ZM5 139H9V138H5ZM16 139H14L15 140V142H16ZM31 139V138H30ZM41 139V138H40ZM45 139H47L46 137H45ZM49 139V138H48ZM55 139V138H54ZM80 138H78L77 139V141L74 143V144H77V142L80 144L81 143V140H79ZM117 139V138H116ZM147 139V138H146ZM162 138H160L159 137V139H158V142H159V140H161ZM4 140V139H3ZM22 140H24V138L22 139ZM26 140H27V138H26ZM36 140H38V139H36ZM56 140V139H55ZM62 140H64V141H62ZM73 140H75V139H73ZM83 140V141H84ZM95 140V139H94ZM115 140V139H114ZM123 140H116L117 142H115L114 141V143H117V144H115L114 145V147L116 148V149H118V151H120V150H122V149H120L121 147H122V145H121V142H124ZM168 140H170V139H168ZM219 140H222V142H219L220 144V146H218V141ZM11 141V140H10ZM28 141H30L29 139H28ZM66 141V142H67ZM96 141V140H95ZM95 141H93V142H95ZM119 141H121L120 143H118ZM143 141V140H142ZM162 141H164V138H163V140ZM173 141V140H172ZM172 141H170V142H172ZM189 141V142H188ZM191 141H192V139H191ZM4 142V141H3ZM6 142V141H5ZM20 142H24V141H21V139H20ZM42 142H45L44 140L42 141ZM71 142V141H70ZM203 142V143H204ZM7 143V142H6ZM19 143V142H18ZM35 143H37V142H35ZM39 143V145H40V141L38 142ZM56 143H58V142H56ZM56 143H55V145H56ZM85 142H83L81 145H83ZM126 143H128V142H126ZM125 143V144H126ZM136 143V141H134L133 142V144H131V145H133V146H129V147H133V148H136V147H134V146H136V145H134ZM141 143V142H140ZM154 143H157V142H154ZM160 143V142H159ZM10 144L12 145L13 143H11L10 142ZM14 144H16V143H14ZM29 144H31V143H29ZM33 144V143H32ZM43 144V143H42ZM67 143H65V145H66ZM69 144V143H68ZM73 144V143H72ZM86 144H87V142H86ZM108 144H110V146L108 147L107 145ZM121 145L120 147H116L117 145ZM150 144V143H149ZM148 144V145H149ZM168 144H169V142H167V146H168ZM1 145V144H0ZM9 144H7V146H4V147H6V148H10V145L8 146ZM23 145H26V144H23ZM59 145V144H58ZM57 145V146H58ZM81 145H78V146H81ZM147 145V144H146ZM156 146L158 145V144H155ZM159 145H162V143L161 144H159ZM171 144H169V146H170ZM173 146H171V147H177V144H176V146L174 145V144H172ZM2 146V147H3ZM16 146H17V144H16ZM18 146H20V145H18ZM22 146V145H21ZM42 147L44 146H46V145H41ZM61 146H64V145H62L61 144ZM61 146H59L60 147V150H58L57 148H59V147H53V148H51V149H55L54 151H56V152H51V153H53L54 155H57V154H55V153H57V152H62V150H61ZM86 146H89V144L88 145H86ZM152 146H154V145H152ZM168 146V147H169ZM225 146V147H224ZM3 147V148H4ZM13 147V146H12ZM27 147V146H26ZM72 147H74V146H71V148H65L67 151H66V154H68V153H70V150L71 149H73ZM84 147L85 146H83V148L82 147H80V148H82L83 150H84ZM89 147H91V150L89 149V154H92L93 156H91L92 158H93V160L89 157L90 155H88L87 157H84L85 159H87V158H89V159H91L90 161H93V162H96V163H98L100 160L99 159H101V157H102V155L101 156H99V154L100 153H102V151H100L99 152V150H96V149H94V151L96 150V152H92V146L90 145ZM128 147V146H127ZM138 147V146H137ZM179 147V146H178ZM179 147V148H180ZM199 147H201L200 145H199ZM217 147L220 149H217ZM237 147V146H236ZM15 148V147H14ZM22 148H25V147H22ZM32 148V147H31ZM36 147H34V149H35ZM40 148L41 147H39V150L38 151H36L37 152V154L39 153V151H41L42 152V149L40 150ZM78 148V147H77ZM110 148H112V150H109ZM123 148V147H122ZM170 148V147H169ZM179 148H176L177 150H180ZM204 148V149H203ZM48 149V148H47ZM63 149V148H62ZM65 149H63V151H65ZM70 149V150H69ZM85 149H87V148H85ZM123 149H125V150H128V149H130V152L132 151V152H134V154H135V149L133 150L132 148H123ZM137 149V148H136ZM141 149H142V147H141ZM160 149V148H159ZM196 149H200V148H196ZM209 149V150H208ZM234 148H228V149H226L225 150V152H227V153H230L231 151H236L237 149H234ZM5 150V149H4ZM6 150H8V149H6ZM27 149H25L24 151H26ZM58 150V151H57ZM83 150H79L78 152H82ZM88 150V149H87ZM125 150H123L124 152H125ZM152 150H154V149H152ZM158 150V149H157ZM162 150V149H161ZM168 150V149H167ZM12 151H14V150H12ZM16 151V150H15ZM20 152H22L21 150H19ZM43 151H44V153H45V150H44V148H43ZM47 151V150H46ZM69 151V152H68ZM72 151H74L73 153H75V150H72ZM117 150H114L113 152H116ZM117 151V152H118ZM138 151V150H137ZM146 151H148V150H146ZM158 151H160V150H158ZM187 151V152H186ZM204 151V152H203ZM234 151V152H235ZM2 152H6V151H3L2 150ZM17 152V151H16ZM26 152H28V151H26ZM33 152H35V150H33ZM68 152V153H67ZM120 152H122V151H120ZM144 152V151H143ZM149 152V151H148ZM154 153H156L157 151H153ZM169 152V151H168ZM7 153V152H6ZM14 153V152H13ZM12 153V154H13ZM22 153H24V152H22ZM32 153V152H31ZM44 153H42V154H44ZM47 153V152H46ZM64 155H62V156H60V158L61 157H63V156H66L65 155V153L64 152H62ZM77 153V152H76ZM95 153V154H94ZM112 153V152H111ZM139 153L140 152H137V154H135L136 156L137 155H139ZM170 153H174V152H170ZM178 153H179V155H178ZM227 153H226V155L223 153L222 155L224 156H227ZM241 153V152H240ZM259 153V152H258ZM50 154V153H49ZM77 154H79V153H77ZM88 153L87 152H85V155H87ZM106 154V153H105ZM118 154V153H117ZM115 155V154H113L115 157L117 156L118 158H120V156H118V155ZM129 154V153H128ZM146 154V153H145ZM158 154V153H157ZM208 154V155H207ZM13 155H15V154H13ZM19 155V154H18ZM32 155V157H34L33 156V153L31 154ZM31 155H29V157L28 158H30L31 157ZM36 155V154H35ZM54 155H52L51 154V156H54ZM69 155H71V153L69 154ZM107 155H109L110 156V154H107ZM133 155V154H132ZM141 155H143V154H141ZM149 155H152V153L151 154H149ZM162 155H164V154H162ZM182 155V156H181ZM183 155H186V156H183ZM204 155H206V157L204 156ZM221 155V156H222ZM250 155V154H249ZM258 155V154H257ZM8 156H10V155H8ZM22 156H24V155H22ZM48 156V155H47ZM75 156V155H74ZM79 156L81 157V154H79ZM78 156V157H79ZM94 156H96L98 159V161L97 160H95V158L96 157H94ZM113 156V157H114ZM152 156H157V155H152ZM193 156V155H192ZM191 155L189 156V157H192ZM230 156V155H229ZM240 156V155H239ZM0 157H2V156H0ZM5 157L6 158H8L7 157V155H5ZM18 157H20V156H18ZM25 157V156H24ZM37 157H39V156H37ZM46 157V156H45ZM73 157V156H72ZM76 157V156H75ZM77 157V158H78ZM126 157V156H125ZM129 157V156H128ZM139 157H140V155H139ZM167 156L165 155V158H166ZM178 157H180V160L178 161ZM237 157V156H236ZM256 157H260V155H258V156H256ZM262 157H264V154L262 155ZM262 157L261 158H259V159H261L262 160ZM6 158H4V159H6ZM11 158V157H10ZM14 158H17V156L16 157H14ZM47 158H49V161H53V163H54V165L55 164H57V165H55L56 167H59L58 166V163H55V161L57 160V156L55 157L56 159L55 160H53V159H51L50 157H47ZM67 158H69L68 156H67ZM82 158V157H81ZM105 157H103V159H104ZM109 157H107L106 156V160L108 159ZM157 158H158V156H157ZM168 158V157H167ZM194 158V157H193ZM202 158V159H201ZM213 158V157H212ZM251 158V157H250ZM18 159V158H17ZM33 159V158H32ZM31 159V160H32ZM40 159V158H39ZM42 159H44V158H42ZM66 158H64V159H61V160H65ZM89 159L87 160V163H88V165L89 166H87V168L88 167H94V165L95 166H97V164L96 163H94V164H89V163H92V162H89ZM109 159H111V158H109ZM135 159V158H134ZM133 159V160H134ZM142 159L144 160V158H143V156H142ZM148 159H149V156H148ZM150 159H152V158H150ZM154 159V158H153ZM161 159V158H160ZM162 159H164V158H162ZM190 159V158H189ZM188 159V161H190V160H193V161H195V159H190L189 160ZM219 159V158H218ZM6 160H8V161H10V159H6ZM30 160V161H31ZM38 160V159H37ZM66 160H68V159H66ZM71 161H72V159H70ZM70 160H68V161H66V162H68L69 163V161ZM79 160H81V159H79ZM105 160V159H104ZM124 160V159H123ZM123 160H119V161H122V162H124ZM141 160V159H140ZM139 160V161H140ZM169 160V159H168ZM168 160H165V161H168ZM264 160V159H263ZM262 160V161H263ZM18 161H20V160H18ZM42 161V160H41ZM44 161V160H43ZM59 160H57V162H58ZM85 161V160H84ZM83 161V163H86V162H84ZM119 161H118V165H119ZM137 160L135 159V161L134 162H136ZM154 161H155V159H154ZM157 161H159V160H157ZM161 161V160H160ZM163 161V160H162ZM184 162V160L182 161V162H184L183 164L181 163V165L183 166V165H185V167L186 168H184V167H182V171L181 172H179L180 174H182L186 169L187 170H189V165H190V162ZM220 161V160H219ZM231 161V160H230ZM244 162L246 161V160H243ZM252 161V160H251ZM259 161V160H258ZM261 161V162H262ZM0 162H3V161H0ZM12 162V161H11ZM21 162H23V160L21 161ZM31 162H34L35 163V160L34 161H31ZM40 162V161H39ZM73 162V161H72ZM79 162H81V161H79ZM104 162V161H103ZM111 162V161H110ZM200 162H206V161H200ZM209 163L211 162V161H208ZM260 162V161H259ZM258 162V166L259 165H261L260 163ZM26 163V162H25ZM24 163V164H25ZM37 163V162H36ZM67 163V164H68ZM105 163H107V162H105ZM105 163L103 164L104 166H102V167H105L106 166V168L107 167H110L111 168V165L113 166V168L117 165H114L115 163H117V162H112V163H114V164H111V163H107L106 165H105ZM125 163V162H124ZM127 164L129 163V162H126ZM143 163V162H142ZM145 163H147L146 161H145ZM162 164H164L163 162H161ZM198 162L196 161V164H197ZM218 163H220V162H213V166L214 167H218ZM239 163V162H238ZM2 164H4V163H2ZM5 164H7V163H5ZM4 164V166H6ZM11 164V163H10ZM12 164H13V162H12ZM23 164V163H22ZM33 164V163H32ZM31 164V165H32ZM40 164V163H39ZM43 164V163H42ZM47 164V162H45V165ZM66 164V163H65ZM67 164H66V166H67ZM81 164V163H80ZM111 164V165H110ZM127 164L125 165V166H127ZM132 163H130V165H131ZM136 164V163H135ZM144 164V163H143ZM148 164L150 165V162H148ZM148 164H146V165H148ZM160 164V163H159ZM176 164V165H175ZM193 164V163H192ZM204 164H207V163H204ZM255 164H257V162L255 161ZM263 164V163H262ZM16 165H17V162H16ZM19 165H20V163H19ZM29 166V167H32V166ZM41 165V164H40ZM60 165V164H59ZM62 165V164H61ZM70 165H74V164H71L70 163ZM82 165H85V166H83V167H86V164H82ZM82 165H78V166H81L82 167ZM109 165V166H108ZM133 165V164H132ZM137 165V164H136ZM146 165H143V168L146 166ZM194 165V164H193ZM200 168H201V166L202 165H199V163L197 164ZM209 165V164H208ZM211 165V164H210ZM210 165L209 166H205V165H203V166H205V168L204 169H206V168H208V170L207 171H209L212 167H210ZM227 165V164H226ZM247 165V164H246ZM13 167V170L14 169H16L15 167H17V166H15L14 167V164L12 165ZM27 166V167H28ZM33 166H34V164H33ZM44 166V165H43ZM52 166V164H50L49 163V167H51ZM64 166V165H63ZM100 166H101V164H100ZM125 166H122V167H125ZM134 166V165H133ZM140 165H138L137 167L138 168H136V167H134V168H136V169H139L140 167H139ZM152 166V165H151ZM160 166V165H159ZM167 166V165H166ZM194 166H196V165H194ZM233 166H236V167H238L237 165H235V164H233ZM232 166V167H233ZM249 166V165H248ZM253 166V165H252ZM251 166V167H252ZM255 166V165H254ZM261 166H263V165H261ZM39 168V165H37V166H35V168ZM42 166H40V168H41ZM62 167V166H61ZM80 167V168H81ZM121 167V168H122ZM129 167V166H128ZM147 167H149V166H147ZM161 167V166H160ZM224 167H226V166H224ZM257 167V166H256ZM3 168H6V167H2V169ZM66 168V167H65ZM65 168H63V169H65ZM73 168V167H72ZM79 168V169H80ZM100 167H97V169H99ZM125 168H127V167H125ZM124 168V169H125ZM130 168H132L131 166H130ZM154 168V167H153ZM192 167H190V169H191ZM230 168V167H229ZM235 168V167H234ZM261 168H263V167H261ZM261 168H256V169H258L259 171H263L264 170V168L263 169H261ZM45 171H48V172H50L49 170H47V168L45 169V168H43ZM55 169V168H54ZM54 169H52L51 170V173L50 174H53L52 172L53 171H55ZM68 169H69V165H68ZM70 169H71V167H70ZM75 169H77L76 167H75ZM90 169V168H89ZM91 169H95V168H91ZM116 169H119L120 171H121V169L120 168H117L116 167ZM115 169V172L117 171ZM128 169V168H127ZM150 169L151 168H149L148 170L150 171ZM159 169H162V168H159ZM179 169V168H178ZM178 169H177V171H173L174 173H176V172H178ZM197 169H199V168H197ZM213 169V168H212ZM217 169V168H216ZM218 169H220V168H218ZM227 169V168H226ZM232 169V168H231ZM237 169V168H236ZM7 170H11L10 168L9 169H7ZM21 170V169H20ZM44 170H42V171H44ZM96 170V169H95ZM107 169H104V171L101 173L102 175H103V173H105V175H108L107 177L109 178V177H111V178H109V179H113L112 177H114L115 178V176H113L112 175V173H111V171H110V169H108V171H110V172H105ZM119 170H118V172H119ZM134 170V169H133ZM144 170V169H143ZM152 170V169H151ZM154 170V169H153ZM196 170V169H195ZM251 170V169H250ZM253 170V169H252ZM5 171V170H4ZM3 171V172H4ZM33 171V170H32ZM31 171V172H32ZM63 171V170H62ZM66 171H68V170H66ZM70 171H72V170H70ZM79 171V170H78ZM81 171H84V170H81ZM85 171H87V172H89L88 171V169H86ZM91 171H93V170H90V172ZM126 171V170H125ZM130 171H131V169H130ZM163 172H164V170H162ZM192 171H194V169H192ZM206 171V170H205ZM222 171V170H221ZM257 170H255V172H256ZM6 172V171H5ZM26 172H27V170H26ZM28 172H30V171H28ZM40 171H38V173H39ZM134 172H136V171H134ZM137 172H139V171H137ZM154 172V171H153ZM162 172V173H163ZM229 172V171H228ZM252 172H254V171H252ZM258 172V171H257ZM14 173H16V172H14ZM24 173V172H23ZM38 173H37V175H38ZM72 173V172H71ZM83 174L84 173H86V172H82ZM96 173V172H95ZM111 173V174H110ZM124 173V172H123ZM131 173H133V172H131ZM140 173V172H139ZM139 173H134V174H139ZM150 173H152V172H150ZM223 173H225V172H223ZM233 173V172H232ZM240 173V172H239ZM8 174H9V172H8ZM40 174V177H41V175H45V174H47V173H45V174H41V173H39ZM49 174V175H50ZM68 174V173H67ZM66 174V175H67ZM88 174H90V173H88ZM125 174H127V173H125ZM143 174V173H142ZM142 174H141V176H142ZM154 174V173H153ZM186 173L184 172V175H185ZM189 174V173H188ZM200 174V173H199ZM216 174H220V173H216V171H215V175ZM252 174V173H251ZM258 174V173H257ZM1 175V174H0ZM2 175H4V174H2ZM16 175V174H15ZM27 175H29V174H27ZM37 175H35L36 177H38ZM71 175V174H70ZM75 175V174H74ZM80 175H82V174H80ZM91 175H94V177H95V175L96 176H98L99 174H91ZM90 175V176H91ZM155 175H157L158 176V173L157 174H155ZM165 176H167V174H164ZM171 175V174H170ZM212 175V174H211ZM214 174L212 175V177H214L215 176ZM234 175H238V174H234ZM234 175H231L232 177L234 176ZM25 176V175H24ZM35 176H33V177H35ZM59 175H57V177H58ZM65 176V175H64ZM104 176V175H103ZM102 176V177H103ZM118 176V175H117ZM120 176V178H121V175H119ZM140 176V177H141ZM145 176V174L143 175V177ZM160 176H162V175H160ZM187 176V175H186ZM222 176V175H221ZM255 176V175H254ZM262 176H264V173H263V175ZM3 177V176H2ZM7 177L9 178V175H7ZM12 177V176H11ZM61 177V176H60ZM66 177V176H65ZM81 177H85V175H83V176H81ZM100 177V176H99ZM105 177V176H104ZM124 177H126V176H124ZM142 177V178H143ZM154 177V176H153ZM184 176H182L181 178H180V180L179 179H177V181H180V182H182L185 178H183ZM194 177V176H193ZM197 177V176H196ZM219 177V176H218ZM228 177V176H227ZM43 179H36L35 178V180H37V181H41V183H38L40 186H42V188H44L43 186H44V184H45V182L43 183V185H41L42 184V182L45 180H49V181H52L50 178L48 179V177H46V178H44V177H42ZM73 178H75V177H73ZM72 178V179H73ZM76 178H78V177H76ZM76 178L74 179L75 181L73 182V184H75V183H77L78 182V179H77V182H76ZM119 178V180H121ZM133 178H135V177H133ZM150 178V177H149ZM165 178H167V177H165ZM165 178H163V180L165 179ZM170 178V177H169ZM183 178V179H182ZM188 178V177H187ZM235 178H237V176H235ZM238 178H240L239 176H238ZM248 178V177H247ZM264 178V177H263ZM262 178V179H263ZM1 179V178H0ZM3 179H5V178H3ZM25 179H27L26 181H28V178H25ZM24 179V180H25ZM30 179V178H29ZM55 179H57L56 177H55ZM58 179H63V178H58ZM84 179H86V178H84ZM118 179V178H117ZM126 179H127V177H126ZM159 179H161V177H159ZM168 179V178H167ZM190 179V178H189ZM191 179H193L192 177H191ZM202 179V178H201ZM256 179V178H255ZM8 179H6L5 181H7ZM54 180V179H53ZM65 180H67V179H65ZM92 180V179H91ZM94 180H96V179H94ZM98 180H100V179H98ZM107 179H104V180H102V181H105V182H103V183H105V185H103V183H102V186H100L101 188L99 189L98 187H93V185H90L91 187H93V189L91 188V187H88V189L89 188H91L92 189V192H90V189L88 190L89 191V193L91 194V193H93V192H95V193H99V194H95V193H93L94 195H98L97 197H98V199L97 198H91V195L93 196V194H91V195H89L88 196V191L87 190H85V192H84V194H87V196L88 197H86V196H84L83 194H81L80 196H84V197H86L85 198V200H80V199H78L79 198V194L78 193H80V192H78L77 193V191L75 190V193L76 194H78V195H76V194H74L73 192V189H77L78 190V188H76V187H80V186H83V185H81V183L78 185V186H75V187H71V190H69V191H71V192H69V191H67L65 194H72V195H69V196H67V195H65V197H70V198H72V202L74 201V199L73 198H77V200H75L74 202H76V204L77 205H75V206H78L79 208L80 207H82L83 206V204L81 205V206H79L78 204H81V203H83V202H85V201H87V203H89V201H94L95 199L97 200V201H95V202H100L101 200H103V201H105V202H108L107 200L109 199V201L110 202H108V204H110L111 203V199L112 200H114V202H115V200H117V199H119L120 197L118 196V198H117V194L116 195H113V193H111L109 190H110V186L111 185H109V189H107V188H105V186L107 185L106 183H107V181H106ZM135 179H132V181H134ZM168 180H171V179H168ZM173 180H175V179H173ZM186 180V179H185ZM184 180V181H185ZM213 179H211L210 180V182L212 181ZM216 180V179H215ZM239 180V179H238ZM2 181H4V180H2ZM9 181H11V179H9ZM20 181H22V180H20ZM49 181H47V183L49 182ZM80 181H83V180H79V182ZM90 181V180H89ZM93 181V180H92ZM122 181V180H121ZM127 181V183H128V181L129 180H126ZM147 180H145V182H146ZM162 181V180H161ZM166 181V180H165ZM225 181V180H224ZM258 181V180H257ZM260 181V180H259ZM263 181H264V179H263ZM32 181H30L29 182V184L31 183ZM33 182H34V180H33ZM56 182V181H55ZM69 182V181H68ZM67 182V183H68ZM112 183H113V181H111ZM116 182V181H115ZM143 182V181H142ZM152 182V181H151ZM154 182V181H153ZM158 182V181H157ZM188 182V181H187ZM204 182H205V180H204ZM218 182H219V180H218ZM232 182V181H231ZM237 182V181H236ZM239 182V181H238ZM1 183H5V182H1ZM8 183H10V182H8ZM8 183H6V184H8ZM16 183H18V182H16ZM25 183V182H24ZM23 183V184H24ZM36 183V182H35ZM51 183H53V184H51V185H45V187H49L50 188V186L51 187H54V188H51V190L50 191H47L48 193H46V194H48V195H52L53 197H55V195L54 194H56V192H54V191H56V187H57V185H55L54 184V182H51ZM57 183V182H56ZM71 183L72 182H70V183H68V184H70L71 185ZM82 183H85L84 181L82 182ZM92 183V182H91ZM110 183V182H109ZM119 183V182H118ZM122 183V182H121ZM135 183V185L134 186H132V184H131V186L132 187H135L137 184H136V182H134ZM148 183H150V181L148 182ZM156 183V182H155ZM183 183H185V182H183ZM194 183V182H193ZM196 183H198V182H196ZM263 183V182H262ZM15 184V183H14ZM23 184H20V185H23ZM78 184V183H77ZM90 184V183H89ZM96 184H98L97 182H96ZM143 184V183H142ZM141 184V185H142ZM152 184V183H151ZM160 184V183H159ZM180 184H182V183H180ZM205 184V183H204ZM204 184H202V182H201V185H204ZM216 184H218V183H216ZM222 184V183H221ZM221 184H220V186H221ZM229 184V183H228ZM0 185H2V184H0ZM10 185V184H9ZM13 185V184H12ZM11 185V186H12ZM39 185H37V187L39 186ZM53 185V186H52ZM56 187H55V186ZM62 185V184H61ZM65 185H67V184H65ZM65 185H63V186H65ZM123 185V184H122ZM193 185V184H192ZM200 185V186H201ZM225 185V184H224ZM241 185V184H240ZM243 185V184H242ZM263 185V184H262ZM3 187L4 186H6L5 184H3L2 185ZM8 186V185H7ZM34 187H33V189H35L36 187H35V185H33ZM69 186V185H68ZM86 186H88L87 184H85L84 185V187H86ZM108 186V185H107ZM145 186V185H144ZM148 186H151V185H148ZM159 186V185H158ZM167 186V185H166ZM173 186V185H172ZM181 186V185H180ZM184 186V185H183ZM208 186V185H207ZM207 186H205V187H207ZM213 186V185H212ZM1 187V186H0ZM23 187H25V186H23ZM162 187V186H161ZM188 187V186H187ZM193 187L194 188H196V186H194L193 185ZM197 187H199V186H197ZM242 187V186H241ZM8 188H10V187H8ZM11 188H13V187H11ZM29 189H27V192L29 191L30 192V185H29V187H28ZM38 188H40V187H38ZM63 188H67V186L66 187H63ZM97 188V190L99 191V190H102L103 189V192L102 191H99V192H96V191H94V189H96ZM114 188V187H113ZM129 188H131V187H129ZM145 188H147V187H144L143 188V190L145 189ZM152 188V187H151ZM168 188H170L169 186H168ZM172 188H175V187H172ZM223 188V187H222ZM244 188V187H243ZM243 188H242V190H243ZM263 188V187H262ZM1 189H3V188H1ZM41 189V188H40ZM80 189V188H79ZM82 189H85V188H82ZM82 189H80V191L82 190ZM112 189V188H111ZM124 189V188H123ZM137 189V188H136ZM150 189V188H149ZM158 188H156V190H157ZM183 189V188H182ZM200 189V188H199ZM198 189V190H199ZM206 189H208V188H206ZM212 189H214V188H212ZM224 189V188H223ZM230 189V188H229ZM241 189V188H240ZM251 189V188H250ZM3 190H5V188L3 189ZM3 190H2V192H3ZM22 190V189H21ZM25 189H23V191H24ZM53 190V191H52ZM108 191V193H111V195H113L114 197H109L110 196V194H108L107 192H104V191ZM122 190V189H121ZM160 189H158L157 191H159ZM172 190V189H171ZM190 189H188V191H189ZM192 190H194V189H192ZM201 190H204V189H201ZM200 190V191H201ZM225 190V189H224ZM231 190H232V188H231ZM34 191H38L39 192V190H37V189H35V190H33V192ZM52 191V194H50L49 192H51ZM112 191H114V189L112 190ZM118 191V190H117ZM116 191V192H117ZM129 191V190H128ZM131 191V190H130ZM149 191V190H148ZM153 190H151L150 192H152ZM181 191V190H180ZM215 191V190H214ZM217 191V190H216ZM221 191V190H220ZM235 191V190H234ZM241 191V190H240ZM239 191V192H240ZM1 192V191H0ZM9 193L8 191H5V193ZM10 192H12V191H10ZM33 192H31L30 194H28V193H25V191H24V193L23 194H28L27 196H31V194L33 193ZM54 192V193H53ZM69 192V193H68ZM100 192H102L104 195H105V197H102V198H100L101 196H103ZM162 192H164V191H162ZM175 192V191H174ZM182 192V191H181ZM180 192V193H181ZM185 192H187V190L185 191ZM190 192H192V191H190ZM195 192V191H194ZM211 192H213V191H211ZM223 192V191H222ZM4 193V192H3ZM6 193V194H7ZM15 193H18V191H16ZM20 193V192H19ZM82 193V192H81ZM125 193H126V191H125ZM125 193H123V194H125ZM138 193H139V191H138ZM237 193V192H236ZM244 193H246L245 192V190H244ZM250 193H252V192H250ZM6 194H4V195H6ZM36 196L35 197H37V192L36 193H34ZM106 194H108L107 196H106ZM119 194V193H118ZM142 194H143V192H142ZM152 194H153V192H152ZM173 194V193H172ZM176 194V193H175ZM189 194V193H188ZM188 194H186L185 195V197H187V195ZM194 194H197V193H194ZM200 194H202V193H200ZM218 194V193H217ZM229 194V193H228ZM227 194V195H228ZM231 194H234V192L233 193H230V195H228V196H232ZM261 194V193H260ZM10 195H12V194H10ZM14 195V194H13ZM17 195H20V194H17ZM133 195H135V194H133ZM150 195V194H149ZM168 195V194H167ZM177 195V194H176ZM182 195V194H181ZM199 195V194H198ZM226 195V194H225ZM32 196H34V195H32ZM43 195H42V192H40V195H39V199H37L38 201H36V202H42V200H44L43 199V197H42ZM57 196V198H59L58 196L59 195H56ZM72 196H75V197H72ZM76 196H78V197H76ZM100 196V197H99ZM116 196V197H115ZM165 196V195H164ZM164 196L162 197V198H164ZM172 196V195H171ZM173 196H175V195H173ZM206 196V195H205ZM234 196V195H233ZM262 196V195H261ZM264 196V195H263ZM262 196V197H263ZM6 197H7V195H6ZM13 197V196H12ZM12 197H10V198H8V199H11ZM16 197H20V198H22L21 196H15L14 198H16ZM35 197H33L34 199H35ZM45 197V196H44ZM53 197H47L48 198V200L49 199H51L50 201H51V203H48L49 204V206H52V204L54 203V204H57L58 202V200H53ZM60 197H61V195H60ZM63 197V196H62ZM84 197H82L81 199H83ZM107 197V199H104V198H106ZM125 196H123V198H124ZM131 197H133V196H131ZM130 197V198H131ZM136 197V196H135ZM144 197V196H143ZM166 197V196H165ZM169 197V196H168ZM179 197V196H178ZM188 197H192V196H190V195H188ZM194 197H196V196H194ZM203 197V196H202ZM238 197V196H237ZM236 197V198H237ZM250 197V196H249ZM1 198V197H0ZM27 198V197H26ZM47 198H45V199H47ZM113 198H117V199H113ZM161 198V197H160ZM175 198H177V197H175ZM182 198V197H181ZM193 198V197H192ZM198 198H199V196H198ZM205 198V197H204ZM25 199V198H24ZM28 199V198H27ZM40 199H42L41 201H40ZM54 199H56V198H54ZM60 199V198H59ZM87 199H90V200H87ZM132 199V198H131ZM137 199V201H139L138 200V198H136ZM189 199V198H188ZM194 199V198H193ZM213 199V198H212ZM218 199H220L219 197H218ZM224 200L226 199V198H223ZM231 199V198H230ZM242 199V198H241ZM247 199V198H246ZM253 199H255V198H253ZM257 199V198H256ZM262 199V200H261ZM261 199H259L261 202H262V204L264 203V201H263V198H261ZM1 200V199H0ZM19 200V199H18ZM100 200V201H99ZM130 200V199H129ZM190 201H191V199H189ZM202 201H203V199H201ZM207 200V199H206ZM205 200V201H206ZM208 200H210V198L208 199ZM233 200V199H232ZM235 200H237V199H235ZM234 200V202H236ZM27 201H30V199H28ZM47 200H44V202L42 203V204H44L45 202H46ZM103 201H101V203H99V205H101V204H104L103 206H106L105 205V203H103ZM127 201V200H126ZM136 201V200H135ZM154 201H155V199H154ZM164 201H166L167 202V200H164ZM170 201H171V199H170ZM173 201V200H172ZM175 201H178L177 199L175 200ZM175 201H173L172 203H175ZM181 201V200H180ZM1 202V201H0ZM19 203H22L23 201H22V199H21V202L20 201H18ZM25 202L26 201H24V204H25ZM33 202V200L31 201V203ZM63 202H65V203H68V204H71V205H67V206H71V208L73 207V205L72 204H75V203H72L71 201H64L63 200ZM71 202V203H70ZM78 202H80V203H78ZM120 203H121V201H119ZM156 202H158V201H156ZM213 203H215V202H217V203H221L220 202V200H216L215 202L214 201H212ZM223 202V201H222ZM230 202V201H229ZM248 202V201H247ZM247 202H244L243 204H247ZM29 203V202H28ZM28 203H26V205H28ZM35 203V202H34ZM33 203V204H34ZM87 203H85V204H87ZM124 203V202H123ZM140 203V202H139ZM148 203H150V202H148ZM169 203V202H168ZM180 203V202H179ZM195 203H197V202H195ZM257 203H259V201L257 202ZM1 204V203H0ZM13 204H15V203H13ZM12 204V205H13ZM32 204V205H33ZM36 204H38V203H35L34 204V206H29L30 208L31 207H35V205ZM41 204V205H42ZM46 204V203H45ZM51 204V205H50ZM64 203H60V205L56 208V209H59V210H61V212H60V215L61 216H63V214H61L62 212H63V208H65V207H63L62 205H63ZM90 204L91 205H94V207L93 208H91L92 206L90 205L89 206V208L92 210V209H94L95 208V206L97 205V203H94L93 204V202H90ZM107 204V205H108ZM112 204H117V203H113L112 202ZM130 204V203H129ZM132 204V203H131ZM144 204V203H143ZM152 204V203H151ZM154 204V203H153ZM183 204V203H182ZM185 204H187L186 202H185ZM189 204H191V203H189ZM208 204V203H207ZM207 204H205V205H207ZM211 204V203H210ZM224 204V206H226L227 207V204L225 205V203H223ZM260 204V203H259ZM258 204V206H260ZM261 204V209H262V207L264 208V205H262ZM20 206H21V204H19ZM120 205V204H119ZM146 205H148V204H146ZM162 205H164V206H166L165 204H162ZM161 205V206H162ZM177 205V203H175V205H173V208H177L178 206H176ZM191 205H193V204H191ZM191 205H189L188 207H190ZM203 205V203L202 204H199V208L198 207H196V206H194V208L196 207V208H198V209H200L201 207L200 206H202ZM220 206L221 208H219L218 206ZM217 205H212V207H214V206H217V208H219V209H221V211H224V210H222V208L223 209H226L225 207H222V205H219V204H217ZM238 205H240V204H238ZM252 205H254V204H252ZM24 206V205H23ZM22 206V207H23ZM37 207H40L39 206V204L38 205H36ZM43 207H44V205H42ZM57 206V205H56ZM60 206H62L61 208L63 209H61L60 208ZM74 206V207H75ZM117 206V205H116ZM121 206V205H120ZM123 206V205H122ZM134 206H138V205H134ZM172 205H170V207H171ZM175 206V207H174ZM240 206H244V205H240ZM240 206H237V208H239L240 209ZM14 207H16V204L14 205ZM46 207V206H45ZM53 207H55V206H53ZM53 207H51L52 209H53ZM86 207V206H85ZM98 207V209H100V207L101 206H97ZM112 207H113V205H112ZM124 207H126V206H124ZM148 207H150V206H148ZM148 207H145V208H148ZM152 207V206H151ZM180 207V206H179ZM185 207H187V206H185ZM211 207V206H210ZM211 207V209H209L208 208V205L205 207L204 206V208H202V209H204V210H202V211H204L205 212V209H207L208 211L207 212H209V214H211L212 216H214L215 218L216 217H218V218H221L220 216H216V215H219V214H221V213H219L220 212V210H219V212H216V211H218V210H216L215 208H212ZM231 207V206H230ZM230 207H227L228 209H231ZM244 207H248V206H244ZM252 207V206H251ZM251 207H250V209H249V207L247 208V210L249 209V211L251 210ZM254 207V206H253ZM30 208H28V210H30ZM126 208H129V207H126ZM142 208V207H141ZM140 208V209H141ZM145 208H144V210H145ZM156 208V206L153 208V209H155ZM164 208H166V207H163V209ZM190 208H192V207H190ZM193 208V209H194ZM242 208V207H241ZM257 209L256 210H258V208L259 207H256ZM2 211H7L6 209L7 208H5L4 210H3V208H0ZM9 209V208H8ZM24 209H27V207H23V211H24ZM36 209V208H35ZM35 209L34 208H32V210H34L35 211ZM50 209V208H49ZM74 208H72V210H73ZM76 209H78L77 207H76ZM81 209H83V208H81ZM102 209H103V207H102ZM102 209H100V210H102ZM106 210H108V208H105ZM122 209H124V208H122ZM157 209V208H156ZM159 209V208H158ZM162 209V208H161ZM180 209H183V208H179L178 209V211H180L181 212V210ZM188 209V208H187ZM212 209H214V210H212ZM244 209H246V208H244ZM14 210H18V209H14ZM39 211H37L38 213L39 212H41V210L40 209H38ZM48 210V209H47ZM46 209H45V211H47ZM66 210H67V207H66ZM70 210V209H69ZM79 211H81L80 209H78ZM78 210H74L75 211V213H73L72 212V214H70L71 216H73V214H77V216H80L81 215V213H77V212H79ZM110 210V209H109ZM111 210H113V209H111ZM125 210H127V209H125ZM166 211H168L167 209H165ZM175 211H177L176 209H174ZM201 210V209H200ZM209 210H212V211H215L217 214H215L214 212H210ZM238 210V209H237ZM256 210H251V211H256ZM2 211H0V212H2ZM8 211H13L12 209L11 210H8ZM22 211V213L23 214H27V216H29L30 217V215H32V214H30V213H33V214H37L38 215V213L36 212V213H34V212H31V210L30 211H28V212H30V213H25V212H23ZM44 210L42 209V213H41V217H42V215L44 214V212H43ZM51 211V210H50ZM53 211V213L52 212H49V213H47L49 216H51L50 215V213H52V214H54V210H52ZM65 211V210H64ZM84 211V210H83ZM87 211V210H86ZM88 211H90V210H88ZM128 211H130V213H131V210H128ZM128 211H127V213H128ZM134 211V210H133ZM139 211V210H138ZM153 212V210H150V208H148V212ZM160 211V210H159ZM162 212V214L161 213H159V212H156V214H160V215H163V213H166V214H168L167 212ZM183 211H185V208L183 209ZM187 211H189V210H187ZM193 211V210H192ZM202 211H199L200 212V215H199V217H203L204 218V216L206 215V214H204V216H202L201 214H203L204 212H202ZM245 212L244 210H241V212ZM250 211V213H248V214H250V216H246V215H248V214H246V215H244L245 216V218H248L249 217V219H245V218H243L244 220H245V222L243 223V224H241V223H239V222H243V221H239V220H241L242 218L240 217V215H238L239 216V219H237L238 221H237V223H235V224H237V231L235 232V234H234V236H233V238H230V239H232V240H230L231 241V243L232 242H235V241H237L236 239H238V238H241L240 239V241H237V244H238V242H242L241 240H247V237H248V235H250V234H253V236H256L255 234H258V233H262L263 231H264V210H258V211H256V212H258L257 213V215L255 214V213H253V212H251ZM15 212L16 211H14V213H11V215H15L14 217H17L16 216V214H15ZM17 212H19V210L17 211ZM91 212H93V210L92 211H90L89 213H88V215L89 214H91ZM95 212H96V210H95ZM106 212V211H105ZM104 211H103V214L105 213ZM108 212V211H107ZM106 212V213H107ZM122 213H123V211H121ZM121 212H120V214H121ZM126 212V211H125ZM198 212V213H199ZM226 212H229V210H226ZM226 212H223L224 214L226 213ZM236 212H239V211H236ZM241 212L239 213V214H241ZM247 212V211H246ZM6 213V212H5ZM8 213V212H7ZM20 213V212H19ZM22 213L20 214V216H22ZM57 213H59V212H57ZM64 213V212H63ZM83 213V212H82ZM132 213H134V212H132ZM131 213V214H132ZM140 213V212H139ZM172 213V212H171ZM174 213H176V212H174ZM179 213V212H178ZM189 213V212H188ZM0 214H3V212L2 213H0ZM56 214V213H55ZM66 214H68V213H66ZM86 214V213H85ZM120 214H117V215H120ZM124 214V213H123ZM126 214V213H125ZM180 214V213H179ZM179 214H177V215H179ZM184 214H186V211H185V213L183 212V215ZM191 214H192V212H191ZM190 214V215H191ZM208 214V213H207ZM230 214H231V212H230ZM251 214L253 215V216H251ZM7 215V214H6ZM8 215H10V212L8 213ZM37 215H33V216H37ZM45 215V214H44ZM47 215V216H48ZM65 215V214H64ZM84 215V214H83ZM87 215V214H86ZM87 215V217H89ZM94 215V214H93ZM92 215V216H93ZM97 215V214H96ZM132 215H135V214H132ZM141 215H145V214H141ZM171 215H173V213L171 214ZM182 215V214H181ZM187 215V214H186ZM195 214H193V216H194ZM2 216V215H1ZM0 216V217H1ZM4 216V215H3ZM27 216H25V217H27ZM66 217H71V216H69V215H65ZM64 216V217H65ZM77 216H73L71 219H73V218H75V217H77ZM100 216V218H101V215H99ZM111 216V215H110ZM123 216V215H122ZM127 216H128V214H127ZM126 216V217H127ZM131 216V215H130ZM149 216H151V214H149ZM170 216V215H169ZM192 216V217H193ZM208 216V215H207ZM223 216V215H222ZM224 216H226V215H224ZM241 216H242V214H241ZM5 217V220H7L6 218H8V216L6 217V216H4ZM10 217H12V216H10ZM9 217V218H10ZM11 218V220L10 219H8V220H10V223H11V221H12V219L13 220H16V218ZM23 217H24V215H23ZM53 217H54V215H53ZM57 217V216H56ZM65 217V218H66ZM84 217L86 218V225H88V222H87V220H89V218L91 219V217H89V218H87L85 215H84ZM94 217H95V215H94ZM116 217V216H115ZM138 217V216H137ZM163 218H164V216H162ZM182 217V216H181ZM185 217V216H184ZM230 217V216H229ZM234 217V216H233ZM233 217H231V218H233ZM251 217V218H250ZM31 219H32V216L30 217ZM30 218H27V219H25V222H24V224H26V226H29L28 227V231H27V228H26V231H24V232H28V233H30L29 232V228L31 227V229L32 228H34V227H36V226H33L32 227V225H35L34 223L32 224V225H29V224H27L26 222H27V220H29L30 221ZM43 219H44V217H42ZM63 218V217H62ZM62 218H58L59 220L60 219H62ZM85 218H83V216H82V219L83 220H85ZM96 218H98V217H96ZM109 218V217H108ZM124 218V217H123ZM135 218V217H134ZM141 218V217H140ZM145 218H147L146 216H145ZM150 218V217H149ZM158 218V217H157ZM171 218V217H170ZM178 218V217H177ZM188 218V217H187ZM210 218H211V216H210ZM217 218V219H218ZM225 218V217H224ZM223 218V219H224ZM76 219V218H75ZM77 219H81V218H77ZM76 219V220H77ZM92 219H94V218H92ZM113 219V218H112ZM115 219V218H114ZM113 219V220H114ZM121 219V218H120ZM132 219V218H131ZM159 219V218H158ZM167 219V218H166ZM200 219V218H199ZM198 219V220H199ZM214 219V218H213ZM213 219H212V221H213ZM226 219H228V217H226ZM4 220V224H5V221ZM7 220V221H8ZM34 220H36V217L35 218H33V220L32 221H34ZM51 220V219H50ZM74 220V219H73ZM72 220V221H73ZM99 220V219H98ZM113 220H112V223H113ZM122 220V219H121ZM123 220H125V219H123ZM135 220V219H134ZM134 220L132 221V222H134ZM146 220V219H145ZM149 220V219H148ZM176 220H178V219H176ZM184 220V219H183ZM188 220H190V218H188ZM187 220V221H188ZM207 220H209V219H207ZM222 220V219H221ZM17 221V220H16ZM31 221V222H32ZM36 221H38V219L36 220ZM40 221V220H39ZM43 221V220H42ZM42 221H40L39 223V229L38 230H36V228H34L35 230H36V232L34 231V233H37L38 231H40L41 229H42V232L44 231V228L43 227H45L46 226V224L48 223L47 221L48 220H46L45 219V222L44 223H46V224H42ZM56 221V220H55ZM69 221V220H68ZM82 221V220H81ZM137 221V220H136ZM138 221H140V220H138ZM161 221V220H160ZM192 221H196L195 219H193ZM201 221H203L202 219H201ZM228 221V220H227ZM227 221H222V222H227ZM233 221L234 220H232V224H233ZM13 222V221H12ZM18 222V221H17ZM57 222V221H56ZM63 222V221H62ZM65 222V221H64ZM73 222H75V221H73ZM78 222H80V221H78ZM84 222V221H83ZM92 222H93V220H92ZM142 222V221H141ZM178 222V221H177ZM180 222H184V221H182V219L179 221V223ZM189 222H191V221H189ZM194 222H191V223H194ZM216 222V221H215ZM2 223H3V221H2ZM14 223V222H13ZM76 223V222H75ZM99 223V222H98ZM108 225H111L110 224V220L108 221ZM146 223H149L148 221L146 222ZM151 223V222H150ZM157 224H158V221L156 222ZM186 224H187V222H185ZM204 223H206V225L207 226H205V227H207V228H205V227H203L202 226V229L203 228H205L204 230H205V232L207 231V229H208V227H210L209 225H208V222H206V220H204ZM211 223V222H210ZM209 223V224H210ZM6 224H9V223H6ZM5 224V225H6ZM24 224H20V221H19V224H18V226L20 225V226H22L23 225V228H25L24 227ZM37 224V223H36ZM49 224V223H48ZM57 224H59V223H57ZM69 224V223H68ZM82 224V223H81ZM95 224V223H94ZM106 224V223H105ZM104 224V225H105ZM121 224H122V221H121ZM121 224H119L118 223V225H120L121 226ZM144 224H145V222H144ZM173 224V223H172ZM190 224V223H189ZM195 224H196V222H195ZM199 224V223H198ZM197 224V225H198ZM214 224H217V223H214ZM223 224V223H222ZM235 224H233V226L235 225ZM0 225H2V224H0ZM10 226H12V225H15V224H9ZM17 225V224H16ZM38 225V224H37ZM42 225H44V226H42ZM52 225V227L54 228V226H53V223L51 224ZM67 225V224H66ZM90 225H91V223H90ZM90 225H89V227H88V229L89 228H91L92 229V227H95L96 225H92V227H90ZM179 225V224H178ZM182 225V224H181ZM190 225H192V224H190ZM190 225H189V228L188 229H190L191 227H190ZM200 225H202V224H200ZM229 225V224H228ZM48 226V228H50V224L49 225H47ZM47 226L45 227V228H47ZM57 226V225H56ZM59 226V225H58ZM77 226H79V224L77 225ZM103 226V225H102ZM102 226H100V227H102ZM126 226H128V225H126ZM125 226V227H126ZM135 226H137V225H135ZM134 226V227H135ZM139 226V225H138ZM162 226V225H161ZM161 226H159V227H161ZM175 226V225H174ZM186 227H187V225H185ZM218 226V225H217ZM233 226H231V224L229 225V227L231 228V229H229V227H226V228H228L229 230H225L226 232H228L229 233V231H233L232 229H234L233 228ZM4 227H7V226H4ZM40 227H42V228H40ZM60 227V226H59ZM98 227V229H93V235L91 234L92 232H91V229H90V231L88 230V229H86L87 227H85V226H83L82 227V229L83 230H85V231H89V236H91L92 235V237H94V233L96 232V233H98L97 235H101V237L100 238H102V236L103 235H105V234H107V236L108 235H110L109 234V232H111V230H113L112 228H111V230L110 231H108L109 229L107 228V227H105V229H107V232H101L100 233V231H104L105 229H104V227L100 230L99 229V225L97 226ZM111 227H113V226H111ZM125 227H124V229H125ZM167 227V226H166ZM177 227V226H176ZM186 227H184V228H186ZM194 227V226H193ZM212 227H215L216 228V226H212ZM211 227V228H212ZM219 227V226H218ZM224 227V228H225ZM10 228V227H9ZM62 228H64V225L60 228V229H62ZM77 228H79V227H77ZM127 228V227H126ZM136 228H138V227H136ZM152 228V227H151ZM171 228V227H170ZM169 227H167V229H170ZM177 228H179V226L177 227ZM2 229V228H1ZM31 229H30V231H31ZM52 229V228H51ZM58 229V231L59 232H62L59 228H57ZM68 229V228H67ZM80 230H81V228H79ZM79 229L77 230V229H75L76 230V232L77 231H79ZM118 229V227H116V230ZM164 229H166V228H164ZM213 229V228H212ZM219 229V228H218ZM7 230V229H6ZM9 231H10V229H8ZM24 230V229H23ZM53 230V229H52ZM52 230H51V233H53L54 235L52 236V238H54V236H57V235H55V234H58L59 232H57V230L56 229H54V230H56V232L55 231H53L52 232ZM62 230H64V229H62ZM71 230V229H70ZM94 230H99V231H94ZM137 231L139 230V229H136ZM174 230H176V229H174ZM181 230V229H180ZM193 230V229H192ZM192 230H186L187 232H192ZM4 231V230H3ZM8 231V232H9ZM13 231V230H12ZM17 231H19V228L17 229ZM45 231H47V230H45ZM69 231V230H68ZM67 231V232H68ZM128 231H130L131 232V230H129L128 229ZM128 231H123L124 233H128ZM143 231H144V229H143ZM142 231V232H143ZM149 231V230H148ZM163 231V230H162ZM184 231V230H183ZM221 231V230H220ZM1 232V231H0ZM7 232V233H8ZM15 232V234L14 235H17V236H19L20 237V234L19 233H17L16 232V230L14 231ZM24 232H22L23 234H24ZM33 232V231H32ZM31 232V233H32ZM65 232V231H64ZM71 232H73V231H71ZM81 232V231H80ZM82 232H84V231H82ZM129 232V233H130ZM160 232V231H159ZM165 232V231H164ZM175 232V231H174ZM187 232H185L186 233V235H188L187 234ZM189 232V234H191ZM194 232V231H193ZM192 232V234H196V233H198V232H195V233H193ZM201 232H203V230L201 231ZM222 232H224V231H222ZM6 233V234H7ZM21 233V234H22ZM39 233H41V232H39ZM118 233V232H117ZM121 233V234H120ZM169 233H171V232H169ZM200 233V232H199ZM207 233V232H206ZM232 233H234V231L232 232ZM12 234V232L10 233V235ZM19 234V235H18ZM62 234V233H61ZM64 234V233H63ZM81 234H85V235H88V234H86L85 232L84 233H81ZM81 234L78 236V237H80L79 239H82V240H80V242L82 241L83 242V239H86L87 238V240H84V244H86V241H92V239L93 238H90L89 236L88 237H86V238H84V237H82L81 238ZM116 234V233H115ZM118 234H120V235H122V232H119ZM118 234H116L115 235V237L117 238V237H119L120 235H118ZM140 234V233H139ZM142 235H143V233H141ZM141 234L139 235V236H141ZM161 234V233H160ZM173 234V233H172ZM183 233H181V234H179V236H181ZM191 234V235H192ZM209 234V233H208ZM215 234H217V233H215ZM227 233H225V236H229V235H226ZM264 234V233H263ZM261 235L260 237H259V234L257 235V237H255L256 239L257 238H259V240L260 241H263V242H261L260 244L262 245L263 243H264V240H262V238H264V235ZM0 235H2V234H0ZM5 234L3 233V238L5 237L4 236ZM29 235H31V234H29ZM52 235V234H51ZM67 235V234H66ZM75 235V234H74ZM123 235H125V234H123ZM133 235V234H132ZM146 235V234H145ZM164 234H161V236H163ZM167 235V234H166ZM214 235V234H213ZM217 235H221V234H217ZM26 235L24 234V236L23 237H25ZM50 235H48L47 233H46V235H44L43 237H49ZM60 236V235H59ZM64 236V235H63ZM127 236H129L128 234H127ZM137 236H138V234H137ZM137 236H135V237H137ZM139 236L137 237V238H139ZM148 236V235H147ZM158 236H159V234H158ZM190 236V235H189ZM200 236V235H199ZM203 236H205V237H207V235L205 234V233H203ZM203 236L202 237H200L201 239L198 241V239L199 238H197L198 236L196 235V238H197V241L198 242H202L201 240H202V238H203ZM215 236V235H214ZM213 236V237H214ZM230 236H232V235H230ZM247 236V237H246ZM9 237L10 236H8V237H5V238H7L6 240H8L9 239ZM16 237V236H15ZM21 237H22V235H21ZM27 237H31V236H27ZM40 237H41V235H40ZM113 236H111V238H112ZM123 237V236H122ZM165 237V236H164ZM163 237V238H164ZM183 237V236H182ZM185 237H187V236H185ZM191 237H193V235L192 236H190V237H187L188 239H185V238H183L184 240H190L189 238H191ZM5 238H4V240H5ZM18 238V237H17ZM17 238H14L15 240L14 241H17V242H19L20 240L19 239H17ZM35 238H37V235H35ZM42 238V237H41ZM41 238H39V239H41ZM57 238H60V237H57ZM63 238V237H62ZM65 238V237H64ZM63 238V239H64ZM77 238V237H76ZM100 238H98V237H95V239H97V242H99L100 240H103V239H100ZM103 238H104V236H103ZM108 238H110V236L109 237H107V239L106 238H104L105 240H108ZM120 238V237H119ZM150 238H152V239H154L153 237H150ZM156 238V237H155ZM157 238H160V237H157ZM162 238V237H161ZM170 238H172V236L170 237ZM169 238V239H170ZM178 238H180V237H177V239ZM216 238V237H215ZM223 238V237H222ZM250 238H252V239H254V237H250ZM249 238V239H250ZM12 239H13V236H12ZM12 239H9V240H11L12 241ZM21 240L22 239H25V238H20ZM27 239V238H26ZM44 239L45 238H43V239H41L43 242H45L44 241ZM72 239V238H71ZM79 239H77V240H79ZM118 239V238H117ZM125 239H127V237L125 238ZM128 239H131V238H128ZM132 239H133V237H132ZM131 239V240H132ZM166 238H164V240H165ZM180 239H182V238H180ZM194 239V238H193ZM192 239V240H193ZM208 239V238H207ZM210 239V238H209ZM209 239L208 240H206L205 238H204V240H206V241H209ZM256 239L255 240H251V242H256L257 244L260 242V241H256ZM3 240V241H4ZM31 240H33V238L31 239ZM31 240H29L28 242L30 243V241ZM35 240V239H34ZM40 240V242H41V245L43 244V242ZM54 240H56V242L54 241ZM57 240L58 239H52L51 241H50V239L48 238L47 239V242L49 243H51V244H49V246H51V248H49L48 247V250H50V249H52L53 248V246H52V244H57L58 242H57ZM60 240V239H59ZM99 240V241H98ZM114 240V239H113ZM112 240V241H113ZM121 240V239H120ZM119 240V241H120ZM124 240V239H123ZM130 240V241H131ZM139 240H141V239H139ZM155 240H157V239H154V241ZM204 240H203V242H204ZM218 240H220V239H218ZM226 240H228V239H226ZM258 240V239H257ZM53 241V242H52ZM115 241V240H114ZM129 241V242H130ZM149 241V240H148ZM162 241H163V239H162ZM170 241H172V240H170ZM196 241V240H195ZM222 241V240H221ZM0 242H2V241H0ZM8 242V241H7ZM23 242V241H22ZM21 242V243H22ZM32 243L31 244H34V242H37V241H31ZM47 242H45V243H47ZM60 242H62L63 243V241H60ZM66 242V241H65ZM77 242V241H76ZM80 242H77V243H80ZM93 242H95V241H92V242H89L91 245H96V244H94ZM97 242H95V243H97ZM102 241H100L99 243H97V245L98 244H100ZM105 242V241H104ZM104 242H102V243H104ZM109 242H111V241H109ZM116 242H118V241H116ZM128 242V241H127ZM139 243L137 240L135 241H132L131 243ZM140 242H142V241H140ZM146 242V241H145ZM153 242V241H152ZM167 242H169L168 240H167ZM176 242H178L177 240H176ZM180 242V241H179ZM190 242V241H189ZM202 242V243H203ZM210 242V241H209ZM220 242V241H219ZM223 242H225L224 240H223ZM228 242V241H227ZM246 242H248V241H246ZM251 242L249 243V244H251ZM3 243H5L6 244V242H2V244H0V248L2 247V245H3ZM9 243V242H8ZM20 243V244H21ZM25 243V242H24ZM58 244V250H54L55 251V253L57 254V252L58 253H61L60 252V250H61V248H60V246L62 247V245H65V244ZM73 243H74V241H73ZM106 243V242H105ZM115 243V242H114ZM119 244H122V242H118ZM144 242H142V243H139V244H136V245H138V246H135V244H132V245H134L135 246V249H136V247H139V249H141V247H140V244H142V245H145V244H143ZM166 242H163L162 244H165ZM172 243H174V244H176L175 242H172ZM183 243H185L184 241H183ZM197 243V242H196ZM221 243V242H220ZM255 243V244H256ZM13 242H12V244H11V246L14 248V250L16 249V251L17 250H19V249H21L19 246L17 247H14L13 246ZM26 244H28V243H26ZM36 245H38L39 246V243H35ZM84 244H80V245H84ZM108 244V243H107ZM129 244V243H128ZM153 244H155V243H153ZM153 244H151L152 246H154ZM158 244V243H157ZM180 244V243H179ZM182 244V243H181ZM187 244V243H186ZM206 244V243H205ZM208 244V243H207ZM214 244V243H213ZM234 244V243H233ZM247 244V246H243V245H245L244 243H243V245H239V246H241L242 248L241 249H244V247H250V246H248V243H246ZM255 244H252V245H254L255 246ZM15 245H17V244H15ZM22 245H25V244H22ZM46 244H43L42 246L43 247H45V248H42L43 249V251H46V250H44V249H46L47 248V246H45ZM67 245H69V243L67 244ZM66 245V246H67ZM71 245V244H70ZM103 245V244H102ZM114 245V244H113ZM118 245V244H117ZM132 245L131 246H128V247H132ZM170 245V244H169ZM188 245H190V244H188ZM218 245H220V244H218ZM264 245V244H263ZM8 245H6V247H7ZM27 247L28 246H30V244H28V245H26ZM31 246H34V245H31ZM86 246V245H85ZM85 246H83V247H85ZM104 246V245H103ZM107 247H109L110 246V244H109V246L108 245H106ZM125 246V245H124ZM127 246V245H126ZM164 246V245H163ZM165 246H167V245H165ZM174 246H176V245H174ZM177 246H179V245H177ZM183 246H185V245H183ZM187 246V245H186ZM190 246H192V244L190 245ZM195 246H196V244H195ZM204 246H206V249H207V246L208 245H204ZM216 246V245H215ZM227 246H230V245H227ZM5 247V246H4ZM76 247V246H75ZM77 247H78V249H77ZM77 247H76V250L78 251V250H80V248H79V245L77 244ZM81 247V246H80ZM106 247V248H107ZM113 247V246H112ZM111 247V248H112ZM119 247V246H118ZM121 247H123V246H121ZM156 247H159V245L158 246H156ZM182 247V246H181ZM193 247V246H192ZM199 247H201V249H202V245H200ZM218 247H221V246H218ZM13 248H11L9 251V253H11L12 254V252L14 251L13 250ZM25 248V247H24ZM23 248V249H24ZM35 248H37V249H39V247H36L35 246ZM60 248V249H59ZM63 248V247H62ZM100 248H103L101 245L98 247V249H100ZM126 248V247H125ZM155 248V247H154ZM165 248H167V247H165ZM178 248V247H177ZM189 248V247H188ZM188 248H185L186 249V251H190V249H188ZM197 248V247H196ZM195 247H193V249H196ZM222 248V247H221ZM225 248H227V247H225ZM224 248V249H225ZM239 248V247H238ZM255 248V250L257 249V247L255 246V247H252L251 249H254ZM258 248L260 249L261 247H260V245L258 246ZM264 248V247H263ZM260 249V250H263V252H264V249ZM2 249V248H1ZM4 249H6V252H7V248H3V250H1V251H5ZM23 249H21L22 251H21V253L22 252H25V251H27V250H23ZM28 249V248H27ZM31 249H33L32 247H31ZM37 249H34V250H37ZM53 249H55V248H53ZM56 249H57V246H56ZM72 249H73V246H72ZM97 249V248H96ZM97 249V250H98ZM112 249H114V250H112V252H116L117 250H115V246H114V248H112ZM120 249V248H119ZM132 248H130V250H131ZM192 249V250H193ZM200 249V248H199ZM206 249H204V250H206ZM215 249H216V247H215ZM259 249H257V251H260ZM29 250V249H28ZM85 250V249H84ZM83 250V251H84ZM87 250V249H86ZM88 250H90V249H88ZM100 250H104V249H100ZM108 250V249H107ZM128 250V249H127ZM167 250H169V249H167ZM179 250H181L180 248H179ZM208 250H209V248H208ZM217 250V249H216ZM219 250V249H218ZM222 250V249H221ZM229 250V249H228ZM246 250H249V248H245V250H244V252L246 251ZM38 251V250H37ZM41 251L42 250H40V251H38V253H40V257L39 256H37V254H36V258L37 257H39V258H41L42 257V254L43 253H41ZM62 251V250H61ZM74 251V250H73ZM95 251V250H94ZM105 251V250H104ZM103 251V252H104ZM138 252H139V250H137ZM144 251H146V250H144ZM144 251H142V252H144ZM194 252L196 251V250H193ZM207 251V250H206ZM239 252L241 251V250H238ZM30 252V251H29ZM29 252H26V253H28V254H30ZM85 252V251H84ZM97 252H99V250L97 251ZM103 252H100V253H102V255H103ZM109 252V251H108ZM115 252H114V255H115ZM120 252V251H119ZM118 252V253H119ZM200 252V251H199ZM209 252V251H208ZM217 252V251H216ZM220 252V251H219ZM219 252H218V254H216L217 256H215V257H218V255H219ZM237 252V251H236ZM239 252H237V253H239ZM16 253H18V251L16 252ZM34 253H36V252H34ZM55 253H54V255H55ZM65 252H63L62 251V254H64ZM71 253V251L69 252V254ZM74 253H75V251H74ZM73 253V254H74ZM82 254H83V252H81ZM87 253H92V252H87ZM86 253V254H87ZM133 253V252H132ZM145 253V252H144ZM144 253H142V254H138V258H139V256H145L144 255ZM174 253V252H173ZM182 253V252H181ZM201 253V252H200ZM212 253V252H211ZM215 253V252H214ZM223 253V252H222ZM237 253H235L234 252V254H237ZM252 253V252H251ZM251 253H250V255H251ZM254 254H256V252H253ZM257 253H259V252H257ZM1 254V253H0ZM2 254H4L3 252H2ZM8 254V253H7ZM20 254V253H19ZM72 254V255H73ZM80 254V253H79ZM89 254H87V256H89ZM92 254H95V253H92ZM99 254V253H98ZM124 254H126V253H124ZM232 254V253H231ZM241 253H239V255H240ZM15 255V254H14ZM30 255H32V256H34L33 255V253H31ZM29 255V256H30ZM60 254H58V256H56L57 257V259L60 257L59 256ZM91 255V254H90ZM105 255V254H104ZM150 255V254H149ZM149 255H147V256H145L146 257V259H148V261L149 260H151V259H149L150 258V256ZM171 257H172V255L171 254H169ZM174 255H176V254H174ZM221 256H222V254H220ZM238 255V256H239ZM242 255V254H241ZM248 256V253L246 252V254H244V256ZM257 255V254H256ZM258 255H261L262 256V254L260 253V254H258ZM2 256H4V255H2ZM1 256V257H2ZM5 256H8L9 257V255H5ZM16 256H19V255H17L16 254ZM20 256H22V255H20ZM65 256L67 257V255L65 254ZM81 256V255H80ZM94 256V255H93ZM95 256H98V255H95ZM101 256V255H100ZM111 256V255H110ZM117 256V255H116ZM124 255H122V257H123ZM178 256V255H177ZM187 256V255H186ZM192 256V255H191ZM190 256V257H191ZM231 256H233V254L231 255ZM231 256H230V258L229 259H231ZM238 256H233L234 258L235 257H238ZM244 256L243 257H241V258H233L234 260H236V261H238V264H240V263H242L243 264V262L245 263L246 262V260L244 261H242V262H239V259H244ZM246 256V257H247ZM63 257H64V255H63ZM63 258V259H72V257H71V255H69V258L67 257V258ZM75 257H77V256H75ZM85 257V256H84ZM115 257V256H114ZM126 257H128V256H126ZM185 257V256H184ZM256 257V256H255ZM258 258L257 259H255L254 258V261H258L259 260V262H261V264H264V260H261V259H263V258H259L260 256H257ZM263 257V256H262ZM39 258L36 260V259H34V257H33V259L32 260H34V262H30V263H35L36 264V262L35 261H38V263H40V261L41 260H39ZM97 258V257H96ZM96 258H94V260L96 259ZM99 258V257H98ZM105 258H106V256H105ZM109 258V257H108ZM108 258L107 259H104V263L106 264V263H108V262H105V260H108ZM110 258H112V257H110ZM109 258V259H110ZM130 258V257H129ZM132 258H134V257H132ZM166 258H168V257H166ZM185 258H187V257H185ZM219 258V257H218ZM7 260L9 259V258H6ZM5 259V261H7ZM12 259H14V258H12ZM15 259H18L17 257L15 258ZM22 259H24L23 257H22ZM28 259V258H27ZM59 259H61V258H59ZM82 259V258H81ZM80 259V260H81ZM100 259V258H99ZM118 259V258H117ZM144 259V258H143ZM176 259V258H175ZM179 259V258H178ZM198 259V258H197ZM204 259V258H203ZM72 260H74V259H72ZM72 260H70V261H68L67 260V262H71ZM84 260V259H83ZM112 260V259H111ZM123 260H126V258L125 259H123ZM174 260V259H173ZM182 261L184 260V259H181ZM180 260V261H181ZM186 260H188V259H186ZM218 260V259H217ZM17 262L19 261V263H21L20 262V258H19V260H16ZM16 261H14V263H12L11 261V264H16ZM44 261H45V259H44ZM89 261H91L90 260V258H89V260H88V262ZM96 261H97V259H96ZM113 261V260H112ZM112 261H111V263H112ZM119 261H121V260H119ZM142 261V260H141ZM172 261V260H171ZM179 261V260H178ZM178 261H176V260H174L173 261V263L174 262H177V263H179ZM200 261V260H199ZM221 261H222V259H221ZM220 261V262H221ZM231 261H233V260H231ZM230 261V262H231ZM236 261H234V262H236ZM8 263H10L9 261H7ZM42 262V261H41ZM52 262V261H51ZM61 262H63V261H61ZM83 262V261H82ZM95 262V261H94ZM102 262V261H101ZM122 262V261H121ZM126 262V261H125ZM168 262H170V261H167L166 263H168ZM185 262H187V261H185ZM185 262H182V264L183 263H185ZM196 262H198V261H196ZM196 262H194V263H196ZM249 262H250V260H249ZM258 262V263H259ZM6 263V262H5ZM8 263H6V264H8ZM18 263V264H19ZM23 263V262H22ZM53 263V262H52ZM64 264H65V262H63ZM68 263V264H69ZM103 263V262H102ZM113 263H116V264H118L117 262H113ZM135 263V262H134ZM134 263H131V264H134ZM177 263H175V264H177ZM212 263V262H211ZM233 263V262H232ZM1 264H4V263H1ZM24 264H25V261H24ZM45 264V263H44ZM71 264H74V263H71ZM84 264H85V262H84ZM86 264H88V263H86ZM90 264H92V263H90ZM98 264H99V262H98ZM128 264H130V262L128 263ZM201 264V263H200ZM223 264V263H222ZM225 264V263H224ZM227 264V263H226ZM235 264V263H234ZM245 264H249V263H245Z\"/></svg>","mask_w":264,"mask_h":264}]
</instances>
